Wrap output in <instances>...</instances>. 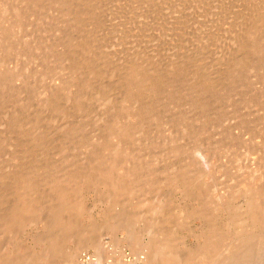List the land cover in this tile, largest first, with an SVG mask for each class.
Here are the masks:
<instances>
[{"label":"rangeland","instance_id":"374dc122","mask_svg":"<svg viewBox=\"0 0 264 264\" xmlns=\"http://www.w3.org/2000/svg\"><path fill=\"white\" fill-rule=\"evenodd\" d=\"M3 1H5V2H3ZM11 1H14V2H17V0L15 1V0H11ZM11 1H9V0H0V6L1 7H3V8H1L0 9V11L2 10L3 12H0L1 13V15H0V17H2L3 16V18H1L2 20H0V22L2 21V23H0L1 25H3V28L2 27H0V30L1 31H3L4 30V28H8L9 27V25L11 26V27H9L8 29H7V31L9 30V32H11V34H9V32H7V31H4V33L3 32H1L0 31V33H3V34H6L7 35V33H8V36L10 37L11 35V38H9L8 36H7V38H8V44H12L13 45V42H15V44H14V46L13 47H11V52L9 51V53H8V55L7 56H0V63H2V61H3V64L2 65H0V71H2V72H0V81L2 82H0V178L2 179V177H3V175L4 176H6V174L8 175V176H10V177H12L11 179H13V181L11 180V179H9V177L8 176H6V178H4V181H2L1 183H0V216L1 215H3V216H5L10 210H11V208H10V205H11V203H12V200H13V194L11 193V192H13L14 193V187H15V182L16 183H18L19 181H18V176H20V175H24V174H28L29 176H30V178H31V182H33V181H37V185L35 184L34 185V188H37V190L36 189H34L33 188V190H31V191H29V192H27V199L28 198H30V199H26L27 201H29L28 203H30L29 205L31 206V207H33V209H42V212L43 211H45V212H43V213H41V212H38V211H41V210H36V212H35V214H36V216H35V218L32 220V222H30L31 223V225L29 224V226L27 225L26 227H24V230H22L23 231V233H22V231H21V228H17L16 226L15 227H10V229H9V233H11V236L13 237H9L8 236V234L9 233H6V231H2L1 230V228H2V223L0 224V233L2 234H0V264L2 263V264H4L5 262H9V264H12V263H14V264H16L17 262H19V260L20 259H23L22 261H20L19 263L20 264H26L27 262H29V261H31L30 263H28V264H41L42 263V259L44 258V256L45 255H43V256H41V254H43L44 253V251L45 250H47V248L49 247H47V244L49 245V243H54L53 242V237H57L58 236V238L60 239V238H62V239H58V243H61V244H63V242L64 241H66L65 242V244L67 245H65V244H63L62 246L65 248V246H66V248H69L73 243V241H74V238H75V234H78L79 232H81V230H83L84 228H86V227H88V229H92L93 228V226L96 228H98V230H99V228L101 229V230H99L98 231V233L99 234H103V232H102V228H104L105 227V225L107 224V226H111L112 225V222L113 223H115L116 221L117 222H119V224H122V222H123V220L125 219L126 220V218H124L125 216H127L128 214H129V211L130 212H135L134 210H136V213L138 214V216H135L136 218H137V221H139V222H134V221H132L130 224L127 222V223H125V222H123V223H125V224H127V225H124V227L125 226H128V228H127V231L125 230V229H123V227H121V229H118V230H115V231H111L110 229H107V228H105V229H103V231H104V236H102V239H101V243H102V245L104 244V246L106 247V248H108V249H111V247H112V245L113 244H115L116 243V245H114L113 247H112V252L113 253H117L118 251V249L120 250L122 247V245H123V249L124 250H122L123 252H124V255H123V252H120V254H121V256H122V259H124V258H126V259H124V260H133V258L135 257L134 256V251L132 252V250H131V248L128 246V243H127V237H126V235L129 233V232H131V233H133V234H138L139 233V231L137 232V230H139V228H140V233H139V235L141 234V237H140V243L142 242V243H147V242H149V239H150V237H148V236H151L152 234H154L153 233V229H152V227H154V224H156L155 222L153 223V221L154 220H156L155 218L156 217H154V215L153 214H149L148 212H150L148 209H149V204L150 203H152V204H154L155 202H157V200H154L153 198H154V196H157L156 198L157 199H159L158 201H160L161 203H163V205L162 204H159L158 202V204H154V207H158V205L159 206H162L165 210L167 209V208H169V210H170V208H172L170 211L169 210H167V211H169L170 213L172 212L173 213V217L175 216L176 218H175V220H174V218L173 219H171V220H174L175 222H172V225H171V220H170V224L169 225H167V222L169 223V221H167L166 222V224L164 223V225L165 226H167L168 227V230L169 231H171V232H173V233H171L170 232V237L172 236V235H174L173 237H171L170 239H174V241L176 242V245L174 244L175 242L174 241H172V242H174L173 244H174V246L175 247H177V249H181V251L179 252V254H181V252L183 253V251H184V253L186 252H188L189 250V248H190V250H192V249H194L193 247L194 246H197V245H199L200 243H202V239L201 240H198V234L200 235V233H201V235L204 233V232H207V231H209V230H207L209 227H212V224L213 225H215L216 226V228L218 229H222V233L223 234H225L226 236H225V238H220L219 239V241L221 242V244L217 247V252L215 253V256H213V258L214 257H217V258H214L213 259V264H220L221 262H220V260L222 259L223 261H224V259L225 258H227V256H229V258H227L228 259V261L231 259V256H232V258H234L235 257V254L234 255H231L232 253H230V251L228 252L227 250H229V248H230V246H232L233 244H235L236 243V241H237V238L240 236V234L242 233V230H244L245 228H246V226H247V224H243V222H241V220L240 221H238L237 220V213L239 212V211H241V210H244L245 209V203H246V200L248 199L247 197H249L248 195H247V191H249V190H251L252 192H258L260 189H258L257 188V186L260 188L261 186H262V188H261V192H263L264 191V179H261L262 178V176H263V178H264V144L262 145V143H264V139H262V138H264V133H263V129H264V78L261 80V76H259V74L257 73V75H256V71H262V70H264L263 69V67L264 66H262V65H264V47H262V46H264V37L261 35V39H260V35H259V39H258V41L257 42H255L257 45H259L258 47H259V49H258V53L259 54H257V53H253V54H256V55H250V56H246V57H248L247 59H249V57H254L253 59H254V61H253V59H252V61H250V60H246V59H244V58H246L245 57V54H240L239 53V51H238V49H239V46L238 45H241L242 44V42L241 41H243V38H244V33H245V31H246V29H247V27H248V25H247V23L246 22H248L249 21V19L251 18V17H255V19H257L258 18V16H259V18H261V17H264V4L261 6V4L262 3H259V2H261V0H258V2L256 1V0H244L245 1V4H244V1L243 0H237V3L235 2L236 0H229V1H225V0H222V2L220 1V0H218V2H220V3H218L217 2V0H212L214 3H215V5H214V3L213 2H211V0H207V1H209V2H207L206 0L204 1V0H199V2L197 3V1L198 0H196V2H195V4H193V1L194 0H183V4H182V0H180V1H177V0H172L173 2H171V0H170V5L168 4V3H166V5L164 4L165 2H169L168 0H165V1H163V0H141L142 1V3H146L147 5L145 6V4H142L141 3V1L140 0H126V3H125V0H124V2H121V1H123V0H121V1H119L118 3H117V1L118 0H116V2H115V0H98V1H96V2H93L92 0H90V1H88V0H76V2H75V0H67L68 2V6L67 5H65V1L64 0H57V1H54V0H49V1H52V2H47L46 0H42V2H38L37 1V5H39L38 7H36V6H34V7H32V9L31 10H26L28 13H26V11L25 12H23V10L24 9H22L21 10V6H19L20 4H16V5H18V7L15 5V3H14V5L16 6V8H20V9H18V10H20L19 12L21 13V12H23V16H22V20H21V22L23 21L24 22V27L22 26V24H23V22L21 23H19L18 24V27L19 28H17V25H14V23L12 22V19H11V9H9L10 11H9V13H10V15H9V13H8V11H7V9L8 8H11L12 7V5H13V2H12V4L10 3ZM18 1H20V0H18ZM47 2L48 4H46V3H44V2ZM77 1H80L81 3L82 2H86V4L85 3H82V4H80L79 2L77 3ZM92 1V2H91ZM103 1H105V2H103ZM131 3L132 2V6H131V4L129 5V3ZM140 1V2H139ZM146 1H148V2H146ZM154 3V4H152V2ZM176 1V2H175ZM192 1V2H191ZM202 1V2H201ZM230 1H234V3L235 4H237V5H233L232 3L233 2H230ZM242 1V2H241ZM55 2H57V5H56V3ZM59 2H61V4L59 3ZM64 2V3H63ZM71 2L73 3L72 5L75 7V5L77 4V6H79V7H75V8H77V9H74L73 8V6L71 5ZM88 2V3H87ZM138 2L140 3V4H138ZM157 2V3H156ZM179 2V4H177ZM207 2V3H206ZM225 2V3H224ZM239 2V3H238ZM252 4H251V3ZM262 2L264 3V0H262ZM1 3H2V5H1ZM6 3H8V5L10 6H8ZM43 3H44V5H43ZM50 3V4H49ZM66 3V4H67ZM94 3V5H96V7L93 5V7H95L94 9L93 8H91L90 6L92 5ZM120 3H121V5H120ZM149 3H150V5H149ZM172 3H173V5H172ZM188 3L189 4H191L190 6L188 5ZM198 5H197V4ZM209 3V4H208ZM224 3V4H223ZM226 3H227V5H226ZM240 3H242L241 5H240ZM251 5H250V4ZM5 4H6V6H5ZM55 5V7H56V9H57V12H59V10L61 11V12H59L58 14H57V12L54 10V6H53V10L52 9H50L52 6L51 5ZM87 4H90V5H87ZM123 4L125 5V6H123ZM141 4H142V6H141ZM155 4H157V5H155ZM159 4H160V6H159ZM185 4H186V7H185ZM208 6H207V5ZM210 4H213V5H210ZM232 4V5H231ZM243 4H244V6H243ZM247 4V5H246ZM255 4V7L253 6ZM256 4H257V6H256ZM260 5V7H259V5ZM65 6V7H63V6ZM69 5H71V6H69ZM83 5H87L88 6V11H87V9H86V11L88 12H86L85 11V9L83 8V7H87V6H83ZM118 5H120L121 7H119ZM134 5V6H133ZM136 5H137V7H136ZM144 5V6H143ZM154 5V6H153ZM163 5H165V7L162 6ZM193 5V6H192ZM195 5V6H194ZM207 6V7H209V8H207V7H205V6ZM221 5H224L223 7H220ZM229 5L230 6H233V7H229ZM245 5H246V7H245ZM4 6H5V10L7 11H4ZM8 6V7H7ZM50 6V7H49ZM61 6H62V8H61ZM117 6V7H116ZM149 6V7H148ZM153 6V7H152ZM160 7V8H158V7ZM170 6H173V7H170ZM176 6H178V7H184V8H175ZM192 6V7H191ZM203 6V7H202ZM211 6H213V7H211ZM228 6V7H227ZM239 6L241 7H244V8H239ZM248 6H250V7H248ZM7 7V8H6ZM41 7V8H40ZM43 7H45V8H47V9H44ZM66 7H72V10H73V12L71 13V14H73V15H75V17L72 15V17H70L71 15L69 14L68 15V13L64 10V8L66 9ZM124 7V8H123ZM153 9H152V8ZM155 7V8H154ZM162 7V8H161ZM201 7V8H200ZM214 7H215V9H214ZM217 7V8H216ZM237 7V10L239 9V11H237L235 8ZM39 8L40 9H44L43 10V12L41 13V11L42 10H39ZM50 9V11H49V9ZM79 8H80V11H79ZM120 8V9H119ZM131 10H130V9ZM134 8V9H133ZM137 8H141L140 10H141V13H139L140 12V10L138 9V10H135V9H137ZM164 8V9H163ZM186 8V9H185ZM188 8H190V9H188ZM191 8H192V11H191ZM194 8V9H193ZM197 8V9H196ZM203 8V9H202ZM219 8H221L220 10H219ZM226 8V9H225ZM228 8H231V10L230 9H228ZM256 8H258V9H256ZM260 8V9H259ZM261 8H263V9H261ZM34 9H36V10H34ZM81 9H83V10H81ZM90 9H93L94 11H96V13L95 12H92ZM119 9V10H118ZM123 9H125V11H127L128 10V12H123V11H120V10H123ZM127 9V10H126ZM132 9H133V14H131L132 13ZM144 9H146V10H144ZM147 9H149V11H151V10H153V11H151L150 13H149V11L147 10ZM175 9H177L176 11H175ZM207 9V10H206ZM213 12H211L210 10ZM214 9V10H213ZM224 9H225V11H224ZM227 9H228V11H230V12H228L227 11ZM233 9V10H232ZM247 9V11H245ZM250 9H252V10H250ZM253 9H254V11H258V12H255L254 13V11H253ZM12 10H13V8H12ZM46 10V11H45ZM71 10V11H72ZM74 10H77V11H75V14H74ZM189 10V11H188ZM202 10V11H201ZM203 10H204V12H203ZM206 10V11H205ZM252 11L253 12V14L255 15H253L252 14V12H249V11ZM261 10H263V12L261 11ZM38 11V14H36V12ZM45 11V12H44ZM82 11H84L83 13H82ZM137 11H139V12H137ZM164 11H168L169 13L167 14L166 12H164ZM175 12L174 13V15H173V12ZM183 11H185V12H183ZM217 11V12H216ZM219 11V12H218ZM222 11V12H221ZM233 11V12H232ZM236 11H237V13H236ZM261 11V12H260ZM31 12H33V14H31ZM40 12V13H39ZM64 12V13H63ZM77 12V13H76ZM89 12H91V13H89ZM118 12V13H117ZM121 12V14H119ZM123 12V13H122ZM143 12H146V13H143ZM171 12H172V14H171ZM181 12V13H180ZM222 14H221V13ZM233 13V15H232V13ZM236 14H235V13ZM238 12H239V14H238ZM259 12H260V14H259ZM6 13V14H5ZM24 13H25V15H24ZM43 13H47V15H48V17H46L47 15L46 14H44L43 15ZM61 13V14H60ZM62 13L64 14L63 16H62ZM65 13H67V14H65ZM79 13V14H78ZM81 13V14H80ZM87 15H86V14ZM93 13V14H92ZM98 13V14H97ZM126 13V14H125ZM143 13V15L145 16V18H143V15H141ZM185 15H184V14ZM220 15H219V14ZM223 13H224V16H223ZM246 13H247V16H246ZM261 13H263V14H261ZM3 14H5V18H4V15ZM31 14V15H30ZM77 14V15H76ZM85 14V15H84ZM90 14H92L91 16L92 17H94V16H97V17H99V19H98V22L96 21V20H93L92 21V19H89L90 17H89V15ZM96 14V15H95ZM119 14V15H118ZM126 16H125V15ZM149 14V18H147L146 17V15H148ZM155 14V15H154ZM176 14H181V15H179V16H177ZM217 14V15H216ZM230 14V15H229ZM249 14V15H248ZM258 16H257V15ZM39 17H38V16ZM46 15V16H45ZM59 15V16H58ZM65 15H66V19L65 18H63V17H65ZM68 15V16H67ZM78 15H81V16H83V17H78ZM94 15V16H93ZM133 15H134V17H133ZM151 15H154V18H152V16ZM166 15V17L165 18H163L164 16ZM251 15V16H250ZM263 15V16H262ZM25 16H27V17H25ZM62 16V17H61ZM85 16H87L88 17V19H89V21H88V19H87V17H86V21H88V22H86V21H84V23H83V21L81 20L80 21V19H82L83 18V20H84V17ZM118 16H120V18H118ZM124 16V18L123 19H121L122 17ZM156 16H158V19L156 18ZM171 18H170V17ZM227 18H226V17ZM231 16V19L229 18ZM244 16H246L244 19H246V21L244 20L243 21V23H241L242 22V19H243V17ZM61 17V18H60ZM67 17H68V19L70 18V20H68L67 19ZM75 19H74V18ZM97 17H96V19H97ZM102 17V18H101ZM128 17V18H127ZM139 17H141V18H139ZM173 17H177V19H175V18H173ZM182 17V18H181ZM236 17V18H235ZM239 17V18H238ZM249 17V18H248ZM38 18H42V19H40V20H42V21H38L39 19ZM60 20H59V19ZM71 18H73L72 20H73V22H75L74 23V26H75V28H74V26H73V23L71 24V23H69V22H71L72 20H71ZM77 18H79V20L77 19ZM126 18V19H125ZM160 18L163 20V22L164 21H166V22H164V24L162 23V20H160ZM180 18V19H179ZM221 20H220V19ZM223 18H226V20H224ZM229 18V19H228ZM242 18V19H241ZM247 18H248V20H247ZM5 19V20H4ZM62 19V20H61ZM63 19H65V20H63ZM78 20V22H76L77 20ZM95 19V18H94ZM147 19V20H146ZM149 19H150V21H151V23H150V21H149ZM173 19V20H172ZM174 19H175V24H174ZM223 19V20H222ZM228 19V20H227ZM10 20V21H9ZM14 20V19H13ZM160 20V22L158 23V21ZM179 20V21H178ZM234 22H233V21ZM236 20V21H235ZM4 21V22H3ZM94 21H96V22H94ZM219 21H221L223 24H221V22H219ZM226 21V22H225ZM228 21V22H227ZM241 21V22H240ZM11 22V23H10ZM88 24V23H93L94 22V24H89L90 26H92V30L91 29H89V25L86 27L85 25L83 26L82 24H86V23ZM143 22V24H141ZM149 22V23H148ZM153 22H154V24H153ZM156 22V23H155ZM168 22H169V25H166V24H168ZM224 22L225 23H227V26H228V24L230 25V26H225V29L223 28L224 26H222V25H226V24H224ZM236 22H238L239 24H241V25H239L238 23H237V25H236ZM77 23L80 25V26H82V27H84V28H81V27H79L78 25H77ZM95 23H96V25H97V28L98 29H96V25H95ZM146 23V25H144ZM171 23H172V25H171ZM178 23V24H177ZM21 24V25H20ZM76 24V25H75ZM141 24V25H140ZM6 27H5V26ZM39 25H41V27L39 26ZM139 25L141 26V27H139ZM159 25V26H158ZM161 25H163L164 27H165V29H164V27L163 26H161ZM236 25V26H235ZM245 25V26H244ZM14 26H15V28H14ZM37 26V27H36ZM40 27V29L42 30V29H44L45 30V32L44 31H41L40 29H39V27ZM44 26V27H43ZM59 26V27H58ZM73 26V27H72ZM146 26V27H145ZM150 27V29L148 28L147 29V27ZM158 26V27H157ZM167 26V27H166ZM232 26H233V29H232ZM243 26V27H242ZM35 27V28H34ZM87 29H86V28ZM93 27H94V29L95 30H93ZM143 27H145L146 28V30H145V28H143ZM239 27V31L237 30V28ZM37 28H38V30H37ZM79 28H81V29H79ZM138 28H140L139 30H138ZM143 28V29H142ZM167 28V29H166ZM169 28V29H168ZM229 30H228V29ZM240 28H242V29H240ZM246 28V29H245ZM3 29V30H2ZM5 29V30H6ZM142 29V30H141ZM157 29V30H156ZM163 29H164V31L166 30H168V32H166V34L167 35H165V32H163ZM225 31H224V30ZM227 29V30H226ZM99 30V31H98ZM141 30V31H140ZM222 30V31H221ZM232 30V31H231ZM237 30V31H236ZM240 30H242V32H244L243 34H242V32H240ZM142 31H143V33H142ZM228 31V33H226ZM234 31V32H233ZM236 31V32H235ZM95 32H97V33H95ZM139 32V33H138ZM141 32V33H140ZM221 32V34H222V36L225 38V41H224V39H221V38H223V37H221V34L219 35V33ZM223 32H224V34H223ZM231 32H233V33H231ZM123 33V34H122ZM164 33V34H163ZM225 33H226V35H225ZM231 33V34H230ZM236 34L237 33V36L236 35H233L232 36V34ZM239 33H241L240 35H238ZM227 34H228V36L230 35L232 38H231V40H230V38H229V40H228V37H227ZM123 35H125V36H123ZM162 35V36H161ZM226 37H225V36ZM122 36V37H121ZM220 36V37H219ZM229 36V37H230ZM240 36V37H239ZM85 37L86 38H88L87 39V41H85ZM94 37H95V39H94ZM125 37H127V39L125 40ZM233 37H235V38H233ZM262 37H263V40H262ZM16 38V39H15ZM17 38H18V40H17ZM66 38L69 40H67L66 41ZM83 38V39H82ZM90 38V39H89ZM92 38V39H91ZM121 38H123V39H121ZM218 38H219V40H218ZM236 38L238 39V40H236ZM11 39H13V40H11ZM65 39V41H64V43H63V40ZM95 40V42H92L91 40ZM179 39V40H178ZM200 39H202V40H200ZM206 39V40H205ZM226 39H227V41H226ZM234 41H233V40ZM11 40V41H10ZM16 40H17V43H16ZM84 41V43H83V41ZM90 42H89V41ZM204 40V41H203ZM221 40H222V45H220L221 44ZM13 41V42H12ZM126 43H125V42ZM127 41H128V43H127ZM174 41L176 42V45H178V46H175V43H174ZM178 41V42H177ZM195 41H196V43H195ZM220 41V42H219ZM224 41V42H223ZM229 41H232V42H234V43H236L237 41H239L238 43H236V44H233L232 42H230L229 43ZM236 41V42H235ZM246 41V39H244V42ZM263 41V42H262ZM11 42V43H10ZM66 42V43H65ZM83 44H82V43ZM85 42H88L90 45H92V46H90L88 43H87V45H86V43ZM92 42V43H91ZM199 42V43H198ZM206 42V43H205ZM227 42V43H226ZM51 43V44H50ZM79 43H81L82 45H80ZM94 43V44H93ZM193 43H195L194 45H195V47H194V45H191V44H193ZM200 43H202L203 45H201ZM229 43V44H228ZM240 43V44H239ZM254 43V44H255ZM260 43V44H259ZM43 46H45V45H47V46H45V47H42V45ZM51 46H50V45ZM55 46H54V45ZM199 44V48H198V50H197V45ZM207 44V45H206ZM230 44H232V46L230 45ZM17 45H18V47H17ZM40 45H41V48H40ZM49 45V46H48ZM53 45V46H52ZM83 45H85V48H87V47H91L92 48V50H91V48L89 47L88 48V50L87 49H85L84 47H83V50H82V52H83V54H82V52H81V47L80 46H83ZM120 45H121V47H120ZM189 45H191V47L189 46ZM204 45H206V46H204ZM226 46L227 47V49H226V47H222V46ZM228 45V46H227ZM233 45L235 46V47H233ZM256 45V46H257ZM262 45V46H261ZM37 46V47H36ZM173 46V47H172ZM179 46L181 47V48H179ZM187 46H188V49H187ZM194 47V49H196L195 51H194V49H193V47ZM202 46H204V48L206 49H204ZM236 46L238 47L237 49H236ZM254 46V45H253ZM255 46V47H256ZM14 47H15V51H17V55H16V52H14ZM36 47V48H35ZM48 47H51V48H48ZM222 47V48H221ZM231 47V50L229 49V48ZM79 48H81V49H79ZM101 50H100V49ZM192 48V49H191ZM200 48H202V50L200 49ZM223 48L227 51L226 52V54L228 55H226L225 53H223ZM234 48V49H233ZM260 48L262 49L261 51H260ZM38 49V50H37ZM85 49V50H84ZM98 49H99V51H98ZM104 49V50H103ZM184 49H186L185 51H184ZM220 49H221V53L219 52L220 51ZM80 50V51H79ZM94 50H95V52H94ZM97 50V51H96ZM188 50H190V51H188ZM204 50V51H203ZM229 50V51H228ZM235 50V51H234ZM12 51H13V53H12ZM86 51V52H85ZM89 52V54H88V52ZM92 51L94 52L93 54H92V58L90 57L91 56V53H92ZM101 51H103V52H101ZM106 51V52H105ZM116 51V52H115ZM117 51H121V52H117ZM140 51V52H139ZM183 52V54H182V52ZM187 51V52H186ZM192 51V52H191ZM193 51H194V54H195V52H196V54L194 55L193 54ZM238 51V52H237ZM244 51H246V50H244ZM84 52H85V54H84ZM91 52V53H90ZM101 52V53H100ZM109 52V53H108ZM110 52L112 53V55H109L110 54ZM137 52H139L140 53V55H139V53H137ZM170 52H172V54L170 55L169 53ZM197 52L199 53V54H197ZM218 52V53H217ZM225 52V51H224ZM235 52V53H234ZM263 52V53H262ZM13 55H12V54ZM96 53V54H95ZM106 53V56L104 55ZM108 53V54H107ZM115 53V54H114ZM124 54L123 56H119V54ZM142 53V54H141ZM175 53V54H174ZM178 53L181 55L180 57H179V55H178ZM186 55H188V56H186ZM191 53V54H190ZM231 53L232 54V58H231V55H229V54ZM237 53V54H236ZM242 53V52H241ZM246 53V52H245ZM262 53V54H261ZM0 54H1V52H0ZM15 54V55H14ZM54 54V55H53ZM87 54V55H86ZM100 54V55H99ZM101 54L103 55V57L105 58V59H108V60H105V59H103V57L101 56ZM129 54H130V56H129ZM132 54V55H131ZM202 54H203V56H202ZM214 54H218V55H221V57L220 56H217V55H214ZM222 54H224L223 56H222ZM234 54H236V56L238 55V54H240V56H238V57H236ZM262 56H261V55ZM51 55H52V57H51ZM97 55H99V57L100 58H102L103 59V61L102 62H104V63H102L101 62V60L102 59H100V58H97L98 56ZM108 55H109V57H108ZM113 55H116L117 56V58H118V56L121 58L122 57V59H121V62L119 61V59H117L116 58V56H115V58H112L113 57ZM126 55V56H125ZM142 55H144V56H142ZM166 55V56H165ZM185 55V56H184ZM193 55L195 56V57H193ZM196 55H198V56H196ZM200 55V56H199ZM242 55H243V58H242ZM259 55V57H261L260 59L257 57ZM8 56H11V57H8ZM49 56V57H48ZM88 56L90 57L89 59H90V61H89V59H88V63H86V61H87V58H88ZM127 56H129V57H127ZM136 56H140L141 57V60H142V57H143V59H145V57H147L146 59H147V61L145 62V60H144V64H145V66L143 65V61H141V60H138V57H136ZM150 56H152V57H150ZM154 56H155V58H154ZM157 56H160V57H157ZM165 56V58H167V60H168V62L171 60L172 61V63H171V61L168 63L167 62V60L165 59V58H161V57H164ZM168 56V57H167ZM174 56H176V57H178L176 60H177V64H176V60L175 59H170V58H173ZM205 56H208V57H206V58H204ZM224 56H226V57H224ZM229 56H230V58H229ZM256 56V57H255ZM6 57H7V60H6ZM14 57V58H13ZM107 57V58H106ZM124 57L126 58V59H124ZM130 57H131V59H130ZM132 57H134L135 59H132ZM139 57V58H140ZM150 57V58H149ZM157 57V58H156ZM185 58V57H187V59L185 58V62H184V60L182 59V58ZM191 57V58H190ZM203 57V58H202ZM212 57V58H211ZM216 59H215V58ZM217 57H220V58H218L219 60H218V63L219 62H221V64H218L217 63ZM251 57V58H252ZM8 58H9V61H8ZM46 58H50L49 60L48 59H46ZM99 59L98 61H96V60H94V59ZM109 58H111L110 60H109ZM137 58V59H136ZM154 58V59H153ZM160 58V60H162L163 61V63L161 62V64H160V60H158L157 62L159 63H156L155 61L157 60V59H159ZM189 58H190V60H192V62H196V63H192L191 61H188V62H186V60H189ZM209 58V59H208ZM225 58H228V59H230V60H226ZM257 58V59H256ZM45 59V60H44ZM92 59H93V61H92ZM112 59H114L113 61H112ZM125 61H124V60ZM150 59V60H149ZM153 59V60H152ZM180 59V60H179ZM195 59V60H194ZM199 59V60H198ZM201 59H203V61L201 60ZM204 59L206 60V63H203L204 62ZM222 59V60H221ZM237 59H239V60H243V61H245L243 64H245V63H247L246 64V66L248 65V66H250V67H248V68H250V71H254V70H252V69H255V67H257L258 65H259V68L257 69V70H255V73L254 72H250L249 70H248V68L246 67V66H244V65H239V69H237L238 68V66H235L236 68H234V64H236V63H234V61H236ZM259 59V60H258ZM262 59V60H261ZM44 60V61H43ZM117 60V61H116ZM123 60V61H122ZM127 60V61H126ZM128 60H130L129 61V63H131V61L132 62H136V63H131V65H129V63H127L128 62ZM136 60V61H135ZM151 61L152 63L150 64V62L149 61ZM164 60H166V63L168 64H166L165 63V61ZM181 60H183L182 61V63L184 62V63H187V65L185 64V66H184V64H181V67L180 66H178V65H180V62H181ZM214 60V61H213ZM232 60V61H231ZM239 60H237L236 62H238ZM258 60V61H257ZM45 61H47V62H45ZM75 61V62H74ZM93 62V65H91L92 64V62ZM96 61V62H95ZM109 61H110V63L112 64V62H113V64H112V66H111V64H107V66L105 65L106 63H109ZM112 61V62H111ZM119 61V62H118ZM139 61H141V63H139ZM178 61H180V62H178ZM197 61H199V63L200 64H198V62ZM225 61H226V63H225ZM228 61V62H227ZM229 61H231V62H229ZM258 62V64H257V62ZM70 62V63H69ZM73 62V63H72ZM81 62H82V64H81ZM83 62H84V64H83ZM116 62H118V63H116ZM124 62V63H123ZM126 62V63H125ZM254 64H252V63ZM262 62V63H261ZM69 63V64H68ZM72 63V66L73 65H76V66H74L75 68H78L79 70H75V68L74 67H72L73 68V70L72 69H70L71 68V64ZM75 63V64H74ZM89 63H90V65H89ZM94 63H96V64H94ZM148 65H147V64ZM192 63V64H191ZM210 63V64H209ZM211 63H213L215 66H213V64H211ZM233 63V64H232ZM253 65V67H252V65ZM262 65H261V64ZM66 65V66H68V68L65 66V69H64V65ZM68 64V65H67ZM78 64H80V65H78ZM86 64V65H85ZM97 64H98V67H97ZM99 64H102V65H99ZM125 64H127V65H125ZM135 64H137V66L138 65H141V66H139V67H137ZM155 64V65H154ZM189 64H191L190 66H189ZM193 64H194V67H193ZM206 64H207V66L209 67H207L206 66ZM224 64H226L225 65V67L223 66ZM231 64V65H230ZM84 65V66H83ZM116 65H117V68H119V69H117L116 68ZM120 65V66H119ZM122 65V66H121ZM125 65V66H124ZM143 65V66H142ZM163 65V66H162ZM171 65H173V66H171ZM177 67H176V66ZM183 65V66H182ZM195 65H197L196 67H195ZM202 65L204 66L205 65V67H202ZM211 65H212V67H211ZM233 65V66H232ZM79 66H80V68L81 67H84V69H80L79 68ZM89 66H91V67H89ZM101 67V69L103 70L104 68H106V69H104L103 71L104 72H102L101 71V69H100V72H98L97 70ZM104 68H103V67ZM108 66H110V67H108ZM125 68H124V67ZM129 66H131V67H134V66H136L138 69H140V68H143L144 69V71H146L145 70V68L147 69V68H151V69H148L149 70V72H151V71H153V73L151 72L150 73V75H153L154 73H157V76H156V74H154L158 79H159V77L161 78L162 76H168L169 74V77H171L172 76V78H169V80H171V81H169V83H167L166 85H164L163 87H164V89L161 87L160 88V86L159 87H157V86H154V88H158L157 90V92H155V91H153L155 94L157 93L158 94V92H160L161 93V91L163 92V94L161 93H159L157 96H159L158 98H153V96H155L154 95V93H153V96H152V90H151V92L149 91V92H147V94H148V100L146 99V100H144V98H146L147 96H145V95H143V97L141 98V100L140 101H138L137 99L138 98H140V96H142V95H140V96H138L136 99H134L135 100V102H134V100H133V103H134V106H133V103H132V105H130V107L128 108V111H129V109H130V111L128 112L127 111V108H126V110H125V112L127 113L123 118V120L125 121V122H127V124H123V123H125L122 119L120 120V123L121 124H123L124 126H126L127 125V127L129 128V125L128 124H130V127L131 126H134V127H131L130 128V131H131V136H130V134H129V136H127V138H126V136L125 137H123V140L121 141V142H119V144H121L120 146H119V144H118V142H117V140H116V142H115V140L110 136V134H109V131H108V127H109V125H111V124H114L115 123V121L113 122V120L115 119L116 120V117H115V115L117 116V114H115V113H117V111L115 112V110H116V108L115 107H117V105H119V100H120V98H119V86H120V84L122 85L123 83H122V78H124V77H122L124 74H123V72L125 73V71H127V69H129V68H131V67H129ZM160 66V67H159ZM165 66V67H164ZM169 66H170V69H169ZM201 66V67H200ZM217 66H219L218 68H217ZM230 66H232V68L233 69H231V67ZM262 66V68L260 69V67ZM93 67H96V68H93ZM115 67V69H114V72H113V68ZM167 67V68H166ZM173 67H175V68H173ZM185 67V68H184ZM189 67V68H188ZM193 67V68H192ZM198 67L201 69H198ZM216 69L215 71H214V68ZM221 67V68H220ZM222 67H224V68H222ZM227 67V68H226ZM230 67V68H229ZM242 67H245L246 68V73H244V68H242ZM48 68H50V69H48ZM63 70H62V69ZM69 69V70H67V69ZM92 68V70H90V71H93V73H94V71H96V72H98V73H96L95 72V74H97V76L98 75H102L103 73L105 74H103V77H100V76H98V80H99V82H98V80H97V76H95V74H93V76H95V77H93L92 76V72H90L89 71V69H91ZM108 68H110V69H108ZM112 68V69H111ZM156 68H158L157 70H155L154 71V69H156ZM173 68V69H172ZM179 68V69H178ZM182 68V70H180ZM187 68V69H186ZM190 68H191V70H190ZM195 68V70H193ZM197 68V69H196ZM202 68H204V69H202ZM206 68V69H205ZM240 68H242L241 70H240ZM48 69V70H47ZM96 69V70H95ZM143 69H140V70H143ZM160 69H161V71H160ZM178 69V70H177ZM185 69V70H184ZM210 69V70H209ZM222 69V70H221ZM231 69V70H230ZM238 70V71H240V72H238V71H236V72H238V73H236V72H234L235 70ZM7 70V71H6ZM50 70H53V71H50ZM59 70H61V72L59 71ZM73 72H72V71ZM84 70V71H83ZM109 70V73H111L110 75H109V73L107 72ZM111 70V71H110ZM115 70H116V72H115ZM119 70V72H117ZM147 70V71H148ZM162 70L164 71V70H166V71H170L169 72V74H168V72H166V71H164V73H162ZM175 70H177V71H175ZM182 72H180V71ZM187 71V72H184V71ZM188 70H190V71H188ZM193 70V71H192ZM196 70H197V72H196ZM200 70V72H198ZM219 70V71H218ZM229 71V75L227 74V75H225L227 72H225V71ZM47 71H48V75H46V73H47ZM51 73H50V72ZM81 71H83L84 73L85 72H87V73H85V74H83V73H81ZM89 71V72H88ZM120 71H123V72H120ZM157 71V72H156ZM162 73V76H159V75H161V73ZM203 71V72H202ZM216 71H218L217 73H216ZM221 71H223L222 72V74L224 75H222L220 72ZM231 71H233L232 73H233V75L235 74V76H233L232 75V73L230 74V72ZM247 71H249V72H247ZM258 71V72H259ZM5 72V73H4ZM8 72V73H7ZM11 72V73H10ZM60 72V73H59ZM158 72H159V74H158ZM174 72V73H173ZM176 72V73H175ZM208 73V75H206L207 73ZM215 72V73H214ZM264 72V71H263ZM263 72H261V74L260 75H263L264 76V73ZM1 73H2V75H1ZM4 73V74H3ZM45 73V74H44ZM52 73H54V74H52ZM77 73L78 74H80L79 75V77H78V75H77ZM88 73H89V75H88ZM115 73H120L119 75L117 74H115ZM121 73H122V75H121ZM168 75H167V74ZM178 73V74H177ZM180 73V74H179ZM184 73V75H182ZM185 73H186V75H185ZM194 73H195V75H194ZM206 73V74H205ZM213 73H214V75H216L217 77H215L214 75H213ZM240 73V74H239ZM242 73H244V75H242ZM250 73V74H249ZM253 73H254V75H256V76H253ZM6 74V76H4ZM13 74V75H12ZM15 74H18V75H15ZM49 74H52V75H50L49 76ZM81 74H83L82 76H81ZM87 74V75H86ZM90 74H91V77L92 78H89L90 77ZM107 74L109 75V76H107ZM112 74L114 75V76H112ZM174 76H173V75ZM190 76H189V75ZM203 74H205L206 76H208V77H205V75H203ZM217 74H221V75H217ZM252 74V75H251ZM12 75V76H11ZM45 75V76H44ZM72 75V76H71ZM76 75V76H75ZM152 76L153 77V82H155L156 80H157V78H155V76ZM176 75V76H175ZM178 75H180V76H183V78H179V76ZM239 75V77L237 78V76ZM242 75V76H241ZM246 75H248L247 76V81H245V76ZM250 75L252 76V78H250ZM7 76H10V77H7ZM15 76V77H14ZM86 76H88V77H86ZM106 76H107V78H106ZM112 77V80L111 79H109L108 77ZM177 76H178V78H177ZM185 76V77H184ZM192 76H194L195 78H192ZM227 76V77H226ZM229 76H230V78H229ZM233 76V77H232ZM241 76V77H240ZM2 77L3 78H7V80H5V79H2ZM11 77H12V79H11ZM17 77V78H16ZM73 77H74V79H73ZM78 77V78H77ZM117 77V78H116ZM120 77H122V78H120V80H118ZM188 77V79H186V81H185V78H187ZM196 77H199V78H196ZM201 77H202V79H201ZM211 77H212V79H211ZM218 77H220L221 78V80H222V82H221V80H220V78H218ZM223 77V78H222ZM225 77V78H224ZM235 77V79H232V78H234ZM244 77V78H243ZM249 77V78H248ZM8 78L10 79L9 81H8ZM15 78V79H14ZM92 81V79L93 78H95V79H93V82H91V81H89L88 82V80L89 79ZM99 78H101V79H99ZM114 78V79H113ZM154 78H155V81H154ZM165 78V77H164ZM192 78V79H191ZM210 78V80H207V79H209ZM231 79V82H232V87H234L233 89H232V87H231V85L228 83V84H225L224 85V83H225V81H226V79ZM236 78H237V80H236ZM239 78H241V80H238ZM257 78H259V80L257 79ZM87 79V80H86ZM103 79V80H102ZM106 79H108L107 81H106ZM190 79V80H189ZM196 79V80H195ZM200 79H201V81H200ZM214 79V80H213ZM217 81H216V80ZM219 79V80H218ZM242 79L244 80V81H242ZM249 79V80H248ZM255 80V82H254V80ZM4 80V81H3ZM13 80V81H12ZM70 82H69V81ZM72 80H74L75 81V83L77 82L78 84H75L76 85V87H80V89H78V88H76L75 87V85H74V81H72ZM78 80V81H77ZM96 82H95V81ZM101 80L103 81V84H102V82H101ZM118 80V81H117ZM122 80V81H121ZM206 82H205V81ZM216 81V83L215 82H213V81ZM233 80H236L237 82L239 81L240 82V84H238L236 81H233ZM253 80V81H252ZM263 82H261V81ZM8 81V82H7ZM12 81V82H11ZM24 81V82H23ZM61 81H63L62 83H61ZM66 81V82H65ZM67 81H68V83H73V85L69 88L68 87V85H70V84H68L67 83ZM108 82V83H105L104 84V82ZM115 81V83H116V81H117V84L119 83V86L117 87L116 85H114L113 83H111V82H114ZM174 81V82H173ZM188 81V82H187ZM198 81H199V83H198ZM203 81V82H202ZM248 81H250V82H248ZM6 82V83H5ZM64 82H65V86H66V88L65 89H60V87L62 88H64ZM85 82H86V84H85ZM91 85V83H92V86H88L89 84ZM98 82V83H97ZM121 82V83H120ZM172 82H173V85H175V87L172 85L171 86V84H172ZM177 82H178V84L179 85H176L177 84ZM181 83V87L179 88L178 87V89L177 90H175L174 88H176L177 86H180V83ZM192 83V84H189V83ZM218 82V83H217ZM221 82V83H220ZM230 82V83H231ZM246 82V84L247 85H249L248 83H251L249 86H247L246 84H244V83ZM248 82V83H247ZM10 83V84H9ZM67 83V84H66ZM84 83V84H83ZM99 83H100V85H99ZM109 83H111V86H112V84L116 87V88H118L117 90H118V92H117V94H118V96L115 94V92H113V91H116V88H114V86H112V90H113V88L115 89V90H111L110 92H109V94H111V95H107L108 94V91L111 89V86L109 85ZM185 85H188V86H185ZM208 83H209V85L211 86H209L208 85ZM211 83V84H210ZM212 83H215V84H212ZM237 85H236V84ZM5 84H6V86H5ZM93 84H95V86H99V88L97 87V89H96V87L95 86H93ZM101 84H102V86H104L105 88H103V90H101L102 89V87H101ZM106 84H108L107 86H106ZM201 85V87L203 88L204 87V89H202L201 87H200V85ZM207 84V85H206ZM217 84H219V86H216ZM235 84V85H234ZM241 84L243 85L244 84V86L243 87H241ZM4 85V86H3ZM23 85H25V86H23ZM61 85V86H60ZM63 85V86H62ZM78 85V86H77ZM79 85H83L82 87L81 86H79ZM170 85V86H169ZM184 85V86H183ZM195 85V86H194ZM203 85H205V86H203ZM214 85V86H213ZM224 85V86H223ZM9 86V87H8ZM87 86L88 87H91L90 89H92V91L90 90V89H87ZM109 86V87H108ZM191 86V87H190ZM198 87L199 86V88H195V87ZM209 86V87H208ZM218 87L217 89L216 88H214V87ZM222 86V87H221ZM251 86V87H250ZM4 87V88H3ZM22 87H23V89H22ZM24 87H25V90H24ZM59 87V88H58ZM67 87L70 89V91H69V89L67 90ZM73 87V88H72ZM86 87V88H85ZM94 87V88H93ZM122 87V86H121ZM123 87H125V86H123ZM122 87V88H123ZM170 87V88H169ZM171 87H173V88H171ZM208 89H206V88ZM213 87V88H212ZM229 88V91H230V89H232L230 92H228L227 91V89ZM246 87V91H245V88ZM5 88H7L8 90H9V92H8V90L6 89V90H4ZM57 88V89H56ZM77 89V90H80L79 92H76V90L75 89ZM83 90H82V89ZM108 88H110V89H108ZM126 88H128V87H126ZM153 88V89H154ZM165 88H169L168 90H167V92L166 91H164L165 90ZM185 88V89H184ZM197 90H195V89ZM201 88V89H200ZM211 88V89H210ZM250 88V89H249ZM27 89H29V90H27ZM58 89H59V91H58ZM85 89V90H84ZM86 89H87V91H89V92H87L86 91ZM105 89H108V91L106 90L105 91ZM125 89V88H124ZM156 89H154V90H156ZM161 89H163V90H161ZM171 89V90H170ZM173 89L175 90V91H177V93L175 92V91H173ZM200 89V90H199ZM213 89V90H212ZM218 89H221V90H219V92H215V91H218ZM225 89H226V91H225ZM242 89H244V90H242ZM1 90H2V92H1ZM24 90V91H23ZM56 90H57V92H56ZM68 92H67V91ZM81 90H82V92H81ZM93 90H94V93H90V92H93ZM97 90V91H96ZM191 90V91H190ZM203 90V91H202ZM224 90V91H223ZM5 91V92H4ZM33 91V92H32ZM55 91V92H54ZM98 91H100V93H98ZM104 92L103 94L104 95H102L101 93L102 92ZM170 91V92H169ZM173 93H172V92ZM186 91H187V94H186ZM192 91H194V92H192ZM210 91H212V92H210ZM65 94H64V93ZM69 93V92H71V94L73 95V93L75 94V95H77V97L76 98H74L75 97V95H70V97H72L73 98V100H71L70 99V97L69 96H66V95H68L67 93ZM73 92V93H72ZM111 92H113V93H111ZM167 93V95L165 94L164 95V93ZM175 92V93H174ZM189 92V93H188ZM191 92H192V96H191ZM203 93V92H205V93H203V95L201 96V95H199L200 93ZM214 92V93H213ZM222 94H221V93ZM224 92H226V93H224ZM227 92H228V95H227ZM3 93V94H2ZM5 93H6V95L7 96H5V98H4V95H5ZM32 93H33V95H32ZM35 93V94H34ZM54 93V94H53ZM58 93H63L61 96L60 95H58V97L59 98H57V97H54V99L52 100V98H53V96H57V94ZM80 93V94H79ZM81 93H83V95L84 94H86V95H88L87 97H86V95L84 96L85 98H83V96H82V94ZM88 93H90V95H91V98L89 97L90 95L88 94ZM171 95V93L172 94H174V96L173 95H169V94ZM194 93V94H193ZM217 93V94H216ZM218 93H219V95H218ZM231 93V94H230ZM70 94V93H69ZM95 96H94V95ZM98 94V95H97ZM114 96H113V95ZM149 94H151V95H149ZM187 95L186 96V100H184L185 99V97H183V95ZM205 94V95H204ZM209 94H210V96H209ZM14 95H15V99L14 98H12V96L14 97ZM95 97H93V96ZM97 95V96H96ZM107 96V97H109V96H111L110 98H106V97H103V96ZM162 95V96H161ZM178 95V96H177ZM206 95H208L207 97H206ZM221 95H223L222 97H221ZM224 95H225V97H224ZM230 95V96H229ZM10 96V97H9ZM65 96H66V98H65ZM78 96H81L82 97V99L84 100H82L81 99V101L80 100H78V99H80ZM101 96V97H100ZM151 96V97H150ZM157 96H155V97H157ZM168 96V97H167ZM170 96V97H169ZM211 96L212 97H215V98H211ZM66 99V100H64L63 101V99L64 98ZM104 99H103V98ZM113 97H115V100L117 101V99H118V101H117V103H116V101L114 100V98ZM161 97H163V98H161ZM166 97V98H165ZM176 97L178 98V99H176ZM202 97V98H201ZM209 97V98H208ZM227 97H229V98H227ZM2 98V99H1ZM4 98V99H3ZM10 98H12L13 99V101H11L10 100ZM57 100H56V99ZM60 98H61V100H60ZM94 98V99H93ZM99 98V99H98ZM171 98H172V100H171ZM188 98V99H187ZM205 98V99H204ZM226 99V101H225V99ZM8 99H9V101H8ZM17 99V100H16ZM58 99H59V101H58ZM88 99V100H87ZM90 99H92V100H90ZM95 99H97V102L95 101ZM102 99V100H101ZM108 100L109 101V99L111 100L110 102H107L106 100ZM151 99V100H150ZM152 99H155V100H153V103H151L152 102ZM159 99V100H158ZM169 99V100H168ZM209 99H211V100H213L212 102H211V100H209ZM215 99V100H214ZM220 99V100H219ZM69 100H71V103L73 104V107H72V104L70 105L69 103H70V101ZM76 100V101H75ZM87 102H86V101ZM105 101V104L106 103H109V104H106V106H104V105H102L101 103H104V102H101V101ZM114 100V101H113ZM161 100H163V102L161 101ZM218 100V101H217ZM224 100V101H223ZM53 101H55L54 103H53ZM63 101V102H62ZM66 101H68V102H66ZM72 101H74V103L72 102ZM78 101V102H77ZM80 101V102H79ZM91 101V102H90ZM95 101V102H94ZM98 101H99V103H98ZM137 101H138V104L140 105V103H142V104H144V103H147V102H149V103H147L148 105L147 106H145V104H144V106L141 104L140 105V108L138 107L139 105L137 104V106H136V104L135 103H137ZM141 101H144V103L143 102H141ZM146 101V102H145ZM157 101H158V103H157ZM167 101V103H164V102H166ZM176 101V102H175ZM178 101V102H177ZM217 101V102H216ZM4 102V103H3ZM9 102H11V105H10V103ZM16 102V103H15ZM19 102H21V103H19ZM53 104H55V106L53 105L52 106V103ZM57 102H62L63 104H66V106H64L62 103V105L64 106V107H61L62 105H59L60 103H57ZM66 102V103H65ZM92 102L94 103V104H92ZM112 102V103H111ZM140 102V103H139ZM160 102V103H159ZM162 102V103H161ZM172 102H174V103H171ZM214 102V103H213ZM13 103V104H12ZM18 103V104H17ZM78 103V104H77ZM81 103V104H80ZM86 103V104H85ZM90 103H91V105H93V106H95V108L93 109V106H91L90 105ZM96 103V104H95ZM98 103V104H97ZM156 103H157V106H156ZM169 103V104H168ZM70 105L72 108H74L75 110H76V108H77V110L75 111V110H72V108L69 106L68 107V105ZM75 104V105H74ZM83 104H85V105H83ZM110 104H112V106H113V104H116V106L114 105L113 107L115 108H110L111 107V105ZM152 104V105H151ZM160 104V105H159ZM15 106V108H14V106ZM59 105V106H58ZM77 105V106H76ZM101 105H102V107H101ZM108 105H109V107H108ZM152 107H151V106ZM164 105V106H163ZM170 105V106H169ZM13 106V107H12ZM58 106V107H57ZM88 106V109H89V106H91L90 108L91 109H89L90 111H92V112H89V110L88 109H85L86 107ZM100 106V107H99ZM136 106V107H135ZM144 108H143V107ZM162 106V107H161ZM56 107V110L54 109ZM76 107V108H75ZM83 107H84V109H83ZM102 108L103 109V107H104V109L102 110V109H100L99 110V108ZM106 107H108V109L106 108ZM135 107V108H134ZM142 107V108H141ZM157 107H159V109H157ZM16 109V110H14V109ZM57 108H59L58 110H57ZM60 108L63 110V108H65V110H61L62 112H60ZM68 110H67V109ZM71 108V109H70ZM81 109V111H85V113H86V115H85V113H84V111L83 112H79L78 111V109ZM97 108V109H96ZM138 108V112H136V114L134 113L135 111H137V110H135V109H137ZM145 108H147L148 110L147 111H145L146 109ZM150 108L151 109H153V108H156V109H154V110H152V111H150ZM160 108H162V109H160ZM166 108V109H165ZM93 109V110H92ZM106 109V110H105ZM110 109H113V110H111L110 111ZM134 110V112H133V110ZM140 109H143V110H141L140 112L141 113H143L142 115H141V113L139 112V110ZM145 109V110H144ZM69 110H71V112H68ZM86 110H88V111H86ZM94 110H95V112H97L98 110V115H97V113H95L94 112ZM104 110H105V113H104ZM109 110V111H108ZM132 110V111H131ZM161 110V111H160ZM163 110V111H162ZM165 110V111H164ZM15 111V112H14ZM67 111V112H66ZM73 111V112H72ZM75 111V112H74ZM102 111V112H101ZM109 113H108V112ZM113 111V112H112ZM143 111V112H142ZM146 113H148L147 115L145 114V112ZM155 111V112H154ZM59 112L60 113H62V114H59ZM77 112H79V114L77 115ZM110 112H111V116L109 115L108 116V114H110ZM115 112V113H114ZM131 112V113H130ZM132 112H133V114H134V116H132L133 114H132ZM153 113V116H150V115H152V113ZM159 112V113H158ZM66 113V114H65ZM70 113V115H68V114ZM71 113H73V114H76V115H74V116H72L71 115ZM82 115H81V114ZM88 113H90V114H88ZM92 113V114H91ZM93 113L95 114V116H97V117H95L94 118V116H93ZM103 113V114H102ZM106 113H108L107 115H106ZM112 113H114V114H112ZM139 113V114H138ZM157 115H156V114ZM87 114H88V116H87ZM99 114H100V116H99ZM131 116H130V115ZM140 115V116H138V115ZM160 114H161V116H160ZM14 115H16V118L14 117ZM62 115V116H61ZM64 115H67V116H64ZM79 115H80V117H79ZM84 115H85V117H84ZM91 115V116H90ZM103 115H105V116H103ZM11 116H13V117H11ZM35 116H37V117H35ZM99 116V117H98ZM108 116V117H107ZM127 116V117H126ZM150 117V118H147V117ZM154 116H155V118H154ZM11 117V118H10ZM17 117H20L19 119H21V121H19V119L17 118ZM39 117V118H38ZM63 117V118H62ZM66 117V118H65ZM74 117V118H73ZM79 117V118H78ZM84 117V118H83ZM90 117H93V118H90ZM102 117H103V119H102ZM115 117V118H114ZM129 117V118H128ZM134 117V118H133ZM141 117V118H140ZM145 117V118H144ZM157 117H159V118H157ZM26 118V119H25ZM32 118V119H31ZM33 118H35L37 121H39V122H37L36 123V120H34ZM70 118V119H69ZM75 118L77 119V120H75ZM86 118H87V120H89V118H90V120L91 121H83L82 122V119L84 120H86ZM97 118L99 119H102V120H100L103 124H101V122L99 121V120H97ZM111 118V119H110ZM126 118H128V119H130V121L129 120H127ZM139 118V119H138ZM152 118V119H151ZM178 118H179V120H181V121H179L178 120ZM12 119H14V120H12ZM18 120V123L20 124V125H23L22 123H24V129H23V126L21 127V126H18V123H17V125H15L16 124V121L15 120ZM24 119L25 120H28L29 119V121H24ZM79 119H80V121H79ZM97 120V122L98 123H96V120ZM106 119V120H105ZM108 119H110L111 120V122H109V123H111V124H109L108 122H107V126H106V121H109ZM113 119V120H112ZM131 119H134V120H131ZM137 119V120H136ZM149 119V120H148ZM151 119V120H150ZM160 119V120H159ZM177 119V120H176ZM12 120V121H11ZM31 120H33L35 123H32V121ZM68 120L70 121V122H72L73 123V127H72V123H70V122H68ZM105 120V121H104ZM138 121L137 123H136V121ZM142 120H143V123H141L140 124V122H142ZM147 120V121H146ZM176 120V121H175ZM15 121V122H14ZM104 121V122H103ZM132 121H134V123L132 122ZM149 121H151V122H149ZM186 121H188V126H186L185 124H187L186 123ZM12 122H13V124H12ZM27 122V124H25ZM30 122V123H29ZM94 122H95V125H94ZM117 123L119 122V121H116ZM132 122V123H131ZM145 122H147V124L145 123ZM157 122H159V123H157ZM261 122H262V124H261ZM8 123H10V124H8ZM66 123H69L68 125L66 124ZM81 123H83L82 125H81ZM92 124V126H91V124ZM101 125H100V124ZM153 123V125L151 126V124ZM154 123H155V125H154ZM173 123V124H172ZM176 125H175V124ZM181 124V126H180V124ZM190 123H191V126H190ZM261 124V126L263 127V129H261L262 127H259L260 126V124ZM29 124V125H28ZM33 124V125H32ZM37 125L38 124V127L37 128H35V126L34 125ZM77 124V125H76ZM88 124H89V127H88ZM96 124L98 125L97 127H100V129H102V127L104 128V130H103V132L102 131H100V129H97V131H96V128L97 127H95L96 126ZM132 124V125H131ZM143 124V126L145 127V129H144V127H143V129H144V131L141 129L142 128V125ZM145 124H146V126H148V128L145 126ZM160 125V126H158V127H156V125ZM257 124H259V125H257ZM8 125H10L9 127H11L12 125L15 127V129H13L12 130V127L9 129V131H8ZM26 125H28V128L26 129L25 127H27ZM32 125V127L34 126V128H32L31 127V129H30V126ZM65 125H66V127H65ZM71 125V126H70ZM74 125H76V127L74 126ZM79 125H81V127L79 126ZM86 125H87V127H86ZM100 125V126H99ZM149 125H150V129H149ZM182 125H185V126H183L182 127ZM93 126H94V131L92 130V128H93ZM178 126V127H177ZM259 129H261V130H259V131H262L261 133L258 131V128ZM13 127V128H14ZM19 127H21V129L19 128ZM63 127H65L64 128V130H62L63 129ZM79 127V128H78ZM87 129H86V128ZM92 127V128H91ZM139 129H138V128ZM161 129H160V128ZM182 127V128H181ZM70 128H72V129H70ZM75 128V129H74ZM106 128H107V130H106ZM134 128V129H133ZM135 128H136V130H135ZM152 128V129H151ZM154 128H156V129H154ZM179 128V129H178ZM189 128V129H188ZM251 128H252V130H251ZM35 129V130H34ZM70 129V130H69ZM77 129V130H76ZM81 129V130H80ZM84 129H85V133H84ZM89 129V130H88ZM133 130V132H132V130ZM154 129V130H153ZM184 129H185V131H184ZM190 129H191V131H190ZM201 129V130H200ZM254 129H255V131H254ZM15 130V131H14ZM21 130H24V131H22V132H20ZM35 131V133H38L39 135H42V136H39V135H37V134H35L34 133V131ZM68 132H67V131ZM80 130V131H79ZM146 130V131H145ZM148 130H149V132H148ZM183 130V131H182ZM188 130V131H187ZM10 131H12L11 133H10ZM15 133H14V132ZM38 131V132H37ZM40 131H42V134H40ZM65 131V133H66V135H65V133H63ZM71 132V135H72V137H74L75 135V138H73V139H71V135H70V132ZM74 131V132H73ZM77 131V132H76ZM82 131V132H81ZM87 131V132H86ZM89 131V132H88ZM101 133H100V132ZM106 131H108L107 133H106ZM134 131H136V132H134ZM137 131H138V133H140V134H138L137 133ZM143 131V132H142ZM154 131V132H153ZM258 132V135L257 134H255V136H256V138H258V139H256V140H252V139H254V133H257ZM9 132V133H8ZM157 132V133H156ZM254 132V133H253ZM19 133H20V135H19ZM33 133L35 134V135H33ZM61 133H63L64 135L62 136V138H63V140L64 141H62V140H60V138H61ZM79 133V134H78ZM80 133H82V134H80ZM102 133H103V135H102ZM134 133V134H133ZM136 133H137V135H136ZM143 133V134H142ZM154 133H156V134H154ZM159 133H160V135H159ZM260 133V134H259ZM58 134H60V135H58ZM74 134V135H73ZM99 134H101V135H99ZM105 134H106V136H105ZM150 134H152V135H150ZM158 134V135H157ZM261 134H263V137L261 138ZM23 135V136H22ZM29 135V136H28ZM31 135H32V137H31ZM67 135H70V136H67ZM81 135V136H80ZM108 135V136H107ZM134 135V136H133ZM135 135H136V137H135ZM148 135V136H147ZM250 135V136H249ZM259 135H260V138H259ZM34 136V137H33ZM36 136V137H35ZM39 136V140H38V137ZM44 136V138H42ZM58 136H60V138L58 137ZM133 136V137H132ZM142 136L144 137V139L142 138ZM156 136V137H155ZM158 136H160V137H158ZM253 136V137H252ZM258 136V137H257ZM22 137V138H21ZM25 137V138H24ZM27 137H28V140H32V142H30V141H27ZM31 137V138H30ZM41 137V138H40ZM79 139H77V138ZM87 137V138H86ZM99 137H101V139L99 138ZM105 137H106V139H105ZM109 137L110 138H112V140L111 139H109ZM138 137V138H137ZM147 137H149V138H147ZM249 137H250V139H249ZM34 138H37V141L38 142H36V140H34ZM46 138V139H45ZM61 138V139H62ZM80 138H83V139H80ZM128 139V140H125V139ZM134 138L136 139V140H134ZM157 138H159V140L161 141H159ZM25 140V142H24V145H23V141ZM40 139H42V143H41V147H42V145H43V147L41 148L40 147V145H38L37 146V144H39L40 142H41V140ZM44 139H45V141L47 142V143H49L50 145L47 147V143L44 141ZM48 139V140H47ZM58 139V140H57ZM70 140L71 139V141H70V143H72L74 146H72V144H70L68 141H66V140ZM85 139V140H84ZM129 139H131V140H129ZM133 139V140H132ZM145 139L147 140V141H145ZM149 139H150V141H149ZM152 139V140H151ZM154 139V140H153ZM155 139H156V141H155ZM164 139V140H163ZM261 139V141H259ZM20 140H22V141H20ZM73 140V141H72ZM76 140V141H75ZM79 142H78V141ZM106 140V141H105ZM113 140H114V143L115 144H117L118 145V147L113 143ZM139 140V141H138ZM141 140H143L142 142H144V143H142L141 142ZM163 140V141H162ZM192 140V141H191ZM19 141H20V143H22L21 144V147H19L20 146V144H19ZM37 143V144H35V142ZM40 141V142H39ZM58 141V144L60 145V146H58L57 144H56V142ZM59 141L63 144V142H67V143H64L63 145H61L60 143H59ZM75 141V142H74ZM80 141H81V143H80ZM103 141H105V142H103ZM127 141V142H126ZM131 141V142H130ZM132 141H134L135 142V145H133L132 144ZM138 141V142H137ZM160 142V143H158V142ZM252 141H254V142H252ZM31 144H30V143ZM43 142H44V144L46 145V147L44 146V144H43ZM86 142H89V143H86ZM91 142V143H90ZM98 142H101L100 144L98 143ZM125 142V143H124ZM130 142V143H129ZM137 142V143H136ZM142 144H141V143ZM149 142H150V144H153V145H150L149 144ZM152 142V143H151ZM258 142H259V145H261V146H263V147H261L260 149L258 148ZM26 143V144H25ZM29 143V145L27 146V144ZM78 143V144H77ZM84 143V144H83ZM108 143H109V145L110 146H114V147H117V148H120L121 150V154H124L123 156H122V162H121V164L120 165H122V169L120 168V170H117V172H116V174H118V178L120 177H122L123 176V174H124V172L122 171L123 169H126L128 166H127V163L129 164V167H132V165L133 164H135V166H139V164H140V166H141V169H142V172H141V174H140V179L138 178V179H135V180H133L132 182H137V181H141V183H143V181L142 180H144V183L143 184H141L143 187H145V188H143L142 186L140 187H137V190H140L141 192H142V190H143V192L142 193H140V191L138 192L137 190H136V193L138 192V195L137 194H134V195H124L123 197H125V198H129V199H131V200H129V199H123L122 200V195L121 194H115V193H113L114 191L112 190V189H109V188H107V187H105L104 185H102L103 187H100V186H98V185H94L95 183V177L93 178L92 177V180L90 181L91 183H90V185H89V183L86 185V184H84V187L85 186H87V188H91V189H93V191H95V192H93L91 189H90V191H89V189L88 190H86V187L84 188L83 187V185H82V183H80L79 184V181H78V187H77V189L79 190V187H80V185H82V187H81V189H82V191H81V189L76 193V194H82V196L80 197V196H78L77 195V197L75 198L74 197V195H71L72 193L70 192V195L73 197H71L70 195H69V193H68V195L66 194V196H68L67 198H68V200H67V202L66 203H68L69 204V200H70V203L71 204H77V205H79V206H84V208H83V212H80V213H75L74 211H71L72 213V215L70 214V216H68V214H66V215H63V217L65 216V218L66 217H68V218H66V219H68V220H70L71 222H72V231L70 230V231H65L64 233H60V235H63V237L62 236H60L58 233L59 232H57L58 230H55L54 232H52L54 229L51 227H47L48 226V224L50 223V215L47 213V211L49 210L50 211V208L52 209V207H51V205L53 206V208H55L56 206L55 205H57L56 203H54L53 201V198H55V193H56V190L54 189H52L51 188V186L48 184L47 185V187H46V189L44 190V188H45V185H46V180L52 175V173L53 172H55V176H54V173H53V175L52 176H54L53 178H56L57 180L59 179V181H61V180H63V182H62V186H61V188H63L64 186H66L67 184H65L64 183V181H65V179H66V177H68V176H70V175H72V174H75V173H77V174H81V173H84L83 174V176L84 175H91V173H93L94 172V174H95V170L93 169L92 170V168H91V166H94L93 164H95V166L97 165V161H100V157H105L107 154H108V151H106V149H107V147L106 146H108ZM127 143V144H126ZM155 143H157V144H155ZM163 143H164V145H166V146H163ZM192 143H195V144H192ZM200 143V144H199ZM251 143H253L252 145H251ZM255 143H257V144H255ZM261 143V144H260ZM19 144V145H18ZM35 144V147L33 146ZM67 144V145H66ZM81 144H83V146L81 145ZM88 144V145H87ZM104 144V145H103ZM106 144V145H105ZM124 144H126V145H124ZM141 145V147H140V145ZM144 144H146V145H144ZM159 144H162V145H160L159 146ZM199 144V145H198ZM253 147V149L251 150V146ZM18 145V146H17ZM66 145V146H65ZM70 145H71V147H70ZM77 145V146H76ZM87 145V146H86ZM99 145V146H98ZM131 145H133L134 147H136V148H133L132 149V147L133 146H131ZM138 145V146H137ZM142 145H144V146H146V147H142ZM204 145V146H203ZM256 145H258V146H256ZM26 146V147H25ZM32 146H33V148H32ZM55 146H58V150L56 149L57 147H55ZM81 146V147H80ZM98 146V147H97ZM125 146V147H124ZM147 146H149V147H147ZM153 147V149H152V147ZM157 146L158 147H160V148H158V150H157ZM168 146V147H167ZM190 146H193V148H192V150L193 149H196V150H194L193 152H191L192 150L190 149L191 147ZM202 146V147H201ZM205 146H207V148H205ZM19 147V148H18ZM22 147H24V148H22ZM41 150V151H43L42 153H41V151L38 149V148ZM50 147H52V149H50ZM67 147V148H66ZM74 147V148H73ZM85 147V148H84ZM89 147L91 148L92 147V149L90 150L89 149ZM96 147H97V149H96ZM99 147L101 148V149H99ZM106 149H105V148ZM139 147H140V149H139ZM172 147V148H171ZM174 147V148H173ZM199 148V152L200 153H198V152H196V151H198V149L197 148ZM204 147V148H203ZM250 147V151H249V148ZM255 147V148H254ZM21 148V149H20ZM43 148H45V149H43ZM49 148V149H48ZM54 148H55V152H53L54 151ZM61 148V149H60ZM63 148V149H62ZM64 148L66 149V150H64ZM72 148V151L70 150V154L67 152L69 149H71ZM81 148V149H80ZM88 148V149H87ZM93 148H95L96 150H97V152H96V150L95 149H93ZM123 148V149H122ZM125 148V149H124ZM129 148V149H128ZM138 148V149H137ZM188 148V149H187ZM202 150H201V149ZM210 148V149H209ZM258 148V149H257ZM20 149V150H19ZM24 150V152H23V150ZM36 149V150H35ZM38 149V150H37ZM99 149V150H98ZM127 149V151H125ZM131 149V150H130ZM143 149V150H142ZM144 149H145V151H144ZM154 149H155V151H158V152H155L154 151ZM161 149V151H159ZM165 149L167 150V151H165ZM177 149H179L180 151H183V153H179L178 151L179 150H177ZM190 149V150H189ZM204 149H205V151H204ZM255 149V150H254ZM49 150V151H48ZM52 150V151H51ZM56 150H57V152H56ZM59 150H61L60 152L62 153V152H65V154L66 155H64V153H63V155L59 152ZM103 151V153H104V155H102L103 153L101 152V151ZM128 150H130V151H128ZM132 150H134V151H132ZM163 150V151H162ZM170 150V151H169ZM171 150H173V151H171ZM185 150V151H184ZM248 150V151H247ZM40 151V152H39ZM44 151H47V153H48V156L46 157V156H44L45 155V153L46 152H44ZM52 152V154H51V152ZM92 151H94L95 153H97V154H94ZM133 153H132V152ZM207 151V152H206ZM255 151V152H254ZM260 151V152H259ZM38 152V153H37ZM88 152V153H87ZM89 152H90V154H89ZM101 152V153H100ZM106 152H107V154H106ZM122 152H124V153H122ZM131 152V153H130ZM136 152H138L137 154H136ZM142 152V155H140V153ZM178 152V153H177ZM202 152V153H201ZM246 152V153H245ZM248 152V153H247ZM249 152H251V153H249ZM258 152H259V154H258ZM53 153H54V155H53ZM55 153L57 154V153H59L58 154V156L57 155H55ZM87 153V154H86ZM126 153V154H125ZM128 153V154H127ZM158 153V154H157ZM176 153V154H175ZM185 153V154H184ZM245 153V154H244ZM257 155H256V154ZM22 154H23V156H22ZM24 154L26 155V157H24ZM40 154L42 155V156H40ZM60 154H61V159L63 160V161H61V159L60 158H58L59 156H60ZM101 154V155H100ZM130 154V155H129ZM152 154H153V156H152ZM166 154H168V156L166 157ZM171 154V155H170ZM182 154V155H181ZM205 155V154H207L206 156H203V155ZM249 154V155H248ZM262 154V155H261ZM21 155V156H20ZM34 156V158H33V156ZM35 155H37V157H38V155H39V158H37ZM47 155V154H46ZM49 155L51 156H54L53 158L52 157H49ZM73 155H74V157H73ZM83 155H84V158H83ZM91 155V157L93 156V155H96L95 157H90L89 158V156ZM140 155V156H139ZM154 155L157 157H154ZM158 155H160V156H158ZM172 155H174V156H172ZM179 155V156H178ZM245 155H247V156H245ZM261 155V156H260ZM64 156V157H63ZM86 156V157H85ZM97 156H99V157H97ZM134 157V159H133V157ZM137 156V157H136ZM147 156V157H146ZM152 156V157H151ZM258 156V157H257ZM21 157H23V158H21ZM42 157V158H41ZM43 157H44V160H43ZM87 157L90 159V162H89V159H87ZM107 157H108V155H107ZM123 157H124V159H123ZM125 157H127V158H125ZM131 157V158H130ZM141 157H142V159H143V162H142V160H141ZM166 157V158H165ZM27 158V159H26ZM46 158V159H45ZM47 158H48V161H47ZM50 158V159H49ZM55 158V159H54ZM57 158H58V160L59 161H61V164L59 163L58 164V162L59 161H57ZM64 158H66V159H64ZM71 158H72V160L73 161H75V162H73V161H71ZM98 160H97V159ZM137 158V159H136ZM160 158V159H159ZM263 158V159H262ZM30 159H31V161L33 162V166L34 167H32V162L30 161ZM35 159H36V161H35ZM38 159V160H37ZM52 159H54L55 160V162H54V160L52 161ZM129 159H131L130 161H129ZM133 159V160H132ZM152 161H151V160ZM42 162H41V161ZM80 160H82L81 162H80ZM85 160H86V162H85ZM94 162H93V161ZM124 160H125V163H124ZM128 160V161H127ZM137 162H136V161ZM138 160H140L142 163H144L146 166H144V164H142L141 165V163H140V161H138ZM150 160V161H149ZM155 160H156V162H155ZM159 160H161V161H159ZM177 160V162H175ZM260 160V161H259ZM31 162V164L29 163V165H31L30 167H32V168H30L27 164V162ZM45 161V162H44ZM49 162V163H47V162ZM53 162V165L55 166V167H57V169L59 170L60 169V172L61 173H58V172H56L57 171V169L54 167V166H52V162ZM56 161H57V163H56ZM126 161H127V163H126ZM132 161H133V163H132ZM149 161V162H148ZM187 161V162H186ZM192 162V163H190V162ZM258 161V162H257ZM40 162V163H39ZM64 162V163H63ZM68 162H70V163H72V164H70L69 163V165H68ZM78 162H79V164H78ZM84 162V164H82ZM136 162V163H135ZM153 162H154V164H153ZM179 162H181V164L179 163ZM261 162V163H260ZM42 163H45V164H42ZM75 163H76V165H75ZM87 163H89V164H87ZM90 163H91V166H90ZM138 163V164H137ZM150 163V164H149ZM152 163V164H151ZM171 163H172V165H171ZM187 163H189V164H187ZM197 163V164H196ZM68 165L69 167H67L66 165ZM83 165L82 167H81V165ZM85 164L86 165H89V166H85ZM169 164V165H168ZM175 164H176V166H175ZM193 164V165H192ZM23 165V166H22ZM39 165V166H38ZM45 165V166H44ZM49 165V166H48ZM71 165V166H70ZM98 165H99V163H98ZM150 165V166H149ZM154 166V168H157V170H155V169H153V166ZM177 165L180 167V165H181V167H180V169H178V167H177ZM189 166V167H187L186 168V166ZM193 166V168H192V166ZM194 165H195V167H194ZM20 166H22V167H20ZM24 166H26L27 168H25ZM38 166V167H37ZM43 166V167H42ZM51 166V167H50ZM60 168H59V167ZM61 166H63L62 168H61ZM73 166V167H72ZM79 168H78V167ZM127 166V167H126ZM169 166V167H168ZM176 167V171L173 169L174 167ZM197 166V167H196ZM9 167V168H8ZM15 167H17V168H15ZM24 167V168H23ZM29 167V168H28ZM40 167V168H39ZM75 167V169L73 170V168ZM86 169H85V168ZM89 167V168H88ZM128 167V168H129ZM146 167H147V169H146ZM167 167V168H166ZM172 167V168H171ZM185 169H184V168ZM19 168V169H18ZM33 168H36V169H33ZM52 168H54V169H52ZM71 169V171L70 170H68V169ZM87 171V173L84 171V169ZM127 168V169H128ZM7 169V172L5 171ZM13 169V170H12ZM17 169H18V171L19 170H21V171H17ZM27 169H28V171H27ZM39 169H41V170H39ZM45 169H47V170H49V172L47 171V170H45ZM50 169H52V170H50ZM61 169H62V171H61ZM67 169V170H66ZM91 169V170H90ZM188 169V170H187ZM190 169V170H189ZM9 170V171H8ZM12 170V171H11ZM16 170V171H15ZM23 170V171H22ZM35 170V171H34ZM63 170H66V171H63ZM78 170V171H77ZM81 170V171H80ZM145 170V171H144ZM147 170V171H146ZM155 170V171H154ZM163 170H164V173H163ZM166 170V171H165ZM170 170H174V171H172V172H170ZM178 170V171H177ZM192 170V171H191ZM195 170V171H194ZM196 170H197V172H196ZM12 173H11V172ZM30 171V172H29ZM33 171L35 172V173H33ZM40 171V172H39ZM46 171V175L44 176V172ZM74 171H76L75 173H74ZM84 171V172H83ZM88 171H90L89 173H88ZM118 171H121L120 173L118 172ZM151 171H152V174H151ZM154 171V172H153ZM183 171H185V172H188V173H190V175H192V176H190V178L188 177L187 179H186V184L187 185H185L186 186V188H185V186H183V187H181V186H179V188L176 186H172L171 187V182H173V181H175V179L177 180V178H178V176L180 177V174H182V172ZM8 172H9V174H8ZM22 172V173H21ZM25 172V173H24ZM37 172V173H36ZM43 172V173H42ZM52 172V173H51ZM66 172V173H65ZM69 172V173H68ZM72 174H71V173ZM78 172H81V173H78ZM145 174H144V173ZM161 172H162V174H161ZM167 172V173H166ZM171 174H170V173ZM181 172V173H180ZM30 173V174H29ZM33 173V174H32ZM38 173L40 174V173H42V174H40V175H38ZM50 173H51V175H50ZM175 175H177V177H175L174 176V174ZM179 173V174H178ZM184 173V172H183ZM195 175H194V174ZM200 173V174H199ZM14 174V175H13ZM16 174V175H15ZM48 174L50 175V176H48ZM60 175V176H58V175ZM65 174V175H64ZM147 174H148V176H147ZM150 174V175H149ZM169 174V176H171V177H169L168 176V179L170 180H168L167 179V177H166V175H168ZM173 174V175H172ZM200 175V179L198 178L199 177V175ZM203 174V175H202ZM34 175V176H33ZM38 176V178L36 179V178H34V177H37ZM42 175V176H41ZM58 177H57V176ZM61 175H62V177H61ZM67 175V176H66ZM141 175H146L145 177H143V176H141ZM153 175V176H152ZM162 175V176H161ZM46 177V178H42V177ZM66 176V177H65ZM154 176H158V177H154ZM165 176V177H164ZM173 176H174V178H173ZM197 178H196V177ZM202 176V177H201ZM33 177V178H32ZM39 177H41L40 179H39ZM89 177V176H88ZM153 177V179L152 180H155L154 182L156 183H154L152 180H151V178ZM260 177V181H259V179H257V178H259ZM14 178H17V180L15 179L14 180ZM144 178V179H143ZM158 178V180H156ZM171 178H172V181H171ZM192 178H196L195 180H193L192 181ZM8 179V181H6ZM146 179H147V181H146ZM149 179V180H148ZM189 179H191L190 181H189ZM9 180H10V182H9ZM42 180L44 181V182H42ZM118 180V179H117ZM124 180H126V178L124 179ZM166 180V181H165ZM167 180H168V183H170V184H167ZM198 180V181H197ZM7 182L6 184L4 183V182ZM12 181V182H11ZM15 181V182H14ZM40 181V182H39ZM119 181V180H118ZM147 183H146V182ZM151 181H152V183H151ZM158 181V182H157ZM177 181H180V180H177ZM192 181V182H191ZM258 181L260 182L259 184H258ZM8 182H9V184H8ZM14 182V183H13ZM166 184H165V183ZM189 182H190V185H192L191 187H190V185H189ZM195 182H197V183H195ZM248 182H249V184H248ZM40 183V184H39ZM63 183H64V185H63ZM140 183V182H139ZM165 184V187H166V189L164 188V184ZM192 183V184H191ZM193 183L195 184V185H193ZM244 183H246L245 185H244ZM252 183H255V184H252ZM44 184V185H43ZM93 184V185H92ZM144 184H146V185H148V187L147 186H145ZM159 184V186H157ZM162 184V185H161ZM10 185V188H8V186ZM14 185V186H13ZM40 185V186H39ZM74 185V184H73ZM188 185H189V187H188ZM249 185V186H248ZM6 188H5V187ZM37 186H39V188L37 187ZM44 186V187H43ZM48 186H49V188H48ZM68 186V185H67ZM75 186V185H74ZM74 186H71V188H74ZM98 186V187H97ZM150 186H151V188H150ZM155 186V187H154ZM161 186V187H160ZM168 186H170V187H168ZM195 186H197V187H199V188H195L197 191H195V189H194V187ZM245 186H247L248 188L250 187H254L253 188V190H252V188L250 189H248L247 187H245ZM40 187H41V189H40ZM154 187V188H153ZM162 187H163V190H162ZM168 187V188H167ZM204 187V188H203ZM257 189H256V188ZM8 188V189H7ZM52 189V191H50L51 189ZM65 188V187H64ZM85 190H84V189ZM97 188L98 189H100L102 192H104L103 194H102V192H100L99 193V191L100 190H97ZM102 188H103V190H102ZM139 188V189H138ZM146 188H148V189H146ZM158 188V189H157ZM159 188L162 190V192H161V194L163 195L164 193L163 192H165L164 190H166V193L164 194V195H168L169 197L170 196H172V194L174 195V196H172V197H170V198H172L173 199V201H171V200H169V197L166 199V197L165 196H160L161 194H160V192H156L157 190H159ZM175 189L176 191H174V190H172L173 192L171 193V195L168 193V191H169V189H170V191L169 192H171V189ZM179 189V191L181 190V188L182 189H184V190H186V191H184L182 194L179 192V191H177L178 189ZM193 188V190H191V189ZM203 188V189H202ZM10 189V190H9ZM40 189V190H39ZM105 189V190H104ZM146 189V191H147V193H148V191L150 192L149 193V195H147V193L146 192H144V190ZM151 189L153 190V192L151 191ZM188 189H190L189 191H188ZM202 189V190H201ZM84 190V191H83ZM109 190V191H108ZM247 190V191H246ZM257 190V191H256ZM38 192L37 194H36V192ZM42 191V193H39V192H41ZM44 191V192H43ZM47 191H48V193H47ZM98 191V192H97ZM160 191V190H159ZM188 191V192H187ZM190 191H192L191 193H195V194H197V192H202V191H204V193H202V200H200L201 202H203V200L205 199V203H208V205H210V206H208V208L210 209H208L207 208V210H209L208 211V213H209V217H196V218H193V216L192 217H188V219H185V218H181V217H178L177 218V216L176 215H178V216H180V214L179 213H181L180 211H185V213H187L188 214V212L190 213V211L191 212H193V211H195L197 208L196 207H199L198 205V203H201L199 200H197V198H195L194 196H195V194L193 193V195L190 193ZM32 192V193H31ZM33 192H34V194H33ZM55 192V193H54ZM80 192V193H79ZM84 192V193H83ZM110 192V193H109ZM181 192H182V190H181ZM44 193V197H43V199L41 198ZM45 193H47V195H49L50 196V198L53 200L52 202L50 201L51 199L47 196V195H45ZM49 193H51V195L49 194ZM112 193V194H111ZM144 193H145V195H144ZM151 193H153V195H151ZM155 193H157L158 195H155ZM168 193V194H167ZM186 195H185V194ZM189 193V194H188ZM29 194V195H28ZM30 194L34 197V198H36L35 200H34V198L32 197H30ZM41 194V195H40ZM57 194V193H56ZM111 194V195H110ZM141 194V195H140ZM160 194V195H159ZM178 194H180V195H178ZM204 194V195H203ZM40 195V197H39V199H38V196ZM106 195V197H104ZM121 196V198H120V196ZM135 195L136 196H138L139 197V200L135 197ZM144 195V196H143ZM184 195V196H183ZM190 195H192L191 197H193V198H195V199H193V198H190ZM12 196V197H11ZM29 196V197H28ZM111 197V196H113V198L111 199V198H109V197ZM117 196V197H116ZM119 196V197H118ZM132 198H131V197ZM143 196V197H142ZM152 198H151V197ZM186 196V197H185ZM189 196V198H187ZM206 196H207V198H206ZM146 197H147V199H146ZM161 197V198H160ZM165 199H164V198ZM174 197V198H173ZM184 197V198H183ZM7 198V199H6ZM10 198V199H9ZM12 198V199H11ZM48 198H49V202H50V205H49V203H48ZM74 198H75V200H74ZM107 198V199H106ZM117 198H119V199H117ZM143 198H145V199H143ZM155 198V199H156ZM247 198V199H246ZM3 199L4 200H6V202H3ZM32 199H33V201H32ZM38 199V200H37ZM42 201H41V200ZM79 199V200H78ZM103 199V200H102ZM105 199V200H104ZM108 199H110L111 200V202H110V200H108ZM134 199H136V200H134ZM142 199V200H141ZM150 199V200H149ZM154 200V202H153V200ZM165 200V202L163 201V200ZM185 199H187V200H185ZM10 200H11V203H10ZM37 200V201H36ZM47 200V201H46ZM108 200V201H107ZM113 200V201H112ZM122 200V201H121ZM126 200H128L127 202H126ZM132 200H134V201H136V203L134 202V201H132ZM148 200H149V202H148ZM167 200V201H166ZM194 202V204L191 202ZM206 200H208V201H206ZM219 202H218V201ZM1 201H2V203H1ZM30 201H32L33 203H31ZM36 201V202H35ZM45 201V202H44ZM71 201H74V202H71ZM76 201V202H75ZM114 201H117V202H114ZM119 201H121V202H119ZM131 202L129 205H128V202ZM140 201V204H142V206L138 203ZM144 201V202H143ZM145 201H146V203H145ZM152 201V202H151ZM199 201V202H198ZM41 202H42V204H41ZM43 202L45 203V204H43ZM81 203V204H79V203ZM110 202V203H109ZM134 203V205H133V203ZM167 202H170V203H174V206H173V204H171L170 205V203H167ZM196 202H197V204H196ZM5 203H7V204H5ZM8 203H10V204H8ZM38 203V204H37ZM108 203V204H107ZM118 203H120V204H118ZM124 203L125 204V206H124V204L122 205V204ZM137 203H138V205H137ZM144 203H145V205H144ZM149 203V204H148ZM165 203V204H164ZM220 203V204H219ZM222 203V204H221ZM2 204V205H1ZM5 206H4V205ZM34 204V205H33ZM41 204V206H42V208H41V206H38V205H40ZM116 204H118V205H116ZM127 204V205H126ZM132 204V205H131ZM147 204V205H146ZM168 204V205H167ZM218 204V205H217ZM224 204V205H223ZM6 205H7V207H6ZM8 205H9V208H8ZM33 205V206H32ZM44 205V206H43ZM47 206V208H45L46 206ZM70 205V204H69ZM122 205V206H121ZM130 205L132 206V207H130ZM137 205V206H136ZM164 205H167V206H165L164 207ZM187 205H188V207H187ZM189 205H190V207H189ZM193 205V206H192ZM221 205V206H220ZM35 206H36V208H35ZM55 206V207H54ZM111 206L113 207V208H115L116 206H117V208H115L113 211L110 209L111 208ZM115 206V207H114ZM128 206H129V208H128ZM133 206H135V207H133ZM139 206V207H138ZM145 206V208H143ZM147 206V207H146ZM150 206H152L151 204H150ZM169 206V207H168ZM171 206V207H170ZM212 206H213V208H212ZM223 206V207H222ZM228 206V207H227ZM38 207V208H37ZM124 208L123 210L122 209H118V208ZM136 207H138V208H140V209H137ZM184 207V208H183ZM216 207V208H215ZM222 207V208H221ZM228 209H227V208ZM8 208V211L6 212V210L5 209H7ZM49 208V209H48ZM82 208H81V211H82ZM134 208H136V209H134ZM142 208V209H141ZM153 208V207H152ZM178 208V209H177ZM180 208V209H179ZM191 208L193 209V210H191ZM194 208H196V209H194ZM218 208V209H217ZM219 208L220 209H223L222 211L221 210H219ZM225 208V209H224ZM10 209V210H9ZM86 209V210H85ZM111 210V212H110V210ZM119 211H118V210ZM126 209V212L124 211ZM130 209V210H129ZM143 209H145L144 211H145V213H143L144 211H143ZM182 209V210H181ZM213 211H212V210ZM263 209H264V207H263ZM34 210V211H35ZM47 210V211H46ZM115 210H117L118 211V213H117V211H115ZM129 210V211H128ZM140 211V212H138V211ZM179 210V211H178ZM3 211H5V213L3 214L2 212ZM48 211V212H49ZM115 211V212H114ZM127 211H128V214H127ZM142 211V212H141ZM74 212V213H73ZM86 212V213H85ZM113 212H114V214H113ZM147 212V213H146ZM176 212V213H175ZM116 213V214H115ZM140 213V214H139ZM175 213V214H174ZM184 213V214H185ZM211 213V214H210ZM9 214V213H8ZM8 214H7V216H8ZM41 214V215H40ZM48 214V217L46 216V215ZM77 214V215H76ZM111 214V215H110ZM121 214V215H120ZM136 214V215H137ZM142 214V215H141ZM143 214H144V216H143ZM37 215L43 220V215L44 216H46V217H44V220L43 221H40L41 219H39V217H37ZM73 215H75L74 217V219L72 218L73 217ZM82 215V216H81ZM113 215V216H112ZM115 215H117L118 216V218L116 219L115 217ZM119 215H120V218H119ZM139 215H141L142 217H144L143 219H142V217L141 216H139ZM150 215L152 216V217H154V219L152 220V217H150ZM111 216V217H110ZM149 216V217H148ZM186 216V215H185ZM69 217H71V218H69ZM79 219H78V218ZM107 217V218H106ZM108 217H110V218H108ZM148 218V221L150 222H148L147 223V219L146 218ZM212 217V218H211ZM3 218V217H2ZM48 218V219H47ZM115 218V219H114ZM122 218H123V220H122ZM141 218V219H140ZM201 218V219H200ZM205 218V219H204ZM207 218V219H206ZM211 218V219H210ZM214 218V219H213ZM5 219V218H4ZM36 219V220H35ZM39 219V220H38ZM45 219H46V221H48L49 223H47L46 221H45ZM77 219H78V222H77ZM105 219H109V221L108 220H105ZM119 219H121L120 221H119ZM179 219H181V220H179ZM185 219V220H184ZM74 220V221H73ZM103 220H105V221H107V222H104ZM124 220V221H125ZM141 220H145L144 222V224L143 223H141L142 221ZM183 220H184V222H183ZM0 221H2L1 219H0ZM40 221V222H39ZM44 221H45V223H44ZM69 221V223H71ZM112 221V222H111ZM115 221V222H114ZM127 221V220H126ZM42 222V223H41ZM101 222L102 223H104V225L102 224V226H100V227H98L99 225H97V224H100L101 225ZM134 222V223H133ZM75 223V224H74ZM79 225H78V224ZM96 223V224H95ZM106 223V224H105ZM108 223H110V224H108ZM136 223V224H135ZM138 223V224H137ZM173 223H174V225H173ZM42 224H45V225H47V226H43ZM74 224V225H73ZM76 224L78 225L77 227H76ZM118 224V225H119ZM146 224H148V225H146ZM150 224V225H149ZM175 224H176V226H175ZM91 225V226H90ZM97 225V226H96ZM123 225V224H122ZM130 225V226H129ZM146 226V228H148L147 230V233L149 234V231H150V234L151 235H147V233H144V232H142V231H145L146 232V228H145V226ZM151 225H153L152 227H150ZM171 225V227H169ZM181 225V226H180ZM246 225V226H245ZM90 226V227H89ZM106 226V227H107ZM132 226V227H131ZM147 226H149V227H147ZM173 226H174V229H173ZM177 226H179V227H177ZM136 227V229L134 230V228ZM139 227V228H138ZM142 227H144L143 228V230H142ZM176 227V228H175ZM12 228H13V230L15 231V232H13L12 231ZM26 228V229H25ZM51 230V232L52 233H56V234H54L53 236H51L52 235V233L48 230ZM76 228H78L79 229V232H78V229H76ZM95 228H93L92 230L94 231V233L96 234L97 232H96V229ZM170 228V229H169ZM263 228H264V225H263ZM18 229V230H17ZM44 229V230H43ZM86 230V229H84L85 231L83 232V233H88V231H90V230ZM173 231H172V230ZM178 229V230H177ZM206 229V230H205ZM47 230V231H46ZM75 230H77V232H75ZM91 230V234H93V235H95L94 233H92L93 231ZM121 230V231H120ZM142 230V231H141ZM177 230V231H176ZM181 230V231H180ZM16 231H19L17 234H20V235H17L16 234ZM45 231V232H44ZM111 231V232H110ZM136 231V232H135ZM262 231H264V229L262 230ZM3 232V233H2ZM68 232L69 233H71V235H69L68 234ZM81 232V233H82ZM125 232H127V233H125ZM175 232V233H174ZM203 232V233H202ZM15 233V234H14ZM48 233H51V234H48ZM75 233V234H74ZM90 233V232H89ZM110 233H112V234H110ZM3 234H4V237H3ZM12 234H14V235H12ZM46 234V235H45ZM47 234H48V238H46V239H48V241H44V239L45 238H43V237H45V236H47ZM66 236H65V235ZM74 234V235H73ZM101 234V235H102ZM106 234V235H105ZM144 234H146V235H144ZM247 233H245L244 235H246ZM5 235H6V237H5ZM18 236L17 238V240H16V237L15 236ZM67 235H69V237H67ZM73 235V236H72ZM101 235H100V237H101ZM176 235H177V237H176ZM66 238H65V237ZM77 236V235H76ZM95 236H97V237H99V235L97 234V235H95ZM114 236V237H113ZM128 236V235H127ZM153 236V235H152ZM152 236H151V239L150 240H152L154 237H155V235L153 236V238H152ZM247 236V235H246ZM9 237V238H8ZM50 237H52L51 238V242H50ZM70 237H73V240L70 238ZM197 237V238H196ZM245 237V236H244ZM64 238V239H63ZM70 238V239H69ZM143 238V239H142ZM145 238V239H144ZM148 239V241H147V239ZM7 239H9V241L7 240ZM15 239V240H14ZM43 240L42 242H41V240ZM65 239H67V240H65ZM172 239V240H173ZM11 240V241H10ZM13 240V241H12ZM115 242H114V241ZM17 241V243H14V242H16ZM69 241H72V242H69ZM111 241H113L112 242V244H111ZM119 241V242H118ZM124 243H123V242ZM145 241V242H144ZM147 241V242H146ZM247 241V240H246ZM8 242H10V243H8ZM48 242V243H47ZM67 242H68V244H67ZM255 242V241H254ZM253 242V243H254ZM14 245H13V244ZM41 243H45L44 244V246L46 247H44ZM70 243H72L71 245H70ZM198 243V244H197ZM257 243H259V244H256V242L254 243V246H252V248L254 249V251L257 253V254H254V256H252V259H253V261H252V263L253 264H264V244H262L261 242H257ZM121 244V246H119ZM125 244V245H124ZM177 244H179V245H177ZM182 244H183V247H184V249H182ZM256 244V245H255ZM106 245H108L109 247H107ZM251 245H253V244H251ZM261 246V248L259 247L258 248V246ZM117 246L119 247V248H117ZM124 246H126V247H124ZM18 247V248H17ZM116 247V248H115ZM121 247V248H120ZM44 248V249H43ZM40 249H41V252H40ZM107 249V250H108ZM42 250H44V251H42ZM120 250V251H121ZM108 251H110V250H108ZM116 251V252H115ZM258 251V252H257ZM111 252V251H110ZM110 252H108V253H110ZM111 252V253H112ZM84 254H90V255H95V252H94V250L92 249H88L87 251H85V252H83ZM81 254V255H84V254ZM119 253V252H118ZM185 253V254H186ZM40 254V255H39ZM185 254H181V255H185ZM230 254V255H229ZM39 255V256H38ZM262 255V256H261ZM42 258H41V257ZM226 256V257H225ZM256 256V257H255ZM30 257H37L36 259L37 260H35V258L34 259H31ZM124 257V258H123ZM140 257H143V255H140ZM255 257V258H254ZM27 259V260H26ZM28 259H29V261H28ZM42 260V261H40V263L39 262H37L38 260ZM80 261L78 260L77 262H75V263H73V264H87V260H88V256H83V257H81L80 256ZM16 260V261H15ZM33 260H35V262H33ZM215 260H219L218 262L217 261H215ZM221 260V261H222ZM3 261H4V263H3ZM108 261H110L109 259H108ZM227 261V264L229 263ZM230 262H232L233 264H235L232 260H230ZM19 263H17V264H19ZM232 263H229V264H232ZM251 263V264H252ZM6 264H8V263H6ZM138 264H142L141 263V260L139 261V263Z\"/></svg>","mask_w":264,"mask_h":264},{"label":"bare ground","instance_id":"6f19581e","mask_svg":"<svg viewBox=\"0 0 264 264\" xmlns=\"http://www.w3.org/2000/svg\"><path fill=\"white\" fill-rule=\"evenodd\" d=\"M1 1H2V0H1ZM9 1H11V0H9ZM15 1H16V0H15ZM37 1H38V2H39V1L42 2V0H20V1L17 0V2H14V1H11V2H10L11 4H12V2H13V5H12L11 8H8L7 11H8V13H9V11H10L9 9H11V12H10L11 15H12V16H11V19H12V22H13V23L15 22L14 25H17V28H19V27H18V24H19V23L21 22V20H22V16H23L22 14H23V12H25L27 9H28V10H31L32 7H34V6L38 7L39 5H37ZM46 1L48 2L49 0H46ZM54 1H57V0H54ZM59 1H60V0H59ZM64 1H65V0H64ZM70 1H71V0H70ZM70 1H69V2H70ZM80 1H81V0H80ZM80 1H77V3L79 2L80 4H82V3H85V4H86V2H82V3H81ZM84 1H85V0H84ZM88 1H90V0H88ZM92 1H93V0H92ZM92 1H91V2H92ZM96 1H98V0H94L93 2H96ZM119 1H121V0H118L117 3H118ZM140 1H141V0H140ZM140 1H139V2H140ZM142 1H143V0H142ZM142 1H141V3H142ZM158 1H159V0H158ZM163 1H165V0H163ZM168 1H169V2H165L164 4L166 5V3H168V4L170 5V0H168ZM177 1H180V0H177ZM185 1H186V0H185ZM204 1H205V0H204ZM206 1H207V0H206ZM213 1H214V0H213ZM213 1L211 0V2H213ZM220 1L222 2V0H220ZM225 1H226V0H225ZM227 1H229V0H227ZM239 1H240V0H239ZM243 1H244V0H243ZM245 1H246V0H245ZM245 1H244V4H245ZM253 1H254V0H253ZM256 1L258 2V0H256ZM3 2H5V1H3ZM40 2H39V3H40ZM43 2H44V1H43ZM47 2H44V3L48 4ZM49 2H52V1H49ZM65 2L67 3L68 1L66 0ZM69 2H68V3H69ZM75 2H76V0H75ZM103 2H105V1H103ZM115 2H116V0H115ZM121 2H124V0L121 1ZM127 2H128V1H127ZM139 2H138V4H140ZM146 2H148V1H146ZM151 2H152V1H151ZM171 2H173V1L171 0ZM175 2H176V1H175ZM180 2H181V1H180ZM191 2H192V1H191ZM195 2H196V0L193 1V4H195ZM198 2H199V0L197 1V3H198ZM201 2H202V1H201ZM207 2H209V1H207ZM207 2H206V3H207ZM217 2H218V0H217ZM230 2H233V3H232L233 5H237V4L234 3V1H230ZM235 2L237 3V0H236ZM241 2H242V1H241ZM246 2H247V1H246ZM14 3H15V5H16L17 3L20 4L19 6H21V7H20L21 10L24 9L23 12L20 13V12H19L20 10H18V9H20V8H16V6L18 7V5L15 6ZM44 3H43V5H44ZM55 3H56V5H57V2H55ZM59 3L61 4V2H59ZM63 3H64V2H63ZM66 3H65V5L68 6V3H67V4H66ZM87 3H88V2H87ZM125 3H126V0H125ZM128 3H129V2H128ZM156 3H157V2H156ZM183 3H184V2H183V0H182V4H183ZM197 3H196V4H197ZM213 3H214V2H213ZM218 3H220V2H218ZM224 3H225V2H224ZM224 3H223V4H224ZM238 3H239V2H238ZM250 3H251V2H250ZM250 3H249V4H250ZM259 3H262L261 6L264 4V3L262 2V0H261V2H259ZM6 4L8 5V3H6ZM6 4H5V6H6ZM49 4H50V3H49ZM69 4H70V3H69ZM72 4H73V3L71 2V5H72ZM130 4H131V6H132V2L129 3V5H130ZM142 4H145V6L147 5L146 3H142ZM142 4H141V6H142ZM152 4H154V3L152 2ZM152 4H151V5H152ZM177 4H179V2H178ZM208 4H209V3H208ZM232 4H231V5H232ZM241 4H242V3H240V5H241ZM244 4H243V6H244ZM251 4H252V3H251ZM251 4H250V5H251ZM1 5H2V3H1ZM9 5H10V4H9ZM9 5H8V6H9ZM71 5H69V6H71ZM87 5H90V4H87ZM87 5H83V6H87ZM93 5H94V3H93L90 7L94 9V8L96 7V5H94L95 7H93ZM120 5H121V3H120ZM120 5H118V6L121 7ZM149 5H150V3H149ZM151 5H150V6H151ZM155 5H157V4H155ZM165 5H163V6L165 7ZM172 5H173V3H172ZM188 5L190 6L191 4L188 3ZM197 5H198V4H197ZM206 5H207V4H206ZM210 5H213V4H210ZM214 5H215V3H214ZM226 5H227V3H226ZM246 5H247V4H246ZM246 5H245V7H246ZM258 5H259V4H258ZM5 6H4V11H6V10H5ZM8 6H7V7H8ZM51 6H52V7H51L50 9L53 10V6L55 7V5L52 4ZM62 6H63V5H62ZM62 6H61V8H62ZM72 6H73V5H72ZM76 6H77V4L75 5V7H76ZM123 6H125V5L123 4ZM133 6H134V5H133ZM143 6H144V5H143ZM153 6H154V5H153ZM153 6H152V7H153ZM159 6H160V4H159ZM161 6H162V5H161ZM163 6H162V7H163ZM166 6H167V5H166ZM192 6H193V5H192ZM192 6H191V7H192ZM194 6H195V5H194ZM204 6H205V5H204ZM207 6H208V5H207ZM207 6H205V7H207ZM223 6H224V5H221L220 7H223ZM253 6L255 7V4H254ZM256 6H257V4H256ZM0 7H1V6H0ZM7 7H6V8H7ZM9 7H10V6H9ZM49 7H50V6H49ZM63 7H65V6H63ZM75 7L73 6L74 9H77V8H75ZM77 7H79V6H77ZM116 7H117V6H116ZM136 7H137V5H136ZM148 7H149V6H148ZM152 7H151V8H152ZM157 7H158V6H157ZM162 7H161V8H162ZM170 7H173V6H170ZM177 7H178V6H176L175 8H177ZM181 7H182V6H181ZM181 7H178V8H181ZM185 7H186V4H185ZM202 7H203V6H202ZM209 7H210V6H209ZM209 7H207V8H209ZM211 7H213V6H211ZM227 7H228V6H227ZM229 7H233V6H230V5H229ZM241 7H242V6H241ZM241 7L239 6V8H241ZM248 7H250V6H248ZM259 7H260V5H259ZM262 7H263V6H262ZM1 8H3V7H1ZM1 8H0V9H1ZM12 8H13V10H12ZM34 8H35V7H34ZM40 8H41V7H40ZM40 8H39V10H42V9H40ZM43 8H44V9H47V8H45V7H43ZM83 8H84L85 11H86V9L88 8V6H87L86 8H85V7H83ZM96 8H97V7H96ZM96 8H95V9H96ZM123 8H124V7H123ZM154 8H155V7H154ZM158 8H160V7H158ZM182 8H184V7H182ZM186 8H187V7H186ZM186 8H185V9H186ZM200 8H201V7H200ZM216 8H217V7H216ZM242 8H244V7H242ZM242 8H241V9H242ZM44 9H43V10H44ZM48 9H49V8H48ZM50 9H49V11H50ZM93 9H90V10L92 11ZM95 9H94V10H95ZM119 9H120V8H119ZM119 9H118V10H119ZM129 9H130V8H129ZM133 9H134V8H133ZM133 9H132V13H131V14H133ZM138 9H139V8H137V9H135V10H138ZM140 9H141V8H140ZM140 9H139V10H140ZM152 9H153V8H152ZM163 9H164V8H163ZM188 9H190V8H188ZM193 9H194V8H193ZM196 9H197V8H196ZM202 9H203V8H202ZM214 9H215V7H214ZM214 9H213V10H214ZM220 9H221V8H219V10H220ZM225 9H226V8H225ZM225 9H224V11H225ZM228 9L231 10V8H228ZM228 9H227V11H228ZM235 9L237 10V7H236ZM256 9H258V8H256ZM259 9H260V8H259ZM261 9H263V8H261ZM34 10H36V9H34ZM43 10L41 11V13L43 12ZM54 10L57 12L56 7L54 8ZM64 10L68 13V15H69V14L71 15L70 17H72V15H73V14H71V13L73 12L72 7H66V9L64 8ZM71 10H72V11H71ZM81 10H83V9H81ZM94 10H93L92 12H95V13H96L97 10H96V11H94ZM126 10H127V9H126ZM130 10H131V9H130ZM141 10H142V9H141ZM141 10H140V12H139V11H137V12L141 13ZM144 10H146V9H144ZM147 10L149 11V9H147ZM176 10H177V9H175V11H176ZM206 10H207V9H206ZM206 10H205V11H206ZM209 10H210V9H209ZM211 10H212V9H211ZM211 10H210V11H211ZM232 10H233V9H232ZM250 10H252V9H250ZM7 11H6V12H7ZM45 11H46V10H45ZM45 11H44V12H45ZM75 11H77V10H74V14H75ZM79 11H80V8H79ZM87 11H88V9H87ZM87 11H86V12H87ZM120 11H123V12H124L125 9L120 10ZM151 11H153V10H151ZM151 11H149V13H150ZM188 11H189V10H188ZM191 11H192V8H191ZM201 11H202V10H201ZM237 11H239V9H238ZM237 11H236V13H237ZM245 11H247V9H246ZM248 11H249V10H248ZM253 11H254V9H253ZM258 11H259V10H258ZM258 11H254V13H255V12H258ZM261 11L263 12V10H261ZM261 11H260V12H261ZM0 12H3V11L1 10ZM59 12H61V11L59 10ZM59 12H57V14H58ZM83 12H84V11H82V13H83ZM123 12H122V13H123ZM125 12H128V10L125 11ZM164 12H166L167 14L169 13L168 11H164ZM172 12H173V11H172ZM172 12H171V14H172ZM183 12H185V11H183ZM203 12H204V10H203ZM211 12H212V11H211ZM216 12H217V11H216ZM218 12H219V11H218ZM221 12H222V11H221ZM221 12H220V13H221ZM225 12H226V11H225ZM228 12H230V11H228ZM232 12H233V11H232ZM232 12H231V13H232ZM249 12H252V11H249ZM260 12H259V14H260ZM10 13H9V15H10ZM26 13H28V12L26 11ZM39 13H40V12H39ZM63 13H64V12H63ZM63 13H62V16L64 15ZM67 13H65V14H67ZM76 13H77V12H76ZM87 13H88V12H87ZM89 13H91V12H89ZM117 13H118V12H117ZM143 13H146V12H143ZM143 13H142L141 15H143ZM174 13H175V12H173V15H174ZM180 13H181V12H180ZM212 13H213V12H212ZM234 13H235V12H234ZM236 13H235V14H236ZM5 14H6V13H5ZM5 14H3V15H4V18H5ZM28 14H29V13H28ZM31 14H33V12H31ZM31 14H30V15H31ZM36 14H38V11L36 12ZM44 14L47 15V13H43V15H44ZM60 14H61V13H60ZM78 14H79V13H78ZM80 14H81V13H80ZM85 14H86V13H85ZM85 14H84V15H85ZM92 14H93V13H92ZM92 14H90V15L88 14L89 17H90L89 19H92V18H93L92 21H93V20H96V21L98 22L99 17L94 16V15H93L94 17H92V16H91ZM97 14H98V13H97ZM119 14H121V12H120ZM119 14H118V15H119ZM125 14H126V13H125ZM125 14H124V15H125ZM150 14H151V13H150ZM169 14H170V13H169ZM183 14H184V13H183ZM218 14H219V13H218ZM221 14H222V13H221ZM238 14H239V12H238ZM252 14H253V12H252ZM259 14H258V15H259ZM261 14H263V13H261ZM0 15H1V13H0ZM24 15H25V13H24ZM38 15H39V14H38ZM38 15H37V16H38ZM46 15H45V16H46ZM68 15H67V16H68ZM76 15H77V14H76ZM86 15H87V14H86ZM95 15H96V14H95ZM144 15H145V14H144ZM144 15H143V18H145ZM154 15H155V14H154ZM154 15H151L152 18H154ZM176 15L179 16V15H181V14H179V15L176 14ZM184 15H185V14H184ZM216 15H217V14H216ZM219 15H220V14H219ZM229 15H230V14H229ZM232 15H233V13H232ZM248 15H249V14H248ZM253 15H254V14H253ZM256 15H257V14H256ZM258 15H257V16H258ZM58 16H59V15H58ZM62 16H61V17H62ZM73 16L75 17V15H73ZM80 16H81V15H78V17H80ZM125 16H126V15H125ZM147 16H148V17H147ZM223 16H224V13H223ZM246 16H247V13H246ZM246 16H244L243 19L241 18V19H242V22L240 21L241 23H243L244 20L246 21V19H244ZM250 16H251V15H250ZM254 16H255V15H254ZM262 16H263V15H262ZM25 17H27V16H25ZM38 17H39V16H38ZM46 17H48V15H47ZM61 17H60V18H61ZM74 17H73V18H74ZM81 17H83V16H81ZM81 17H80V18H81ZM86 17H87V16L84 17V20H83V18L80 19V21L82 20L83 23H84V21H86V20L88 19V17H87V19H86ZM96 17H97V19H96ZM133 17H134V15H133ZM146 17L149 18V14L146 15ZM165 17H166V15H165L163 18H165ZM169 17H170V16H169ZM179 17H180V16H179ZM225 17H226V16H225ZM1 18H3V16L0 17V20H2ZM63 18L66 19V15H65V17H63ZM73 18H71V20H72ZM75 18H76V17H75ZM75 18H74V19H75ZM94 18H95V19H94ZM101 18H102V17H101ZM118 18H120V16H118ZM123 18H124V16H123L121 19H123ZM127 18H128V17H127ZM139 18H141V17H139ZM156 18L158 19V16H156ZM170 18H171V17H170ZM173 18H175V17H173ZM181 18H182V17H181ZM226 18H227V17H226ZM226 18H223V19L226 20ZM229 18L231 19V16H230ZM229 18H228V19H229ZM235 18H236V17H235ZM238 18H239V17H238ZM248 18H249V17H248ZM248 18H247V20H248ZM13 19H14V20H13ZM38 19H39L38 21H42V20H43L42 18H38ZM40 19H42V20H40ZM58 19H59V18H58ZM65 19H63V20H65ZM67 19H68V17H67ZM74 19H73V20H74ZM77 19L79 20V18H77ZM77 19H76V20H77ZM85 19H86V20H85ZM89 19H88V21H89ZM125 19H126V18H125ZM154 19H155V18H154ZM175 19H177V17H176ZM175 19H174V24H175ZM179 19H180V18H179ZM219 19H220V18H219ZM223 19H222V20H223ZM228 19H227V20H228ZM4 20H5V19H4ZM59 20H60V19H59ZM61 20H62V19H61ZM68 20H70V18H69ZM73 20H72L71 22H69V23H71V24L73 23V26H74V23H75V22H73ZM78 20H77L76 22H78ZM146 20H147V19H146ZM160 20H162V19L160 18ZM160 20H159V21L157 20L158 23L160 22ZM172 20H173V19H172ZM220 20H221V19H220ZM9 21H10V20H9ZM88 21H86V22H88ZM96 21H94V22H96ZM149 21H150V19H149ZM151 21H152V20H151ZM151 21H150V23H151ZM178 21H179V20H178ZM232 21H233V20H232ZM235 21H236V20H235ZM3 22H4V21H3ZM22 22H23V21H22ZM22 22H21V23H22ZM86 22H85V23H86ZM94 22H93V23H88V24L86 23V24H82V25H83V26L85 25V26L87 27L89 24H94ZM164 22H166V21H164ZM164 22H163V20H162V23H163V24H164ZM219 22H221V21H219ZM225 22H226V21H225ZM225 22H224V24H226V25H222V26H224V27H223L224 29H225V26H227V23H225ZM227 22H228V21H227ZM233 22H234V21H233ZM0 23H2V21H1ZM10 23H11V22H10ZM78 23H79V22H78ZM78 23H77V25H78L79 27L84 28V27L80 26ZM148 23H149V22H148ZM155 23H156V22H155ZM237 23H238V22H236V25H237ZM246 23H247L248 27H247V29L245 28V29H246L245 33L242 32L243 29L240 28V29H242V30H240V32H242V34L244 33V38H243V41H241L242 44H241V45H238V46H239V49H238L239 53H240V54H245V57H246V56H250V55H253V56L256 55V54H253V53H257V54L260 53V52L258 53V49H259L258 46H259V45H257L258 43L256 44L255 42L258 41V39H259V38H258L259 35H260V39H261V35L264 37V17L259 18V16H258L257 19H255V17H251V18L249 19V21L246 22ZM141 24H143V22H142ZM141 24H140V25H141ZM153 24H154V22H153ZM177 24H178V23H177ZM221 24H223V23L221 22ZM229 24H230V23H229ZM229 24H228V26H230ZM238 24H239V23H238ZM20 25H21V24H20ZM75 25H76V24H75ZM95 25H96V23H95ZM140 25H139V27H141ZM144 25H146V23H145ZM166 25H169V22H168V24H166ZM171 25H172V23H171ZM236 25H235V26H236ZM239 25H241V24H239ZM4 26H5V25H4ZM22 26L24 27V22H23ZM39 26L41 27V25H39ZM39 26H38V27H39ZM73 26H72V27H73ZM89 26H90V25H89ZM92 26H93V25H92ZM92 26H90L89 29H91ZM146 26H147V25H146ZM146 26H145V27H146ZM158 26H159V25H158ZM158 26H157V27H158ZM161 26H163V25H161ZM228 26H227V27H228ZM244 26H245V25H244ZM0 27L3 28V25L0 24ZM5 27H6V26H5ZM9 27H11V26L9 25ZM9 27H8V28H9ZM36 27H37V26H36ZM40 27H39V29H40ZM43 27H44V26H43ZM58 27H59V26H58ZM86 27H85V28H86ZM95 27H96V29H98V28H97V25H96ZM145 27H143V28H145ZM163 27H164V26H163ZM166 27H167V26H166ZM242 27H243V26H242ZM6 28H7V27H6ZM6 28H4V30L2 29L3 31H1V30H0V31L4 33V31H7V29H8V28H7V29H6ZM14 28H15V26H14ZM34 28H35V27H34ZM41 28H42V27H41ZM74 28H75V26H74ZM81 28H79V29H81ZM143 28H142V29H143ZM148 28L150 29L149 26L147 27V29H148ZM228 28H229V27H228ZM228 28H227V29H228ZM5 29H6V30H5ZM86 29H87V28H86ZM139 29H140V28H138V30H139ZM142 29H141V30H142ZM164 29H165V27H164ZM164 29H163V32L166 31V30L164 31ZM166 29H167V28H166ZM168 29H169V28H168ZM224 29H223V30H224ZM227 29H226V30H227ZM232 29H233V26H232ZM238 29H239V27L237 28V30H238ZM37 30H38V28H37ZM40 30H41V29H40ZM91 30H92V29H91ZM93 30H95L94 27H93ZM141 30H140V31H141ZM145 30H146V28H145ZM156 30H157V29H156ZM228 30H229V29H228ZM233 30H234V29H233ZM237 30H236V31H237ZM41 31H44V32H45L44 29H42ZM98 31H99V30H98ZM221 31H222V30H221ZM224 31H225V30H224ZM231 31H232V30H231ZM236 31H235V32H236ZM238 31H239V30H238ZM7 32H9V30H8ZM166 32H168V30H167ZM166 32H165V35H167ZM233 32H234V31H233ZM233 32H231V33H233ZM3 33H0V52H1L0 56H2V55H3V56H7L8 53H9V51L11 52V50H12L11 47L14 46L15 42H13L14 40L11 39V40H13V41H12V42H13V45H12V44H11V45L8 44V38H7L8 33H7V35H6V34H3ZM95 33H97V32H95ZM138 33H139V32H138ZM140 33H141V32H140ZM142 33H143V31H142ZM226 33H228V31H227ZM226 33H225V35H226ZM231 33H230V34H231ZM9 34H11V32H9ZM122 34H123V33H122ZM163 34H164V33H163ZM220 34H221V32L219 33V35H220ZM223 34H224V32H223ZM240 34H241V33H239L238 35H240ZM225 35H224V36H225ZM233 35H236V36H237V33H236V34H235V33L232 34V36H233ZM11 36H12V35H11ZM11 36H10V37L8 36V37L11 38ZM123 36H125V35H123ZM161 36H162V35H161ZM229 36H230V35H229ZM229 36H228V34H227L228 40H229V38H230V40H231L232 37H231V36L229 37ZM121 37H122V36H121ZM219 37H220V36H219ZM221 37H223L222 34H221ZM225 37H226V36H225ZM237 37H238V36H237ZM239 37H240V36H239ZM263 37H262V40H263ZM233 38H235V37H233ZM15 39H16V38H15ZM68 39H69V38H68ZM68 39L66 38V41H67ZM82 39H83V38H82ZM87 39H88V38L85 37V41H87ZM89 39H90V38H89ZM91 39H92V38H91ZM94 39H95V37H94ZM94 39L91 40V41H92V42H95L96 39H95V40H94ZM121 39H123V38H121ZM126 39H127V37H125V40H126ZM221 39H224V41H225V38H224V37L221 38ZM238 39H239V38H238ZM238 39L236 38V40H238ZM244 39H246L245 42H244ZM11 40H10V41H11ZM17 40H18V38H17ZM17 40H16V43H17ZM123 40H124V39H123ZM178 40H179V39H178ZM200 40H202V39H200ZM205 40H206V39H205ZM218 40H219V38H218ZM232 40H233V39H232ZM64 41H65V39L63 40V43H64ZM68 41H69V40H68ZM82 41H83V40H82ZM88 41H89V40H88ZM203 41H204V40H203ZM224 41H223V42H224ZM226 41H227V39H226ZM233 41H234V40H233ZM263 41H264V40H263ZM263 41H262V42H263ZM89 42H90V41H89ZM92 42H91V43H92ZM96 42H97V41H96ZM96 42H95V43H96ZM124 42H125V41H124ZM177 42H178V41H177ZM219 42H220V41H219ZM230 42H232V41H229V43H230ZM235 42H236V41H235ZM238 42H239V41H237L236 43H238ZM10 43H11V42H10ZM65 43H66V42H65ZM81 43H82V42H81ZM81 43H79V44L82 45V44L84 43V41H83L82 44H81ZM85 43H86V45H87L88 42H85ZM125 43H126V42H125ZM127 43H128V41H127ZM174 43H175V46H178V45H179V44L176 45V42H175V41H174ZM195 43H196V41H195ZM195 43H193V44H191V45H194ZM198 43H199V42H198ZM205 43H206V42H205ZM226 43H227V42H226ZM229 43H228V44H229ZM232 43H233V44H236V43H234V42H232ZM254 43H255V44H254ZM50 44H51V43H50ZM50 44H49V45H50ZM88 44H89V43H88ZM93 44H94V43H93ZM196 44H197V43H196ZM200 44L203 45L202 43H200ZM222 44H223V43H222V40H221V44H220V45H222ZM239 44H240V43H239ZM259 44H260V43H259ZM41 45H42V44H41ZM41 45H40V48H41ZM49 45H48V46H49ZM53 45H54V44H53ZM53 45H52V46H53ZM89 45H90V44H89ZM191 45H189V46L191 47ZM206 45H207V44H206ZM206 45H204V46H206ZM230 45L232 46V44H230ZM236 45H237V44H236ZM253 45H254V46H253ZM256 45H257V46H256ZM45 46H47V45H45ZM45 46L42 45V47H45ZM50 46H51V45H50ZM54 46H55V45H54ZM90 46H92V45H90ZM90 46H89V47H90ZM198 46H199V44L197 45V50H198V48L200 47V46H199V47H198ZM204 46H202V47L204 48ZM227 46H228V45H227ZM255 46H256V47H255ZM261 46H262V45H261ZM17 47H18V45H17ZM36 47H37V46H36ZM36 47H35V48H36ZM80 47H81L82 49H81V48H79V49H81V52H82L83 47L85 48V45L80 46ZM89 47H87V48H85V49L88 50ZM120 47H121V45H120ZM172 47H173V46H172ZM192 47H193V46H192ZM194 47H195V45H194ZM194 47H193V49H194ZM222 47H226V46L224 45V46H222ZM222 47H221V48H222ZM233 47H235V46L233 45ZM262 47H264V46H262ZM45 48H46V47H45ZM48 48H51V47H48ZM90 48H91V47H90ZM179 48H181V47L179 46ZM228 48H229V47H228ZM237 48H238V47L236 46V49H237ZM85 49H84V50H85ZM99 49H100V48H99ZM99 49H98V51H99ZM187 49H188V46H187ZM191 49H192V48H191ZM200 49L202 50V48H200ZM204 49H205V48H204ZM206 49H207V48H206ZM206 49H205V50H206ZM226 49H227V47H226ZM229 49L231 50V47H230ZM233 49H234V48H233ZM37 50H38V49H37ZM91 50H92V48H91ZM100 50H101V49H100ZM103 50H104V49H103ZM185 50H186V49H184V51H185ZM195 50H196V49H194V51H195ZM223 50H224L225 52H224ZM223 50H222L223 53L226 54L227 51H226L224 48H223ZM244 50H246V51H244ZM261 50H262V49L260 48V51H261ZM17 51H18V50H17ZM17 51H15V47H14V52H16V55H17ZM79 51H80V50H79ZM96 51H97V50H96ZM188 51H190V50H188ZM194 51H193V54H194ZM203 51H204V50H203ZM222 51H221V49H220L219 52L221 53ZM228 51H229V50H228ZM234 51H235V50H234ZM238 51H237V52H238ZM263 51H264V50H263ZM85 52H86V51H85ZM85 52H84V54H85ZM87 52H88V51H87ZM94 52H95V50H94ZM94 52H93V51H92V53L90 52V53H91V56H90L91 58L93 57L92 54H93ZM101 52H103V51H101ZM101 52H100V53H101ZM105 52H106V51H105ZM115 52H116V51H115ZM117 52H121V51H117ZM139 52H140V51H139ZM139 52H137V53H139ZM181 52H182V51H181ZM186 52H187V51H186ZM191 52H192V51H191ZM241 52H242V53H241ZM245 52H246V53H245ZM12 53H13V51H12ZM12 53H11V54H12ZM103 53H104V52H103ZM108 53H109V52H108ZM108 53H107V54H108ZM199 53H200V52H199ZM199 53L197 52V54H199ZM217 53H218V52H217ZM234 53H235V52H234ZM262 53H263V52H262ZM262 53H261V54H262ZM82 54H83V52H82ZM88 54H89V52H88ZM95 54H96V53H95ZM114 54H115V53H114ZM141 54H142V53H141ZM169 54L171 55L172 52H170ZM174 54H175V53H174ZM182 54H183V52H182ZM184 54H185V53H184ZM190 54H191V53H190ZM195 54H196V52H195ZM195 54H194V55H195ZM228 54H229V53H228ZM236 54H237V53H236ZM236 54H234V55L236 56ZM240 54H238L236 57L240 56ZM261 54H260V55H261ZM12 55H13V54H12ZM14 55H15V54H14ZM53 55H54V54H53ZM86 55H87V54H86ZM89 55H90V54H89ZM99 55H100V54H99ZM99 55H97V56H98L97 58H100L101 56L103 57L102 54H101L100 57H99ZM104 55L106 56V53H105ZM109 55H112V53L110 52ZM109 55H108V57H109ZM123 55H124V54H121V53L119 54V56H123ZM131 55H132V54H131ZM139 55H140V53H139ZM178 55H179V57L181 56L179 53H178ZM185 55H186V54H185ZM185 55H184V56H185ZM194 55H193V57H195ZM214 55H217V56H220V57H221V55H218V54H214ZM223 55H224V54H222V56H223ZM226 55H227V54H226ZM229 55H231V58H232V54L230 53ZM115 56H116V55H113L112 58H115ZM119 56H118V58H117V56H116V58L119 59V58H120ZM125 56H126V55H125ZM129 56H130V54H129ZM129 56H127V57H129ZM142 56H144V55H142ZM165 56H166V55H165ZM165 56H164V57H161V58H165ZM186 56H188V55H186ZM196 56H198V55H196ZM199 56H200V55H199ZM202 56H203V54H202ZM227 56H228V55H227ZM261 56H262V55H261ZM8 57H11V56H8ZM48 57H49V56H48ZM51 57H52V55H51ZM90 57L88 56L86 63H88V59H89ZM127 57H126V58H127ZM136 57H138V60H141V57H140V56H136ZM139 57H140V58H139ZM150 57H152V56H150ZM150 57H149V58H150ZM157 57H160V56H157ZM157 57H156V58H157ZM167 57H168V56H167ZM188 57H189V56H188ZM206 57H208V56H205L204 58H206ZM220 57H217V63H218V60H219L218 58H220ZM224 57H226V56H224ZM240 57H241V56H240ZM251 57H252V56H251ZM251 57H249V59H247L248 57H246V58H244V59H246L247 61L251 59L250 61H252V59H253L254 57H252V58H251ZM255 57H256V56H255ZM257 57H258L259 59L261 58V57H259V55H258ZM13 58H14V57H13ZM97 58L94 59V60L98 61L99 59H97ZM106 58H107V57H106ZM126 58L124 57V59H126ZM146 58H147V57H145V59H143V57H142V60H141V61H143V65H144V66H145V64H144V60H145V62L147 61ZM154 58H155V56H154ZM154 58H153V59H154ZM177 58H178V57L174 56L173 58H170V59H172V60L175 59V60H176ZM185 58L187 59V57H185ZM185 58H184V57L182 58V59L184 60V62H185ZM190 58H191V57H190ZM190 58H189V60H186V62H188V61H191V62H192V60H190ZM202 58H203V57H202ZM211 58H212V57H211ZM214 58H215V57H214ZM229 58H230V56H229ZM242 58H243V55H242ZM46 59H48V58H46ZM49 59H50V58H49ZM49 59H48V60H49ZM100 59H102V58H100ZM103 59H105V58L103 57ZM103 59L101 60V62L103 61ZM110 59H111V58H109V60H110ZM121 59H122V57L119 59L120 62H121ZM124 59H123V60H124ZM130 59H131V57H130ZM132 59H135V58L132 57ZM136 59H137V58H136ZM153 59H152V60H153ZM165 59L167 60V58H165ZM208 59H209V58H208ZM215 59H216V58H215ZM225 59L227 60L228 58H225ZM256 59H257V58H256ZM259 59H258V60H259ZM0 60H1V59H0ZM6 60H7V57H6ZM44 60H45V59H44ZM44 60H43V61H44ZM105 60H108V59H105ZM113 60H114V59H112V61H113ZM123 60H122V61H123ZM149 60H150V59H149ZM149 60H148V61H149ZM152 60H151V61H152ZM158 60H160V58L157 59L155 62L158 63V62H157ZM166 60H164L165 63H166ZM179 60H180V59H179ZM183 60H181V62L178 61V62H180V65H178V66L181 67V64H184V66H185V64L187 65V63H184V62L182 63ZM194 60H195V59H194ZM198 60H199V59H198ZM201 60L203 61V59H201ZM221 60H222V59H221ZM228 60H230V59H228ZM237 60H239V59H237ZM237 60H236V61H237ZM246 60H245V61H246ZM258 60H257V61H258ZM261 60H262V59H261ZM263 60H264V59H263ZM8 61H9V58H8ZM89 61H90V59H89ZM92 61H93V59H92ZM92 61H91V62H92ZM96 61H95V62H96ZM112 61H111V62H112ZM116 61H117V60H116ZM119 61H118V62H119ZM124 61H125V60H124ZM126 61H127V60H126ZM129 61H130V60H128L127 63H129ZM135 61H136V60H135ZM141 61H139V63H141ZM151 61H149L150 64L152 63ZM170 61H171V60H170ZM170 61H169V62H170ZM173 61H174V60H173ZM213 61H214V60H213ZM231 61H232V60H231ZM231 61H229V62H231ZM236 61H234V63H236V64H234V68H236L235 66H238L237 69H239V65H244V66H246V64L249 62V61H248V62L246 61L247 63L243 64V63L245 62V61H243V60H239L238 62H236ZM253 61H254V59H253ZM257 61H256V62H257ZM45 62H47V61H45ZM74 62H75V61H74ZM104 62H105V61H104ZM104 62H102V63H104ZM118 62H116V63H118ZM136 62H137V61H136ZM136 62H132V61H131V63H133V64L136 63ZM161 62L163 63L162 60H160V64H161ZM167 62H168V60H167ZM169 62H168V63H169ZM197 62H198V64H200L199 61H197ZM227 62H228V61H227ZM69 63H70V62H69ZM69 63H68V64H69ZM72 63H73V62H72ZM72 63L70 64V65H71V68H70V69L73 70L72 67L76 66L77 64L72 66ZM123 63H124V62H123ZM125 63H126V62H125ZM131 63H129V65H131ZM137 63H138V62H137ZM171 63H172V61H171ZM173 63H174V62H173ZM173 63H172V64H173ZM192 63H196V62H192ZM192 63H191V64H192ZM203 63H206V60H205V59H204V62H203ZM225 63H226V61H225ZM251 63H252V62H251ZM251 63H250V64H251ZM261 63H262V62H261ZM261 63H260V64H261ZM2 64H3V61H2V63H0V65H2ZM68 64H67V65H68ZM74 64H75V63H74ZM81 64H82V62H81ZM83 64H84V62H83ZM94 64H96V63H94ZM107 64H111L110 61H109V63H106L105 65L107 66ZM112 64H113V62H112ZM112 64H111V66H112ZM114 64H115V63H114ZM114 64H113V65H114ZM141 64H142V63H141ZM146 64H147V63H146ZM158 64H159V63H158ZM163 64H164V63H163ZM166 64H167V63H166ZM174 64H175V63H174ZM176 64H177V60H176ZM191 64H189V66H190ZM209 64H210V63H209ZM211 64H213V63H211ZM218 64H221V62H219ZM232 64H233V63H232ZM248 64H249V63H248ZM252 64H253V63H252ZM252 64H251V65H252ZM254 64H255V63H254ZM254 64H253V65H254ZM257 64H258V62H257ZM63 65H64V64H63ZM78 65H80V64H78ZM85 65H86V64H85ZM89 65H90V63H89ZM91 65H93V62H92ZM99 65H102V64H99ZM125 65H127V64H125ZM125 65H124V66H125ZM135 65L137 66V64H135ZM143 65H142V66H143ZM147 65H148V64H147ZM154 65H155V64H154ZM167 65H168V64H167ZM225 65H226V64H224L223 66L225 67ZM230 65H231V64H230ZM253 65H252V67H253ZM261 65H262V64H261ZM65 66H66V65L63 66L64 69H65ZM83 66H84V65H83ZM119 66H120V65H119ZM121 66H122V65H121ZM124 66H123V67H124ZM136 66H134V67L129 66V67H131V68L127 69V71H125V73H124L123 71H120V72H123V74H124V75L122 76V77H124V78L120 77V78H122V80H123V81L121 80L122 83H123L122 85L120 84V86H119V83L117 84V81L120 80L119 77H118L119 79L116 81V83H115V81H114V82H111V83H113L114 85H116L117 87L119 86L118 88H119V95H120V96H119V98H120L119 101H120V102H119V105H117V107H115V108H116L115 112L117 111V113L114 112L115 114H117V116L115 115L116 120H115V119H114V120L112 119L113 122L115 121V123H114V124H111L112 122H111V120H110L111 118H110V119H108L109 121H106V126H107V122H108V123L111 122V123H109V124H111V125H109V127H108V131H109L110 136L115 140V142H116V140H117L118 144H119V142H121V141L123 140V137L126 136V138H127V136H129V134L131 133L130 128H131V127H134V126H131V127H130V124H128V125H129V128L127 127V125L124 126L125 124H127V122H125V121L123 120V119H124L123 117H124L129 111H130V109H129V111H128V108L130 107V105H132L133 100L136 99V98H137L138 96H140V95H142V96H140V98L137 99L138 101L141 100V98L143 97V95L147 96L146 98H144V100H146V99L148 98V94H147V92H149V91L151 92V90H152L151 93H152V96H153V93H154L153 91H155V92L158 91V90H157L158 88L156 89V88H154V86H157V87L160 86V88L162 87V88L164 89L163 86L166 85L167 83H169V81L172 80V79L169 80V78H172V76L169 77V75H170L169 72H170V71L168 72V71L164 70V71L168 72L169 75L166 73L168 76H162V73H164V71L162 70V73H161V72H160L161 69H160L159 72L161 73V75H159V76H162V77H161V78L159 77V79H158V78L156 77V76H157V73H154V74H156V76H155L154 74H153V75L155 76V78H157V80L155 81V78H154V81H155V82H153V80H152V79H153V77H152L153 75H150V73H151V72L153 73V71L149 72V70H148V69H151V68H147V69L145 68L146 71H144V69H143L144 67H143V68H140V69H143V70H140V69L137 68V67H139V66H141V65H138L137 67H136ZM162 66H163V65H162ZM171 66H173V65H171ZM175 66H176V65H175ZM182 66H183V65H182ZM196 66H197V65H195V67H196ZM206 66H207V64H206ZM213 66H215V65L213 64ZM232 66H233V65H232ZM232 66H230L231 69H233ZM247 66H248V65H247ZM247 66H246V67H247ZM262 66H264V65H262ZM262 66L260 67V69L262 68ZM66 67L68 68V66H66ZM89 67H91V66H89ZM97 67H98V64H97ZM99 67H100V66H99ZM102 67H103V66H102ZM104 67H105V66H104ZM104 67H103V68H104ZM108 67H110V66H108ZM159 67H160V66H159ZM164 67H165V66H164ZM176 67H177V66H176ZM185 67H186V66H185ZM185 67H184V68H185ZM193 67H194V64H193ZM193 67H192V68H193ZM200 67H201V66H200ZM202 67H205V65H204V66L202 65ZM207 67H208V66H207ZM209 67H210V66H209ZM209 67H208V68H209ZM211 67H212V65H211ZM218 67H219V66H217V68H218ZM224 67H222V68H224ZM230 67H229V68H230ZM248 67H250V66H248ZM248 67H247V68H248ZM257 67L259 68V65H258ZM257 67H255V69H252V70H254V71H250V68H248V70H249L250 72H254V73H255V70L258 69ZM67 68H66V69H67ZM74 68H75V67H74ZM79 68H80V66H79ZM93 68H96V67H93ZM116 68H117V65H116ZM119 68H120V67H119ZM119 68H117V69H119ZM124 68H125V67H124ZM166 68H167V67H166ZM173 68H175V67H173ZM173 68H172V69H173ZM188 68H189V67H188ZM213 68H214V67H213ZM215 68H216V67H215ZM215 68H214V71L216 70ZM220 68H221V67H220ZM226 68H227V67H226ZM242 68L245 69V70H244V73H246V72H245V71H246V68H245V67H242ZM242 68H240V70H241ZM48 69H50V68H48ZM48 69H47V70H48ZM61 69H62V68H61ZM76 69L79 70L78 68H75V70H76ZM80 69H84V67H81ZM100 69H101V67H100L97 71L100 72ZM104 69H106V68H104ZM104 69H103V70H104ZM108 69H110V68H108ZM111 69H112V68H111ZM114 69H115V67L113 68V72H114ZM120 69H121V68H120ZM157 69H158V68L154 69V71L157 70ZM169 69H170V66H169ZM178 69H179V68H178ZM178 69H177V70H178ZM186 69H187V68H186ZM196 69H197V68H196ZM198 69H200V68L198 67ZM202 69H204V68H202ZM205 69H206V68H205ZM231 69H230V70H231ZM237 69H236L234 72L238 71ZM263 69H264V67H263ZM62 70H63V69H62ZM67 70H69V69H67ZM72 70H71V71H72ZM90 70H92V68L89 69V71H90ZM95 70H96V69H95ZM103 70L101 69L102 72L105 71V70H104V71H103ZM106 70H107V69H106ZM147 70H148V71H147ZM151 70H152V69H151ZM177 70H175V71H177ZM180 70H182V68H181ZM180 70H179V71H180ZM184 70H185V69H184ZM184 70H183V71H184ZM190 70H191V68H190ZM190 70H188V71H190ZM193 70H195V68H194ZM193 70H192V71H193ZM200 70H201V69H200ZM200 70H199L198 72H200ZM209 70H210V69H209ZM221 70H222V69H221ZM230 70H229V71H230ZM6 71H7V70H6ZM50 71H53V70H50ZM50 71H49V72H50ZM59 71L61 72V70H59ZM83 71H84V70H83ZM83 71H81V73H83V74L87 73V72L84 73ZM89 71H88V72H89ZM110 71H111V70H110ZM218 71H219V70H218ZM218 71H216V73H217ZM224 71H225V70H224ZM229 71H228V72L225 71V72H227L225 75H227V74L229 75ZM241 71H242V70H241ZM249 71H247V72H249ZM258 71H259V70H258ZM258 71H256V75H257V73H258L259 76H261L260 78H261V80H262V79L264 78V76H263V75H260V74H261V72H263L264 70L259 71V72H258ZM0 72H2V71H0ZM60 72H59V73H60ZM72 72H73V71H72ZM90 72H92L91 74H92V76H93V74H95L96 71H94V73H93V71H90ZM98 72H96V73H98ZM107 72L109 73V70H108ZM115 72H116V70H115ZM117 72H119V70H118ZM156 72H157V71H156ZM159 72H158V74H159ZM180 72H181V71H180ZM184 72H187V71H184ZM196 72H197V70H196ZM202 72H203V71H202ZM222 72H223V71H221L220 73L222 74ZM232 72H233V71H231L230 74H231ZM238 72H240V71H238ZM238 72H236V73H238ZM4 73H5V72H4ZM4 73H3V74H4ZM7 73H8V72H7ZM10 73H11V72H10ZM50 73H51V72H50ZM111 73H112V72H111ZM111 73H109V75H110ZM170 73H171V72H170ZM173 73H174V72H173ZM175 73H176V72H175ZM181 73H182V72H181ZM187 73H188V72H187ZM206 73H207V72H206ZM206 73H205V74H206ZM214 73H215V72H214ZM214 73H213V75H214ZM240 73H241V72H240ZM240 73H239V74H240ZM244 73H242V75H244ZM254 73H253V76H256V75H254ZM263 73H264V72H263ZM44 74H45V73H44ZM52 74H54V73H52ZM52 74H49V76L52 75ZM83 74H81V76H82ZM91 74H90V77H89V78H92V77H91ZM103 74H104V73H103ZM103 74H102L101 76H100V75H98V76L103 77ZM115 74L117 75L118 73H115ZM119 74H120V73H119ZM119 74H118V75H119ZM164 74H165V73H164ZM177 74H178V73H177ZM179 74H180V73H179ZM205 74H203V75H205ZM221 74H217V75H221ZM223 74H224V73H223ZM223 74H222V75H223ZM249 74H250V73H249ZM1 75H2V73H1ZM12 75H13V74H12ZM12 75H11V76H12ZM15 75H18V74H15ZM46 75H48V71H47ZM77 75H78V77H79L80 74L77 73ZM86 75H87V74H86ZM88 75H89V73H88ZM104 75H105V74H104ZM109 75L107 74V76H109ZM121 75H122V73H121ZM172 75H173V74H172ZM182 75H184V73H183ZM185 75H186V73H185ZM188 75H189V74H188ZM194 75H195V73H194ZM206 75H208V73H207ZM206 75H205V77H208V76H206ZM222 75H221V76H222ZM232 75H233V73H232ZM242 75H241V76H242ZM251 75H252V74H251ZM251 75H250V78H252ZM4 76H6V74H5ZM18 76H19V75H18ZM44 76H45V75H44ZM71 76H72V75H71ZM75 76H76V75H75ZM95 76H97V74H95ZM95 76H93V77H95ZM98 76H97V80H98ZM107 76H106V78H107ZM112 76H114V75L112 74ZM173 76H174V75H173ZM175 76H176V75H175ZM178 76H179V78H180V77L183 78V76H180V75H178ZM178 76H177V78H178ZM189 76H190V75H189ZM214 76L217 77L216 75H214ZM223 76H224V75H223ZM233 76H235V74H234ZM233 76H232V77H233ZM241 76H240V77H241ZM247 76H248V75H246L245 78L243 77V78L245 79V81H247V79H246ZM7 77H10V76H7ZM14 77H15V76H14ZM78 77H77V78H78ZM86 77H88V76H86ZM164 77H165V78H164ZM184 77H185V76H184ZM226 77H227V76H226ZM238 77H239V75L237 76V78H238ZM262 77H263V78H262ZM16 78H17V77H16ZM89 78H88V79H89ZM108 78L112 80V77H111V76L108 77ZM116 78H117V77H116ZM192 78H195V77L192 76ZM192 78H191V79H192ZM196 78H199V77H196ZM218 78H220V77H218ZM222 78H223V77H222ZM224 78H225V77H224ZM229 78H230V76H229ZM237 78H236V80H237ZM248 78H249V77H248ZM2 79H5V78L2 77ZM11 79H12V77H11ZM14 79H15V78H14ZM73 79H74V77H73ZM75 79H76V78H75ZM75 79H74V80H75ZM93 79H95V78H93ZM93 79H92V81L89 79L88 82H89V81L93 82ZM99 79H101V78H99ZM113 79H114V78H113ZM186 79H188V77L185 78V81H186ZM201 79H202V77H201ZM201 79H200V81H201ZM203 79H204V78H203ZM203 79H202V80H203ZM211 79H212V77H211ZM232 79H235V77L232 78ZM257 79L259 80V78H257ZM0 80H1V79H0ZM5 80H7V78H6ZM9 80H10V79L8 78V81H9ZM74 80H72V81H74ZM86 80H87V79H86ZM95 80H96V79H95ZM95 80H94V81H95ZM102 80H103V79H102ZM102 80H101V82H102V84H103V81H102ZM107 80H108V79H106V81H107ZM168 80H169V81H168ZM189 80H190V79H189ZM195 80H196V79H195ZM207 80H210V78L207 79ZM207 80H206V81H207ZM213 80H214V79H213ZM213 80H212V81H213ZM215 80H216V79H215ZM218 80H219V79H218ZM220 80H221V78H220ZM236 80H233V81H236ZM238 80H241V78H239ZM248 80H249V79H248ZM253 80H254V79H253ZM253 80H252V81H253ZM255 80H256V79H255ZM255 80H254V82H255ZM261 80H260V81H261ZM3 81H4V80H3ZM8 81H7V82H8ZM12 81H13V80H12ZM12 81H11V82H12ZM68 81H69V80H68ZM68 81H67V83H68ZM70 81H71V80H70ZM70 81H69V82H70ZM77 81H78V80H77ZM106 81L104 82V84H105V83H108V82H106ZM108 81H109V80H108ZM204 81H205V80H204ZM206 81H205V82H206ZM210 81H211V80H210ZM216 81H217V80H216ZM216 81H213V82L216 83ZM242 81H244V80L242 79ZM262 81H263V80H262ZM262 81H261V82H262ZM0 82H1V81H0ZM9 82H10V81H9ZM23 82H24V81H23ZM62 82H63V81H61V83H62ZM65 82H66V81H65ZM65 82H64V84H63V85H64V88H63V87H62V88L60 87L61 90L66 88V86H65ZM88 82H87V83H88ZM95 82H96V81H95ZM98 82H99V80H98ZM98 82H97V83H98ZM109 82H110V81H109ZM173 82H174V81H173ZM173 82H172L171 86L173 85ZM187 82H188V81H187ZM202 82H203V81H202ZM221 82H222V80H221ZM221 82H220V83H221ZM230 82H231V79L229 80V79L227 78L226 81H225V83H224V85H225V84H228V83L231 85L232 82H231V83H230ZM236 82H237V81H236ZM248 82H250V81H248ZM248 82H247V83H248ZM1 83H2V82H1ZM5 83H6V82H5ZM67 83H66V84H67ZM73 83H74V85H75V84H78L77 82L75 83V81H74ZM73 83H72V82H71V83H68V84H70V85H68V87H69V86L71 87V86L73 85ZM111 83H109L110 86H111ZM120 83H121V82H120ZM179 83H180V82H179ZM198 83H199V81H198ZM215 83H212V84H215ZM217 83H218V82H217ZM222 83H223V82H222ZM237 83L240 84L239 81H238ZM243 83H244V82H243ZM251 83H252V82H251ZM251 83H248V84L250 85ZM262 83H263V82H262ZM9 84H10V83H9ZM71 84H72V85H71ZM83 84H84V83H83ZM85 84H86V82H85ZM88 84H89V83H88ZM102 84H101V87H102L101 90H103V88H105L104 86H102ZM113 84H112V86H114ZM183 84H184V83H183ZM189 84H192V83L190 82ZM210 84H211V83H210ZM235 84H236V83H235ZM235 84H234V85H235ZM244 84H246V82H245ZM244 84H243V85L241 84V87H243ZM63 85H62V86H63ZM99 85H100V83H99ZM107 85H108V84H106V86H107ZM158 85H159V86H158ZM176 85H179L178 82H177ZM184 85H185V84H184ZM184 85H183V86H184ZM199 85H200V84H199ZM206 85H207V84H206ZM208 85H209V83H208ZM224 85H223V86H224ZM236 85H237V84H236ZM246 85H247V84H246ZM249 85H247V86H249ZM251 85H252V84H251ZM3 86H4V85H3ZM5 86H6V84H5ZM23 86H25V85H23ZM60 86H61V85H60ZM77 86H78V85H77ZM79 86L82 87L83 85H79ZM88 86H92V83H91V85L89 84ZM88 86H87V89H90L91 87H88ZM93 86H95V84H93ZM112 86H111V89L108 88V89H110L109 91H108V89H105V91H106V90L108 91V94H107V95H111V94H109V92L112 90ZM121 86H122V87L125 86V87L122 88ZM169 86H170V85H169ZM173 86L175 87V85H173ZM181 86H182V85H181V83H180V86H177V87L174 88V89L177 90L178 87L180 88ZM185 86H188V85H185ZM194 86H195V85H194ZM203 86H205V85H203ZM209 86H210V85H209ZM209 86H208V87H209ZM213 86H214V85H213ZM216 86H219V84H217ZM216 86H215L214 88L217 89L218 87H216ZM1 87H2V86H1ZM1 87H0V88H1ZM8 87H9V86H8ZM68 87H67V90L70 88V87H69V88H68ZM75 87H76V85H75ZM95 87H96V89H97V87L99 88L98 85L95 86ZM108 87H109V86H108ZM126 87H128V88H126ZM190 87H191V86H190ZM200 87H201V85H200ZM210 87H211V86H210ZM219 87H220V86H219ZM221 87H222V86H221ZM231 87H232V85H231ZM250 87H251V86H250ZM3 88H4V87H3ZM58 88H59V87H58ZM72 88H73V87H72ZM76 88L80 89V87H76ZM82 88H83V87H82ZM82 88H81V89H82ZM85 88H86V87H85ZM93 88H94V87H93ZM114 88H116V87L114 86ZM114 88H113V90H115ZM118 88H116V91H113V90H112L113 92H115V94H116L117 96H118V94H117V92H118L117 89H118ZM124 88H125V89H124ZM153 88L156 89V90H154ZM169 88H170V87H169ZM169 88H168V89H169ZM171 88H173V87H171ZM195 88H199V86H198V87L196 86ZM195 88H194V89H195ZM201 88H202V87H201ZM201 88H200V89H201ZM205 88H206V87H205ZM212 88H213V87H212ZM227 88H228V87H227ZM233 88H234V87H232V89H233ZM6 89H7V88H5L4 90H6ZM22 89H23V87H22ZM56 89H57V88H56ZM74 89H75V88H74ZM87 89H86V91H87ZM99 89H100V88H99ZM163 89H161V90H163ZM166 89H167V88H165L164 91L167 92L168 89H167V90H166ZM174 89H173V91H175ZM184 89H185V88H184ZM200 89H199V90H200ZM202 89H204V87H203ZM206 89H207V88H206ZM210 89H211V88H210ZM232 89H230V91H231ZM244 89H245V91L247 90L246 87H245ZM244 89H242V90H244ZM249 89H250V88H249ZM7 90H8V89H7ZM24 90H25V87H24ZM24 90H23V91H24ZM27 90H29V89H27ZM67 90H66V91H67ZM75 90H76V92H79V91H80V90H77V89H75ZM82 90H83V89H82ZM82 90H81V92H82ZM84 90H85V89H84ZM90 90L92 91V89H90ZM170 90H171V89H170ZM195 90H196V89H195ZM207 90H208V89H207ZM212 90H213V89H212ZM219 90H221V89H218V91H215V92H219ZM58 91H59V89H58ZM62 91H63V90H62ZM69 91H70V89H69ZM96 91H97V90H96ZM103 91H104V90H103ZM190 91H191V90H190ZM196 91H197V90H196ZM202 91H203V90H202ZM221 91H222V90H221ZM223 91H224V90H223ZM225 91H226V89H225ZM227 91L230 92V91H229V88L227 89ZM1 92H2V90H1ZM4 92H5V91H4ZM8 92H9V90H8ZM32 92H33V91H32ZM54 92H55V91H54ZM56 92H57V90H56ZM67 92H68V91H67ZM67 92H66V93H67ZM87 92H89V91H87ZM101 92H102V91H101ZM113 92H111V93H113ZM166 92L164 93V95H165V94L167 95ZM169 92H170V91H169ZM171 92H172V91H171ZM175 92L177 93V91H175ZM175 92H174V93H175ZM192 92H194V91H192ZM192 92H191V96H192ZM210 92H212V91H210ZM228 92H227V95H228ZM63 93H64V92H63ZM63 93H62V94H63ZM69 93H70V94H69ZM69 93H67L68 95H66V96H69V97H70V95H72L71 92H69ZM72 93H73V92H72ZM90 93H94V90H93V92H90ZM90 93H88V94L90 95ZM98 93H100V91H98ZM103 93H104V92H102L101 94L104 95ZM159 93H160V92H158V94H159ZM161 93L163 94L162 91H161ZM161 93H160V94H161ZM172 93H173V92H172ZM172 93H171V95L174 96V94H172ZM188 93H189V92H188ZM203 93H205V92H203ZM203 93L201 92L199 95L202 96ZM213 93H214V92H213ZM220 93H221V92H220ZM224 93H226V92H224ZM2 94H3V93H2ZM34 94H35V93H34ZM53 94H54V93H53ZM60 94H61V93H58L57 96H53L52 100L54 99V97L59 98L58 95H60ZM62 94H61V95H62ZM64 94H65V93H64ZM75 94H76V93H75ZM75 94L73 93V95H75ZM79 94H80V93H79ZM81 94H82L83 98H85L84 96H85L87 93L84 94V95H83V93H81ZM113 94H114V93H113ZM113 94H112V95H113ZM156 94H157V93H156ZM156 94L154 93L155 96L158 95V94H157V95H156ZM168 94H169V93H168ZM186 94H187V91H186ZM186 94L183 95V97H185L184 100H186V96L188 95V94H187V95H186ZM193 94H194V93H193ZM205 94H206V93H205ZM205 94H204V95H205ZM216 94H217V93H216ZM221 94H222V93H221ZM230 94H231V93H230ZM32 95H33V93H32ZM61 95H60V96H61ZM73 95H72V96H73ZM77 95H78V94H77ZM77 95H75L74 98H76ZM93 95H94V94H93ZM93 95H92V96H93ZM97 95H98V94H97ZM97 95H96V96H97ZM149 95H151V94H149ZM169 95H170V94H169ZM171 95H170V96H171ZM218 95H219V93H218ZM1 96H2V95H1ZM1 96H0V97H1ZM5 96H7L6 93H5V95H4V98H5ZM66 96H65V98H66ZM87 96H88V95H86V97H87ZM94 96H95V95H94ZM94 96H93V97H94ZM113 96H114V95H113ZM155 96H153V98H158V97H159V96H157V97H155ZM161 96H162V95H161ZM170 96H169V97H170ZM177 96H178V95H177ZM207 96H208V95H206V97H207ZM209 96H210V94H209ZM219 96H220V95H219ZM222 96H223V95H221V97H222ZM229 96H230V95H229ZM9 97H10V96H9ZM78 97L80 98L81 96H78ZM89 97L91 98V95H90ZM100 97H101V96H100ZM103 97L110 98L111 96L107 97V96L105 95V96H103ZM103 97H102V98H103ZM150 97H151V96H150ZM167 97H168V96H167ZM224 97H225V95H224ZM4 98H3V99H4ZM12 98L15 99V98H16L15 95H14V97L12 96ZM12 98H10V100H11ZM63 98H64V97H63ZM65 98L63 99V101L66 100ZM71 98H72V97H70V99H71ZM94 98H95V97H94ZM94 98H93V99H94ZM113 98H114V100H115V97H113ZM119 98H118V99H119ZM161 98H163V97H161ZM165 98H166V97H165ZM201 98H202V97H201ZM208 98H209V97H208ZM211 98L213 99V98H215V97H212V96H211ZM222 98H223V97H222ZM227 98H229V97H227ZM1 99H2V98H1ZM55 99H56V98H55ZM81 99H82V97H81L80 99H78V100L81 101ZM98 99H99V98H98ZM103 99H104V98H103ZM118 99H117V101H118ZM176 99H178V98L176 97ZM187 99H188V98H187ZM204 99H205V98H204ZM215 99H216V98H215ZM215 99H214V100H215ZM224 99H225V98H224ZM16 100H17V99H16ZM56 100H57V99H56ZM60 100H61V98H60ZM71 100H73V98H72ZM71 100H69V101H70V103H69L70 105L72 104V103H71ZM82 100H83V99H82ZM87 100H88V99H87ZM90 100H92V99H90ZM101 100H102V99H101ZM101 100H100V101H101ZM105 100H106V99H105ZM111 100H112V99H111ZM111 100L109 99V101H108V100H106V101H107V102H110ZM114 100H113V101H114ZM147 100H148V99H147ZM150 100H151V99H150ZM153 100H155V99H152V102H151V103H153ZM158 100H159V99H158ZM168 100H169V99H168ZM171 100H172V98H171ZM209 100H211V99H209ZM219 100H220V99H219ZM8 101H9V99H8ZM11 101H13V99H12ZM58 101H59V99H58ZM63 101H62V102H63ZM75 101H76V100H75ZM80 101H79V102H80ZM83 101H84V100H83ZM85 101H86V100H85ZM95 101L97 102V99H95ZM95 101H94V102H95ZM115 101H116V100H115ZM117 101H116V103H117ZM138 101H137V103H135L136 106H137V104H138ZM161 101L163 102V100H161ZM212 101H213V100H211V102H212ZM217 101H218V100H217ZM217 101H216V102H217ZM223 101H224V100H223ZM225 101H226V99H225ZM54 102H55V101H53V103H54ZM62 102H57V103H60L59 105H62V104H63ZM66 102H68V101H66ZM66 102H65V103H66ZM72 102L74 103V101H72ZM77 102H78V101H77ZM86 102H87V101H86ZM90 102H91V101H90ZM101 102H104V103H101L102 105L105 104V101H104V100L101 101ZM134 102H135V100H134ZM141 102L144 103V101H141ZM145 102H146V101H145ZM162 102H161V103H162ZM175 102H176V101H175ZM177 102H178V101H177ZM3 103H4V102H3ZM9 103H10V105H11V102H9ZM15 103H16V102H15ZM19 103H21V102H19ZM51 103H52V102H51ZM53 103H52V106H53V105L55 106V104H53ZM61 103H62V104H61ZM98 103H99V101H98ZM98 103H97V104H98ZM111 103H112V102H111ZM139 103H140V102H139ZM147 103H149V102H147ZM147 103H144L145 106L148 105ZM157 103H158V101H157ZM157 103H156V106H157ZM159 103H160V102H159ZM164 103H167V101L164 102ZM170 103H171V102H170ZM172 103H174V102H172ZM172 103H171V104H172ZM213 103H214V102H213ZM12 104H13V103H12ZM17 104H18V103H17ZM77 104H78V103H77ZM80 104H81V103H80ZM85 104H86V103H85ZM85 104H83V105H85ZM92 104H94V103L92 102ZM95 104H96V103H95ZM99 104H100V103H99ZM106 104H109V103H106ZM106 104H105L104 106H106ZM117 104H118V103H117ZM141 104H142V103H140V105H141ZM144 104H142V105L144 106ZM153 104H154V103H153ZM168 104H169V103H168ZM59 105H58V106H59ZM63 105L66 106V104H63ZM63 105H62L61 107H64ZM67 105H68V104H67ZM70 105H68V107H69ZM74 105H75V104H74ZM90 105H91V103H90ZM102 105H101V107H102ZM110 105H111L110 108H112L114 105L116 106V104H113V106H112V104H110ZM138 105H139V104H138ZM140 105L138 106L139 108H140ZM151 105H152V104H151ZM151 105H150V106H151ZM159 105H160V104H159ZM13 106H14V105H13ZM13 106H12V107H13ZM58 106H57V107H58ZM76 106H77V105H76ZM91 106H93V105H91ZM91 106H89V109H91V108H90ZM133 106H134V103H133ZM136 106H135V107H136ZM143 106H142V107H143ZM163 106H164V105H163ZM169 106H170V105H169ZM66 107H67V106H66ZM70 107H71V106H70ZM72 107H73V104H72ZM72 107H71V108H72ZM99 107H100V106H99ZM99 107H98V108H99ZM108 107H109V105H108ZM108 107H106V108L108 109ZM135 107H134V108H135ZM142 107H141V108H142ZM151 107H152V106H151ZM161 107H162V106H161ZM14 108H15V106H14ZM14 108H13V109H14ZM71 108H70V109H71ZM75 108H76V107H75ZM94 108H95V106H93V109H94ZM113 108H114V107H113ZM115 108H114V109H115ZM126 108H127V111H128L127 113L125 112ZM143 108H144V107H143ZM54 109L56 110V107H55ZM58 109H59V108H57V110H58ZM66 109H67V108H66ZM68 109H69V108H68ZM68 109H67V110H68ZM83 109H84V107H83ZM85 109H88V106H87ZM85 109H84V110H85ZM89 109H88V110H89ZM93 109H92V110H93ZM96 109H97V108H96ZM100 109H102V108H99V110H100ZM103 109H104V107H103ZM103 109H102V110H103ZM145 109H146V110H145ZM145 109H144L145 111L148 110L147 108H145ZM154 109H156V108H153V109L150 108V111H152V110H154ZM157 109H159V107H157ZM160 109H162V108H160ZM165 109H166V108H165ZM14 110H16V109H14ZM61 110H62V109L60 108V112H62L63 110H65V108H63L62 111H61ZM72 110H75V109L72 108ZM76 110H77V108H76ZM76 110H75V111H76ZM84 110H83V111H84ZM88 110H86V111H88ZM99 110H98V111H99ZM105 110H106V109H105ZM105 110H104V113H105ZM111 110H113V109H110V111H111ZM132 110H133V109H132ZM132 110H131V111H132ZM135 110H137V111L134 112V110H133V112L136 114V112H138V108L135 109ZM141 110H143V109H140L139 112H140ZM75 111H74V112H75ZM78 111L80 112L81 109L79 108ZM83 111H81V112H83ZM98 111H97V112H98ZM108 111H109V110H108ZM108 111H107V112H108ZM145 111H144V112H145ZM160 111H161V110H160ZM162 111H163V110H162ZM164 111H165V110H164ZM14 112H15V111H14ZM60 112H59V114H62V113H63V112H62V113H60ZM66 112H67V111H66ZM68 112H71V110H69ZM72 112H73V111H72ZM79 112H77V115L79 114ZM89 112H92V111L89 110ZM94 112H95V110H94ZM97 112H95V113H97ZM101 112H102V111H101ZM112 112H113V111H112ZM133 112H132V114H133ZM142 112H143V111H142ZM154 112H155V111H154ZM84 113H85V111H84ZM98 113H99V112H98ZM98 113H97V115H98ZM108 113H109V112H108ZM108 113H106V115H107ZM114 113H112V114H114ZM130 113H131V112H130ZM140 113H141V112H140ZM151 113H152V112H151ZM158 113H159V112H158ZM63 114H64V113H63ZM63 114H62V115H63ZM65 114H66V113H65ZM67 114H68V113H67ZM80 114H81V113H80ZM82 114H83V113H82ZM82 114H81V115H82ZM88 114H90V113H88ZM88 114H87V116H88ZM91 114H92V113H91ZM102 114H103V113H102ZM138 114H139V113H138ZM138 114H137V115H138ZM142 114H143V113H141V115H142ZM145 114L147 115L148 113L145 112ZM155 114H156V113H155ZM62 115H61V116H62ZM68 115H70V113H69ZM71 115L74 116V115H76V114L71 113ZM85 115H86V113H85ZM85 115H84V117H85ZM109 115L111 116V112H110V114H108V116H109ZM129 115H130V114H129ZM156 115H157V114H156ZM64 116H67V115H64ZM90 116H91V115H90ZM93 116H94V118L97 117V116H95L94 113H93ZM99 116H100V114H99ZM99 116H98V117H99ZM101 116H102V115H101ZM101 116H100V117H101ZM103 116H105V115H103ZM108 116H107V117H108ZM130 116H131V115H130ZM132 116H134V114H133ZM138 116H140V115H138ZM150 116H153V113H152V115H150ZM160 116H161V114H160ZM11 117H13V116H11ZM11 117H10V118H11ZM14 117L16 118V115H14ZM35 117H37V116H35ZM67 117H68V116H67ZM74 117H75V116H74ZM74 117H73V118H74ZM79 117H80V115H79ZM79 117H78V118H79ZM84 117H83V118H84ZM105 117H106V116H105ZM115 117H114V118H115ZM126 117H127V116H126ZM134 117H135V116H134ZM134 117H133V118H134ZM17 118L19 119L20 117H17ZM38 118H39V117H38ZM62 118H63V117H62ZM65 118H66V117H65ZM90 118H93V117H90ZM90 118H89V120H87V118H86V120H85V119H84V120L82 119V122H83V121H91ZM128 118H129V117H128ZM128 118H126V119L130 121V119H128ZM140 118H141V117H140ZM144 118H145V117H144ZM147 118H150V117L148 116ZM154 118H155V116H154ZM157 118H159V117H157ZM25 119H26V118H25ZM25 119H24V121H29V119H28V120H25ZM31 119H32V118H31ZM33 119L36 120L35 118H33ZM69 119H70V118H69ZM99 119H100V118H99ZM99 119L97 118V120H99ZM102 119H103V117H102ZM102 119H100V120H102ZM121 119L125 122V123H123L124 125L120 123V120H121ZM138 119H139V118H138ZM151 119H152V118H151ZM151 119H150V120H151ZM12 120H14V119H12ZM12 120H11V121H12ZM37 120H38V119H37ZM37 120H36V123L39 122V121H37ZM75 120H77V119L75 118ZM95 120H96V119H95ZM97 120H96V123H98ZM100 120H99V121H100ZM105 120H106V119H105ZM105 120H104V121H105ZM131 120H134V119H131ZM136 120H137V119H136ZM136 120H135V121H136ZM148 120H149V119H148ZM159 120H160V119H159ZM176 120H177V119H176ZM176 120H175V121H176ZM178 120H179V118H178ZM15 121H16V124H15V125H17L18 120L16 119ZM15 121H14V122H15ZM19 121H21V119H19ZM31 121H32V123H35L33 120H31ZM70 121H71V120H70ZM70 121L68 120V122H70ZM79 121H80V119H79ZM104 121H103V122H104ZM116 121H119V122L117 123ZM138 121H139V120H138ZM138 121H136V123H137ZM146 121H147V120H146ZM179 121H181V120H179ZM100 122H101V121H100ZM132 122L134 123V121H132ZM132 122H131V123H132ZM149 122H151V121H149ZM29 123H30V122H29ZM70 123H72V122H70ZM83 123H84V122H83ZM83 123H81V125H82ZM138 123H139V122H138ZM141 123H143V120H142V122H140V124H141ZM145 123L147 124V122H145ZM157 123H159V122H157ZM186 123H187V124H185V125L188 126V121H186ZM8 124H10V123H8ZM12 124H13V122H12ZM22 124L24 125V123H22ZM25 124H27V122H26ZM66 124L68 125L69 123H66ZM90 124H91V123H90ZM92 124H93V123H92ZM92 124H91V126H92ZM99 124H100V123H99ZM101 124H103V123L101 122ZM101 124H100V125H101ZM146 124H145V126H146ZM172 124H173V123H172ZM174 124H175V123H174ZM176 124H177V123H176ZM176 124H175V125H176ZM179 124H180V123H179ZM259 124H260V123H259ZM259 124H257V125H259ZM261 124H262V122H261ZM261 124H260L259 127H262ZM15 125H14V126H15ZM23 125H20V124L18 123V126H21V127H22ZM28 125H29V124H28ZM28 125H26V126H27V127H25L26 129L28 128ZM32 125H33V124H32ZM32 125L30 126V129H31ZM76 125H77V124H76ZM76 125H74V126L76 127ZM81 125H79V126L81 127ZM83 125H84V124H83ZM83 125H82V126H83ZM94 125H95V122H94ZM100 125H99V126H100ZM103 125H104V124H103ZM131 125H132V124H131ZM152 125H153V123L151 124V126H152ZM154 125H155V123H154ZM177 125H178V124H177ZM185 125H182V127L185 126ZM9 126H10V125H8V127H9ZM12 126H13V125H12ZM12 126H11V127H12ZM14 126H13V127H14ZM34 126H35V128H37V127H38V124H37V125L35 124ZM34 126H33L32 128H34ZM36 126H37V127H36ZM68 126H69V125H68ZM70 126H71V125H70ZM97 126H98V125L96 124L95 127H97ZM141 126H142L141 129L144 131L145 127L143 126V124H142ZM158 126H160V125H159V124L156 125V127H158ZM180 126H181V124H180ZM190 126H191V123H190ZM11 127L8 128V131H9V129H10ZM13 127H12V130L15 129V127H14V128H13ZM21 127H19V128L21 129ZM65 127H66V125H65ZM65 127H63L62 130H64ZM72 127H73V123H72ZM86 127H87V125H86ZM86 127H85V128H86ZM88 127H89V124H88ZM143 127H144V129H143ZM146 127L148 128V126H146ZM160 127H161V126H160ZM160 127H159V128H160ZM177 127H178V126H177ZM182 127H181V128H182ZM256 127H257V126H256ZM17 128H18V127H17ZM17 128H16V129H17ZM78 128H79V127H78ZM89 128H90V127H89ZM91 128H92V127H91ZM137 128H138V127H137ZM183 128H184V127H183ZM257 128H258V127H257ZM16 129H15V130H16ZM23 129H24V126H23ZM28 129H29V128H28ZM70 129H72V128H70ZM70 129H69V130H70ZM74 129H75V128H74ZM86 129H87V128H86ZM94 129H95V128H94V126H93L92 130L94 131ZM97 129H100V127H97V128H96V131H97ZM102 129L104 130L103 127H102ZM102 129H100V131L103 132ZM133 129H134V128H133ZM138 129H139V128H138ZM149 129H150V125H149ZM151 129H152V128H151ZM154 129H156V128H154ZM154 129H153V130H154ZM160 129H161V128H160ZM178 129H179V128H178ZM188 129H189V128H188ZM261 129H263V127H262ZM261 129L258 128V131L261 130ZM15 130H14V131H15ZM34 130H35V129H34ZM34 130H33V131H34ZM72 130H73V129H72ZM76 130H77V129H76ZM80 130H81V129H80ZM80 130H79V131H80ZM88 130H89V129H88ZM106 130H107V128H106ZM131 130H132V129H131ZM135 130H136V128H135ZM200 130H201V129H200ZM251 130H252V128H251ZM263 130H264V129H263ZM14 131H13V132H14ZM22 131H24V130H21L20 132H22ZM66 131H67V130H66ZM100 131H99V132H100ZM108 131H106V133H107ZM143 131H142V132H143ZM145 131H146V130H145ZM182 131H183V130H182ZM184 131H185V129H184ZM187 131H188V130H187ZM190 131H191V129H190ZM252 131H253V130H252ZM254 131H255V129H254ZM11 132H12V131H10V133H11ZM37 132H38V131H37ZM67 132H68V131H67ZM69 132H70V131H69ZM73 132H74V131H73ZM76 132H77V131H76ZM81 132H82V131H81ZM86 132H87V131H86ZM88 132H89V131H88ZM132 132H133V130H132ZM134 132H136V131H134ZM148 132H149V130H148ZM153 132H154V131H153ZM256 132H257V131H256ZM259 132L261 133L262 131H259ZM8 133H9V132H8ZM14 133H15V132H14ZM34 133H35V131H34ZM34 133H33V135H35V134L39 135L38 133H35V134H34ZM63 133H65V131H64ZM63 133H61V138H62V136L64 135ZM84 133H85V129H84ZM100 133H101V132H100ZM137 133H138V131H137ZM137 133H136V135H137ZM149 133H150V132H149ZM156 133H157V132H156ZM156 133H154V134H156ZM253 133H254V132H253ZM260 133H259V134H260ZM263 133H264V131H263ZM40 134H42V131H40ZM78 134H79V133H78ZM80 134H82V133H80ZM133 134H134V133H133ZM138 134H140V133H138ZM142 134H143V133H142ZM255 134L258 135V132L253 134V135H254V139H252V140H256V139H258V138H256ZM19 135H20V133H19ZM58 135H60V134H58ZM65 135H66V133H65ZM70 135H71V132H70ZM70 135H67V136H70ZM73 135H74V134H73ZM82 135H83V134H82ZM99 135H101V134H99ZM102 135H103V133H102ZM102 135H101V136H102ZM136 135H135V137H136ZM150 135H152V134H150ZM157 135H158V134H157ZM159 135H160V133H159ZM261 135H262V136H261V138H262V137H263V134H261ZM22 136H23V135H22ZM28 136H29V135H28ZM39 136H42V135H39ZM39 136L37 137L38 140H39ZM75 136H76V135H75ZM75 136L72 137V135H71V139L75 138ZM80 136H81V135H80ZM103 136H104V135H103ZM105 136H106V134H105ZM107 136H108V135H107ZM130 136H131V134H130ZM133 136H134V135H133ZM133 136H132V137H133ZM147 136H148V135H147ZM249 136H250V135H249ZM31 137H32V135H31ZM31 137H30V138H31ZM33 137H34V136H33ZM35 137H36V136H35ZM58 137L60 138V136H58ZM144 137H145V136H144ZM144 137L142 136L143 139H144ZM155 137H156V136H155ZM158 137H160V136H158ZM252 137H253V136H252ZM257 137H258V136H257ZM21 138H22V137H21ZM24 138H25V137H24ZM37 138H34V140H36V142H38V141H37ZM40 138H41V137H40ZM42 138H44V136H43ZM61 138H60V140L64 141L63 138H62V139H61ZM76 138H77V137H76ZM78 138H79V137H78ZM78 138H77V139H78ZM86 138H87V137H86ZM99 138L101 139V137H99ZM112 138L109 137V139H111V140H112ZM137 138H138V137H137ZM147 138H149V137H147ZM259 138H260V135H259ZM45 139H46V138H45ZM45 139H44V141H45ZM71 139H70V140L67 139L66 141H68V142L70 143ZM80 139H83V138H80ZM105 139H106V137H105ZM124 139H125V138H124ZM157 139L159 140V138H157ZM249 139H250V137H249ZM262 139H264V138H262ZM23 140H24V139H23ZM25 140H26V139H25ZM25 140L23 141V145H24ZM40 140H41V142L39 141V142H40L39 144H37L35 141H34V142H35V144H37V146L40 145V147H41L42 139H40ZM47 140H48V139H47ZM57 140H58V139H57ZM78 140H79V139H78ZM78 140H77V141H78ZM84 140H85V139H84ZM114 140H113V143H114ZM125 140H128V139H125ZM129 140H131V139H129ZM132 140H133V139H132ZM134 140H136V139L134 138ZM151 140H152V139H151ZM153 140H154V139H153ZM163 140H164V139H163ZM163 140H162V141H163ZM20 141H22V140H20ZM20 141H19V144H20L19 147H21V144H22V143H20ZM27 141H30V140H28V137H27ZM66 141L63 142V144H64V143H67ZM72 141H73V140H72ZM75 141H76V140H75ZM75 141H74V142H75ZM105 141H106V140H105ZM105 141H103V142H105ZM138 141H139V140H138ZM138 141H137V142H138ZM142 141H143V140H141V142H142ZM145 141H147V140L145 139ZM149 141H150V139H149ZM155 141H156V139H155ZM159 141H160V140H159ZM191 141H192V140H191ZM259 141H261V139H260ZM30 142H32V140H31ZM30 142H29V143H30ZM45 142H46V141H45ZM47 142H48V141H47ZM47 142H46V143H47ZM78 142H79V141H78ZM126 142H127V141H126ZM130 142H131V141H130ZM130 142H129V143H130ZM137 142H136V143H137ZM141 142H140V143H141ZM157 142H158V141H157ZM160 142H161V141H160ZM160 142H158V143H160ZM252 142H254V141H252ZM29 143L27 144V146L29 145ZM32 143H33V142H32ZM59 143H60L61 145H63L60 141H59ZM80 143H81V141H80ZM86 143H89V142H86ZM90 143H91V142H90ZM98 143L100 144L101 142H98ZM124 143H125V142H124ZM142 143H144V142H142ZM142 143H141V144H142ZM151 143H152V142H151ZM19 144H18V145H19ZM25 144H26V143H25ZM30 144H31V143H30ZM35 144L33 145L34 147H35ZM43 144H44V142H43ZM56 144H57L58 146H60V145L58 144V141L56 142ZM70 144H72V143H70ZM77 144H78V143H77ZM83 144H84V143H83ZM83 144H81V145L83 146ZM114 144H115V143H114ZM121 144H122V143H121ZM121 144H119V146H120ZM126 144H127V143H126ZM126 144H124V145H126ZM132 144L135 145V142L132 141ZM149 144H150V142H149ZM155 144H157V143H155ZM192 144H195V143H192ZM199 144H200V143H199ZM199 144H198V145H199ZM252 144H253V143H251V145H252ZM255 144H257V143H255ZM260 144H261V143H260ZM263 144H264V143H262V145H263ZM18 145H17V146H18ZM49 145H50V144L47 143V147H48ZM66 145H67V144H66ZM66 145H65V146H66ZM87 145H88V144H87ZM87 145H86V146H87ZM103 145H104V144H103ZM105 145H106V144H105ZM115 145L118 147L117 144H115ZM133 145H131V146H133ZM139 145H140V144H139ZM144 145H146V144H144ZM144 145H142V147H143ZM150 145H153V144H150ZM160 145H162V144H159V146H160ZM249 145H250V144H249ZM251 145H250V146H251ZM258 145H259V142H258ZM258 145H256V146H258ZM29 146H30V145H29ZM33 146H32V148H33ZM44 146L46 147L45 144H44ZM58 146H55V147H57V148H56L57 150L59 149ZM63 146H64V145H63ZM72 146H74V145L72 144ZM76 146H77V145H76ZM98 146H99V145H98ZM98 146H97V147H98ZM121 146H122V145H121ZM121 146H120V147H121ZM137 146H138V145H137ZM163 146H166V145H164V143H163ZM203 146H204V145H203ZM252 146H253V145H252ZM252 146H251V147H252ZM260 146H261V145L258 146L259 149H260L261 147H263V146H261V147H260ZM19 147H18V148H19ZM25 147H26V146H25ZM40 147H39V148H40ZM42 147H43V145H42ZM42 147H41V148H42ZM70 147H71V145H70ZM80 147H81V146H80ZM97 147H96V149H97ZM106 147H107V149H106L105 147H104V148L106 149V151H108V154H107V152H106V154L108 155V157H107V155L105 156L104 153H103V151L100 150V151L103 153L102 155H104L105 157H100V161H97V162L99 163V165H98V163H97L96 166H95V164H93L94 166H91V163H90V166H91L92 170H93V169L95 170V174H94V172H93V173H91V175H87V174H86V175L83 176L84 173L78 172V173H81V174H77V173H75L76 171H74L75 174H72V173H71V172H72V171H71L72 168H71V169H68V168H67L68 170L71 171L70 173H71L72 175H70V176H68V177H66L67 175L65 176L66 179H65L64 183L68 185V186H67V185L64 186L65 188H64V187L61 188L63 180H61V181H62V182H61V181H59V179L57 180L56 178H53V177L55 176V172H53V173H54V176H52V175H53L52 172H51L52 175H51V173H50L51 176L48 174V176H50L48 179L46 178L47 176L44 177V176L46 175V171L44 172L45 174H44V176H43L42 178H46V179H47V180H46V185H45L44 190L46 189L47 185L49 184L53 190H54V189L56 190V193H57V194H56V193L54 192V193H55V198H53L54 201L51 199L52 197L50 198V196L47 195L48 191H47V193H45V195H47V196L51 199V200H50L51 202L53 201V202L56 203L57 205H55L56 207L54 206L55 208H53V206H52L53 204H52V205H51L52 209L50 208V211L48 210L49 212L46 210L47 213L50 215V223H49L48 221H46V219H45V221H46L47 223H49V224H48V226L45 225V224H42L43 226H44V225L47 226V227H50V226H51V227L54 229L52 232H54L55 230H58L57 232H59V233H58L59 235H60V233H64L65 231H70V230L72 231V228H71V227H72V222H71L70 220L66 219V218H68V217H66V218H65V216L63 217V215L68 214V216H70V214L72 213L71 211H74L75 213L83 212V208H84V206H82V207H83V208H82L81 206H79V205H77V204H75V203H74V204H71V203H70V200H69V204H70V205H69L68 203H66L67 200H68V198H67L68 196H66V194L68 195V193H69V195H70V192H71V193H72L71 195H74V197L76 198L77 195H78V194H76V193L81 189L82 185H83V187H84V184L87 185V184L89 183V185H90V183H91L90 181L92 180V177H93V176L95 177V182H94L95 184H94V185H98V186H100V187H103L102 185H104L105 187H107V188H109V189H112V190L114 191L113 193H115V194H121V195H122V200H123V199H124V200H125V199H129V198H125V197H123L124 195H125V196H126V195H127V196H128V195H134V194H137V195H138V192H139L141 189H140V190H137V187H139V186L141 187V186H142L141 184L144 183V180H142L143 183H141V181H137L136 183H135V182H132V181L135 180V179H138V178L140 179V174H141V172H142V169H141L140 164H139V166H135V164H133L132 167H129V164L127 163L128 160H127L126 163H127V166H128L129 168L126 166L128 169H127V168H126V169H123V170H122V171L124 172L123 176H122L121 178H120V177L118 178V174H116V172H117V170H120V168L122 169V165H120V164H121V162L123 161V160H122V156H123L124 154H121V151H120L121 149H120V148L114 147L113 145L110 146L109 143H108V146H106ZM124 147H125V146H124ZM140 147H141V145H140ZM140 147H139V149H140ZM144 147H146V146H144ZM144 147H143V148H144ZM147 147H149V146H147ZM151 147H152V146H151ZM167 147H168V146H167ZM190 147H191L190 149L192 150L193 146H190ZM201 147H202V146H201ZM22 148H24V147H22ZM35 148H36V147H35ZM37 148H38V147H37ZM39 148H38V149H39ZM41 148H40V149H41ZM66 148H67V147H66ZM73 148H74V147H73ZM84 148H85V147H84ZM133 148H136V147L133 146L132 149H133ZM149 148H150V147H149ZM158 148H160V147L157 146V150H158ZM171 148H172V147H171ZM173 148H174V147H173ZM196 148H197V147H196ZM203 148H204V147H203ZM205 148H207V146H205ZM254 148H255V147H254ZM258 148H257V149H258ZM20 149H21V148H20ZM20 149H19V150H20ZM33 149H34V148H33ZM38 149H37V150H38ZM40 149H39V150H40ZM43 149H45V148H43ZM48 149H49V148H48ZM50 149H52V147H50ZM60 149H61V148H60ZM62 149H63V148H62ZM80 149H81V148H80ZM87 149H88V148H87ZM89 149L91 150L92 147H91V148L89 147ZM93 149H95V148H93ZM96 149H95V150H96ZM99 149H101V148L99 147ZM99 149H98V150H99ZM122 149H123V148H122ZM124 149H125V148H124ZM128 149H129V148H128ZM137 149H138V148H137ZM152 149H153V147H152ZM187 149H188V148H187ZM190 149H189V150H190ZM197 149H198V151H196V152L200 153V152H199V148H197ZM200 149H201V148H200ZM209 149H210V148H209ZM248 149H249V151H250V147H249ZM252 149H253V147L251 148V150H252ZM22 150H23V149H22ZM35 150H36V149H35ZM57 150H56V152H57ZM64 150H66V149L64 148ZM70 150L72 151V148L69 149L67 152L69 153ZM130 150H131V149H130ZM130 150H128V151H130ZM142 150H143V149H142ZM177 150H179V149H177ZM194 150H196V149H193L191 152H193ZM201 150H202V149H201ZM254 150H255V149H254ZM40 151H41V150H40ZM40 151H39V152H40ZM48 151H49V150H48ZM51 151H52V150H51ZM51 151H50V152H51ZM60 151H61V150H59V152H60ZM125 151H127V149H126ZM132 151H134V150H132ZM132 151H131V152H132ZM144 151H145V149H144ZM154 151H155V149H154ZM159 151H161V149H160ZM162 151H163V150H162ZM165 151H167V150L165 149ZM169 151H170V150H169ZM171 151H173V150H171ZM184 151H185V150H184ZM204 151H205V149H204ZM247 151H248V150H247ZM23 152H24V150H23ZM42 152H43V151H41V153H42ZM44 152H46L44 156L47 157V156H48L47 151H44ZM53 152H55V148H54V151H53ZM65 152H66V151H65ZM65 152H62V153L60 152V153H61L62 155H63V153H64V155H66ZM67 152H66V153H67ZM92 152H93L94 154H97V153H95L94 151H92ZM96 152H97V150H96ZM101 152H100V153H101ZM131 152H130V153H131ZM155 152H158V151H155ZM178 152H179V153H180V152L183 153V151H180V150H179ZM178 152H177V153H178ZM194 152H195V151H194ZM206 152H207V151H206ZM254 152H255V151H254ZM259 152H260V151H259ZM259 152H258V154H259ZM37 153H38V152H37ZM70 153H71V152H70ZM70 153H69V154H70ZM87 153H88V152H87ZM87 153H86V154H87ZM122 153H124V152H122ZM132 153H133V152H132ZM137 153H138V152H136V154H137ZM201 153H202V152H201ZM245 153H246V152H245ZM245 153H244V154H245ZM247 153H248V152H247ZM249 153H251V152H249ZM42 154H43V153H42ZM46 154H47V155H46ZM51 154H52V152H51ZM58 154H59V153H57V154L55 153V155H57V156H58ZM61 154H60V156L58 157V158H60V159H61V157H62ZM89 154H90V152H89ZM125 154H126V153H125ZM127 154H128V153H127ZM157 154H158V153H157ZM175 154H176V153H175ZM184 154H185V153H184ZM255 154H256V153H255ZM26 155H27V154H26ZM26 155L24 154V157H26ZM53 155H54V153H53ZM70 155H71V154H70ZM100 155H101V154H100ZM129 155H130V154H129ZM140 155H142V152L140 153ZM140 155H139V156H140ZM170 155H171V154H170ZM181 155H182V154H181ZM202 155H203V154H202ZM206 155H207V154H205V155H203V156H206ZM248 155H249V154H248ZM256 155H257V154H256ZM261 155H262V154H261ZM261 155H260V156H261ZM20 156H21V155H20ZM22 156H23V154H22ZM32 156H33V155H32ZM35 156L37 157V155H35ZM40 156H42V155L40 154ZM95 156H96V155H93L92 157H95ZM152 156H153V154H152ZM152 156H151V157H152ZM158 156H160V155H158ZM167 156H168V154H166V157H167ZM172 156H174V155H172ZM178 156H179V155H178ZM245 156H247V155H245ZM49 157H52V158H53L54 156H52V155L50 156V155H49ZM63 157H64V156H63ZM73 157H74V155H73ZM85 157H86V156H85ZM90 157H91V155L89 156V158H90ZM92 157H91V158H92ZM97 157H99V156H97ZM132 157H133V156H132ZM136 157H137V156H136ZM146 157H147V156H146ZM154 157H156V156L154 155ZM166 157H165V158H166ZM206 157H207V156H206ZM257 157H258V156H257ZM21 158H23V157H21ZM33 158H34V156H33ZM37 158H39V155H38ZM41 158H42V157H41ZM58 158H57V161H59ZM74 158H75V157H74ZM83 158H84V155H83ZM89 158L87 157V159H89ZM125 158H127V157H125ZM130 158H131V157H130ZM156 158H157V157H156ZM26 159H27V158H26ZM39 159H40V158H39ZM45 159H46V158H45ZM49 159H50V158H49ZM54 159H55V158H54ZM54 159H52V161H53ZM64 159H66V158H64ZM96 159H97V158H96ZM123 159H124V157H123ZM133 159H134V157H133ZM133 159H132V160H133ZM136 159H137V158H136ZM159 159H160V158H159ZM262 159H263V158H262ZM37 160H38V159H37ZM43 160H44V157H43ZM97 160H98V159H97ZM130 160H131V159H129V161H130ZM141 160H142V162H143L142 157H141ZM150 160H151V159H150ZM150 160H149V161H150ZM30 161H31V159H30ZM35 161H36V159H35ZM40 161H41V160H40ZM47 161H48V158H47ZM47 161H46V162H47ZM52 161H51V162H52ZM57 161H56V163H57ZM61 161H63V160L61 159ZM61 161H59L58 164H59V163L61 164ZM71 161H73L72 158H71ZM81 161H82V160H80V162H81ZM92 161H93V160H92ZM135 161H136V160H135ZM138 161H140V160H138ZM149 161H148V162H149ZM151 161H152V160H151ZM159 161H161V160H159ZM259 161H260V160H259ZM263 161H264V160H263ZM31 162H32V161H31ZM31 162H29V161L27 162V163H28L27 165H28L29 167L31 166V165H29V163L31 164ZM33 162H34V161H33ZM33 162H32V167H34V166H33ZM36 162H37V161H36ZM41 162H42V161H41ZM44 162H45V161H44ZM54 162H55V160H54ZM73 162H75V161H73ZM73 162H72V163H73ZM85 162H86V160H85ZM89 162H90V159H89ZM93 162H94V161H93ZM136 162H137V161H136ZM136 162H135V163H136ZM142 162L140 161L141 165L144 164V163H142ZM155 162H156V160H155ZM175 162H177V160H176ZM186 162H187V161H186ZM189 162H190V161H189ZM257 162H258V161H257ZM34 163H35V162H34ZM39 163H40V162H39ZM47 163H49V162H47ZM63 163H64V162H63ZM69 163H70V162H68V165H69ZM72 163H70V164H72ZM124 163H125V160H124ZM132 163H133V161H132ZM177 163H178V162H177ZM179 163L181 164V162H179ZM190 163H192V162H190ZM260 163H261V162H260ZM42 164H45V163H42ZM78 164H79V162H78ZM82 164H84V162H83ZM87 164H89V163H87ZM137 164H138V163H137ZM149 164H150V163H149ZM151 164H152V163H151ZM153 164H154V162H153ZM187 164H189V163H187ZM196 164H197V163H196ZM45 165H46V164H45ZM45 165H44V166H45ZM54 165H55V164H54ZM54 165H53V162H52V166H54ZM65 165H66V164H65ZM68 165H66V166L69 167ZM75 165H76V163H75ZM80 165H81V164H80ZM168 165H169V164H168ZM171 165H172V163H171ZM181 165H182V164H181ZM181 165H180V167H181ZM192 165H193V164H192ZM192 165H191V166H192ZM22 166H23V165H22ZM22 166H20V167H22ZM38 166H39V165H38ZM38 166H37V167H38ZM48 166H49V165H48ZM70 166H71V165H70ZM82 166H83V165H81V167H82ZM85 166H89V165H86V164H85ZM90 166H89V167H90ZM142 166H143V165H142ZM144 166H146V165L144 164ZM144 166H143V167H144ZM149 166H150V165H149ZM152 166H153V165H152ZM154 166H155V165H154ZM154 166H153V169L157 170V168H154ZM175 166H176V164H175ZM189 166H190V165H189ZM189 166L187 165L186 168L189 167ZM24 167L27 168L26 166H24ZM24 167H23V168H24ZM29 167H28V168H29ZM32 167H30V168H32ZM42 167H43V166H42ZM50 167H51V166H50ZM54 167H55V166H54ZM58 167H59V166H58ZM62 167H63V166H61V168H62ZM72 167H73V166H72ZM77 167H78V166H77ZM79 167H80V166H79ZM79 167H78V168H79ZM89 167H88V168H89ZM155 167H156V166H155ZM168 167H169V166H168ZM173 167H174V166H173ZM177 167H178V169H180V167H179L178 165H177ZM194 167H195V165H194ZM196 167H197V166H196ZM8 168H9V167H8ZM15 168H17V167H15ZM39 168H40V167H39ZM55 168L57 169V167H55ZM59 168H60V167H59ZM69 168H70V167H69ZM84 168H85V167H84ZM84 168H83V169H84ZM166 168H167V167H166ZM171 168H172V167H171ZM183 168H184V167H183ZM189 168H190V167H189ZM192 168H193V166H192ZM18 169H19V168H18ZM18 169H17V171H18ZM33 169H36V168H33ZM52 169H54V168H52ZM52 169H50V170H52ZM62 169H63V168H62ZM62 169H61V171H62ZM67 169H66V170H67ZM74 169H75V167L73 168V170H74ZM85 169H86V168H85ZM85 169H84V171L87 173V171H86ZM146 169H147V167H146ZM173 169L176 171V167H174ZM184 169H185V168H184ZM193 169H194V168H193ZM12 170H13V169H12ZM12 170H11V171H12ZM39 170H41V169H39ZM45 170H47V169H45ZM66 170H63V171H66ZM75 170H76V169H75ZM90 170H91V169H90ZM147 170H148V169H147ZM147 170H146V171H147ZM155 170H154V171H155ZM174 170H170V172H172V171H174ZM187 170H188V169H187ZM189 170H190V169H189ZM5 171L7 172V169H6ZM8 171H9V170H8ZM11 171H10V172H11ZM15 171H16V170H15ZM19 171H21V170H19ZM19 171H18V172H19ZM22 171H23V170H22ZM27 171H28V169H27ZM34 171H35V170H34ZM34 171H33V173H35ZM47 171L49 172V170H47ZM58 171H59V172H58ZM77 171H78V170H77ZM80 171H81V170H80ZM84 171H83V172H84ZM144 171H145V170H144ZM154 171H153V172H154ZM165 171H166V170H165ZM177 171H178V170H177ZM191 171H192V170H191ZM194 171H195V170H194ZM29 172H30V171H29ZM39 172H40V171H39ZM56 172L61 173V172H60V169H59V170L57 169ZM89 172H90V171H88V173H89ZM118 172L120 173L121 171H118ZM170 172H169V173H170ZM181 172H182V171H181ZM181 172H180V173H181ZM183 172H184V173H183ZM183 172H182V174H180V177L178 176V178H177V180H180V181H177V180L175 179V181L171 182V184L168 183V180H169V179H168V176H169V174L166 175V177H167V179H168V180H167V184H170L171 187H172V186H173V187H174V186H175V187L177 186L178 188H179V186L183 187V186L187 185L186 182H187L188 180L186 181V179H187L188 177L190 178V176H192V175H190V173H188V172H185V171H183ZM196 172H197V170H196ZM11 173H12V172H11ZM21 173H22V172H21ZM24 173H25V172H24ZM33 173H32V174H33ZM36 173H37V172H36ZM42 173H43V172H42ZM42 173H40V174H42ZM65 173H66V172H65ZM68 173H69V172H68ZM143 173H144V172H143ZM163 173H164V170H163ZM166 173H167V172H166ZM8 174H9V172H8ZM29 174H30V173H29ZM40 174L38 173V175H40ZM89 174H90V173H89ZM144 174H145V173H144ZM151 174H152V171H151ZM161 174H162V172H161ZM170 174H171V173H170ZM173 174H174V173H173ZM173 174H172V175H173ZM175 174H176V173H175ZM175 174H174V176L177 177V175H175ZM178 174H179V173H178ZM193 174H194V173H193ZM199 174H200V173H199ZM199 174H198V175H199ZM13 175H14V174H13ZM15 175H16V174H15ZM42 175H43V174H42ZM42 175H41V176H42ZM57 175H58V174H57ZM57 175H56V176H57ZM64 175H65V174H64ZM149 175H150V174H149ZM194 175H195V174H194ZM202 175H203V174H202ZM6 176H8V175L6 174ZM6 176L3 175L4 178H6ZM33 176H34V175H33ZM36 176H37V175H36ZM58 176H60V175H58ZM58 176H57V177H58ZM88 176H89V177H88ZM141 176L145 177L146 175H141ZM147 176H148V174H147ZM152 176H153V175H152ZM161 176H162V175H161ZM174 176H173V178H174ZM3 177H2V179L0 178V183H1L2 181H4V178H3ZM8 177H9V179L12 178V177H10V176H8ZM61 177H62V175H61ZM94 177H93V178H94ZM154 177H158V176H154ZM164 177H165V176H164ZM169 177H171V176H169ZM195 177H196V176H195ZM201 177H202V176H201ZM32 178H33V177H32ZM34 178L37 179L38 176H37V177H34ZM40 178H41V177H39V179H40ZM125 178H126V180H124ZM158 178H159V177H158ZM158 178H157L156 180H158ZM196 178H197V177H196ZM196 178H195V179H196ZM198 178L200 179V175H199ZM15 179L17 180V178H14V180H15ZM117 179H118L119 181H118ZM143 179H144V178H143ZM152 179H153V177L151 178V180H152ZM195 179L192 178V181L195 180ZM257 179H259V181H260L261 179H264V178H263V176H262L261 179H260V177L257 178ZM1 180H2V181H1ZM11 180L13 181V179H11ZM148 180H149V179H148ZM190 180H191V179H189V181H190ZM6 181H8V179H7ZM6 181L4 182L5 184L7 183ZM12 181H11V182H12ZM18 181H19L18 183H16V182L14 181V182H15V184H14V185H15V187H14V193L11 192V193L13 194V197L11 196V197L13 198V200H12V203H11V200H10V203H11L10 208H11V210L9 209V210H10V211L8 212L9 214L7 213L8 216H7V214L5 213V211H3L2 213H3V214L5 213L6 215H5V216H3V215L0 216V219L2 220V221H0V224L2 223V224H1V225H2L1 230H2L3 232L6 231V233H9V229H10V227H15V226H16L17 228H21V231L24 230V227H26L27 225L29 226V224L31 225L30 222H32V220H33V219L35 218V216H36L35 212H36L37 209L35 210V209H33V207L30 206L31 204L28 203L29 201H27V200L30 199V198L27 199L26 196H27V192L33 190L34 185H35V184H36V185L38 184V183H37L38 180H37L36 182H35V181L31 182V178H30V176H29L28 174H24V175L22 174V175L18 176ZM44 181H45V180H44ZM44 181L42 180V182H44ZM78 181H79V184L82 183V185H80V187H79V190L77 189V187H78V186H77V185H78V184H77ZM92 181H93V180H92ZM146 181H147V179H146ZM146 181H145V182H146ZM152 181L154 182L155 180H152ZM152 181H151V183H152ZM165 181H166V180H165ZM169 181H170V180H169ZM171 181H172V178H171ZM192 181H191V182H192ZM197 181H198V180H197ZM259 181H258V184L260 183ZM9 182H10V180H9ZM9 182H8V184H9ZM14 182H13V183H14ZM39 182H40V181H39ZM139 182H140V183H139ZM157 182H158V181H157ZM64 183H63V185H64ZM146 183H147V182H146ZM154 183H155V182H154ZM164 183H165V182H164ZM164 183H163V184H164ZM195 183H197V182H195ZM39 184H40V183H39ZM73 184H74L75 186H74ZM155 184H156V183H155ZM165 184H166V183H165ZM165 184H164V188L166 189ZM191 184H192V183H191ZM197 184H198V183H197ZM245 184H246V183H244V185H245ZM248 184H249V182H248ZM250 184H251V183H250ZM250 184H249V185H250ZM252 184H255V183H252ZM14 185H13V186H14ZM43 185H44V184H43ZM92 185H93V184H92ZM144 185L148 187V185H146V184H144ZM161 185H162V184H161ZM189 185H190V182H189ZM189 185H188V187H189ZM193 185H195V184L193 183ZM198 185H199V184H198ZM249 185H248V186H249ZM39 186H40V185H39ZM39 186H37V187L39 188ZM71 186H74V188H71ZM98 186H97V187H98ZM157 186H159V184H158ZM191 186H192V185H190V187H191ZM4 187H5V186H4ZM43 187H44V186H43ZM85 187H86V190L89 189V191H90L91 188H87V186H85ZM85 187H84V188H85ZM142 187H143V186H142ZM154 187H155V186H154ZM154 187H153V188H154ZM160 187H161V186H160ZM168 187H170V186H168ZM168 187H167V188H168ZM196 187H197V186H195L194 189H195ZM245 187H247V186H245ZM5 188H6V187H5ZM8 188H10V185L8 186ZM8 188H7V189H8ZM11 188H12V187H11ZM11 188H10V189H11ZM48 188H49V186H48ZM51 188H50V189H51ZM84 188H83V189H84ZM143 188H145V187H143ZM148 188H149V187H148ZM148 188H146V189H148ZM150 188H151V186H150ZM178 188H177V189H178ZM183 188H184V187H183ZM185 188H186V186H185ZM197 188H199V187H197ZM203 188H204V187H203ZM203 188H202V189H203ZM247 188H248V187H247ZM249 188H250V187H249ZM249 188H248V189H249ZM251 188H252V190H253L254 187H251ZM251 188H250V189H251ZM255 188H256V187H255ZM257 188L261 190L262 186H261L260 188L257 186ZM257 188H256V189H257ZM10 189H9V190H10ZM34 189L37 190V188H34ZM40 189H41V187H40ZM40 189H39V190H40ZM52 189H51L50 191H52ZM138 189H139V188H138ZM146 189L144 190V192L147 193ZM157 189H158V188H157ZM190 189H191V188H190ZM190 189H188V191H189ZM202 189H201V190H202ZM41 190H42V189H41ZM84 190H85V189H84ZM84 190H83V191H84ZM91 190L93 191V189H91ZM97 190H100V189L97 188ZM102 190H103V188H102ZM104 190H105V189H104ZM136 190L138 191L137 193H136ZM159 190H160V191H159ZM159 190H157L156 192H160V194H161V192H162V190H163V187H162V190H161L160 188H159ZM172 190L176 191L175 189L172 188V189H171V192H169V191H170V189H169L168 193H169L170 195H171V193L173 192ZM181 190H182V192H181ZM181 190L179 191V189H178L177 191H179L181 194H182L184 191H186V190H184V189H182V188H181ZM191 190H193V188H192ZM197 190H198V189H197ZM197 190L195 189V191H197ZM260 190H259L258 192H252L251 190H249V191L246 190V191H247V195L249 196V197H247L248 199L246 198V199H247V200H246V203H245V204H246V205H245L246 207H245L244 210H241V211H239V212L237 213V220H238V221L241 220V222H243V224H247V226L245 225L246 228H245L244 230H242V233H241L240 236L237 238L236 243L233 244L232 246H230L229 250H227L228 252L230 251V253H232L231 255H234V254H235V257L232 258V256H231V259H230V260H232L235 264H251L252 261H253L252 256H254V254H257V253L254 251V249L252 248V246H254V243H255V242H256V244H259V243H257V242H261L262 244H264V231H262V230L264 229V228H263V225H264V209H263V207H264V191L261 192ZM33 191H34V190H33ZM81 191H82V189H81ZM108 191H109V190H108ZM151 191L153 192L152 189H151ZM164 191H165V192H163V193L165 194V193H166V190H164ZM188 191H187V192H188ZM193 191H194V190H193ZM253 191H254V190H253ZM256 191H257V190H256ZM35 192H36V191H35ZM43 192H44V191H43ZM93 192H95V191H93ZM97 192H98V191H97ZM100 192H102V191L100 190L99 193H100ZM142 192H143V190H142ZM142 192L140 191V193H142ZM191 192H192V191H190V193H191ZM31 193H32V192H31ZM37 193H38V192H36V194H37ZM39 193H42V191L39 192ZM79 193H80V192H79ZM83 193H84V192H83ZM103 193H104V192H102V194H103ZM109 193H110V192H109ZM149 193H150V192L148 191L147 195H149ZM168 193H167V194H168ZM173 193H174V192H173ZM193 193H194V192H193ZM193 193H191V194L193 195ZM202 193H204V191H202L201 193H200V192H197V194L194 193L195 196H194V195H193V196H194L195 198H197V200L200 201V200H202ZM33 194H34V192H33ZM49 194L51 195V193H49ZM111 194H112V193H111ZM111 194H110V195H111ZM160 194H159V195H160ZM164 194H163V195L161 194L160 196H165L166 199H167L169 196L167 195V196H168V197H167V196L164 195ZM184 194H185V193H184ZM188 194H189V193H188ZM28 195H29V194H28ZM40 195H41V194H40ZM40 195H39V196L37 195V196H38V199H39ZM42 195H43V196H42L41 198L43 199V197H44V193H43ZM71 195H70V196H71ZM103 195H104V194H103ZM140 195H141V194H140ZM144 195H145V193H144ZM144 195H143V196H144ZM151 195H153V193H151ZM155 195H158V194L155 193ZM178 195H180V194H178ZM185 195H186V194H185ZM192 195H190V198H193V197H191ZM203 195H204V194H203ZM31 196H32V195L30 194V197H31ZM78 196L81 197L82 194L80 193ZM119 196H120V195H119ZM119 196H118V197H119ZM143 196H142V197H143ZM172 196H174V195L172 194ZM172 196H170V197H172ZM183 196H184V195H183ZM28 197H29V196H28ZM32 197H33V196H32ZM32 197H31V198H32ZM71 197H72V196H71ZM104 197H106V195H105ZM108 197H109V196H108ZM111 197L113 198V196H111ZM111 197H109V198H111ZM116 197H117V196H116ZM130 197H131V196H130ZM132 197H133V196H132ZM132 197H131V198H132ZM135 197L137 198L138 196L135 195ZM150 197H151V196H150ZM156 197H157V196H154L153 199H154V200H157V202L159 203L160 201H158L159 199H157ZM170 197H169V200L173 201V199L170 198ZM185 197H186V196H185ZM12 198H11V199H12ZM33 198H34V197H33ZM49 198H48V203H49V205H50ZM72 198H73V197H72ZM75 198H74V200H75ZM112 198H111V199H112ZM120 198H121V196H120ZM151 198H152V197H151ZM155 198H156V199H155ZM160 198H161V197H160ZM163 198H164V197H163ZM173 198H174V197H173ZM183 198H184V197H183ZM187 198H189V196H188ZM195 198H193V199H195ZM206 198H207V196H206ZM6 199H7V198H6ZM9 199H10V198H9ZM26 199H27V200H26ZM35 199H36V198H34V200H35ZM38 199H37V200H38ZM106 199H107V198H106ZM113 199H114V198H113ZM117 199H119V198H117ZM137 199L139 200V197H138ZM143 199H145V198H143ZM146 199H147V197H146ZM153 199H152V200H153ZM164 199H165V198H164ZM37 200H36V201H37ZM40 200H41V199H40ZM78 200H79V199H78ZM102 200H103V199H102ZM104 200H105V199H104ZM108 200H110V199H108ZM108 200H107V201H108ZM122 200H121V201H122ZM124 200H123V201H124ZM129 200H131V199H129ZM134 200H136V199H134ZM134 200H132V201H134ZM141 200H142V199H141ZM149 200H150V199H149ZM149 200H148V202H149ZM154 200H153V202H154ZM162 200H163V199H162ZM185 200H187V199H185ZM32 201H33V199H32ZM32 201H30V202L33 203ZM36 201H35V202H36ZM41 201H42V200H41ZM46 201H47V200H46ZM112 201H113V200H112ZM121 201H119V202H121ZM127 201H128V200H126V202H127ZM136 201H137V200H136ZM136 201H134V202L136 203ZM163 201L165 202V200H163ZM166 201H167V200H166ZM190 201H191V200H190ZM199 201H198V202H199ZM204 201H205V199L203 200V202L200 201L201 203H198V204H199V205H198L199 207H196L197 209L194 208V209H196V210L193 211V212L190 211V213L188 212V214H187V213H185V211H180V212H181V213H179L180 216L176 215L177 218H178V217H181L182 219H183V218L188 219V217H189L190 215H191L190 217L193 216V218H196V217H209L210 215H209L208 211H209L210 209L208 208V206H210V205H208V203H205ZM206 201H208V200H206ZM217 201H218V200H217ZM3 202H6V200L3 199ZM44 202H45V201H44ZM44 202H43V204H45ZM53 202H52V203H53ZM71 202H74V201H71ZM75 202H76V201H75ZM110 202H111V200H110ZM110 202H109V203H110ZM114 202H117V201H114ZM143 202H144V201H143ZM151 202H152V201H151ZM157 202H155V203L158 204ZM191 202H192V201H191ZM218 202H219V201H218ZM1 203H2V201H1ZM10 203H8V204H10ZM78 203H79V202H78ZM130 203H131V202L129 201V202H128V205H129ZM132 203H133V202H132ZM138 203L140 204V201H139ZM138 203H137V205H138ZM145 203H146V201H145ZM145 203H144V205H145ZM155 203H154V204H155ZM167 203H170V202H167ZM192 203L194 204V202H192ZM5 204H7V203H5ZM29 204H30V205H29ZM37 204H38V203H37ZM41 204H42V202H41ZM41 204L38 205V206H41ZM79 204H81V203H79ZM107 204H108V203H107ZM118 204H120V203H118ZM118 204H116V205H118ZM121 204H122V203H121ZM123 204H124V203H123ZM123 204H122V205H123ZM148 204H149V203H148ZM150 204H151L152 206H150ZM150 204L148 205V206H149V209H148V210L150 211V212H148V213H149V214L151 213V214L154 215V217H156V218H155L156 220L153 221V223L155 222L156 224H154V227H152L153 225L150 226V227H152V229L154 230V231H153L154 234H152V235H153V236L155 235V237L153 238V236L150 234V231H149V234L147 233V231H148L147 229H148V228H146L145 225H144V226H145L146 229H145L144 227H142V230H143V228H144V229L146 230V232H145V231H142V230H141V231L144 232V233H147V235H151V236H152V238H153L152 240H150V239H151V236H148V237H150L149 242H147L148 239L146 238V239H147V241H146L147 243H142V242L140 243V237H141V234H142V233L139 235V233H140V228H139V227H138L139 230H137V232L139 231L138 234H133V233L129 232V233L127 234L128 236L126 235V237H127V240H126V241H127V243H128V246L131 248L132 252L134 251L133 253H134V256H135V257L133 258L132 261H131V260H128V259H127V260H124V259H126V258H124V257H123L124 259H122V256L124 255V252L122 251V250H124V249H123V245H122V246H121V244L119 245V246L122 247V248L120 247V248L122 249V250L120 249L121 251H120L119 249L117 250L119 253H118V252H117V253H113L114 251L112 252V247H113L114 245H116V243L112 245L111 249H108V248H106V247L104 246L105 243L102 245L103 242H102V243L100 242L101 239H102V236H104V235H103V234H104L103 229L107 228V229H110L111 231H112V230L115 231V230L121 229V227H123V229H125V230L127 231L128 226H125V227H124V225H127V224H125V223L128 222V223L130 224L132 221H134V222H135V221H136V222H139V221H137V218L135 217V216H138V214L136 213V210H134L135 212H133V211L130 212L131 210L129 209V210H130V211L128 210V211H129V214H128V211H127V214H128V215L124 217V218H126L127 221H126L125 219H124V220H125V221H124L123 218H122L123 222H125V223L122 222L123 225H122V224H119V222H117V221H116V222L114 221L115 223H113V222L111 221V222H112V225H111V226H110V225L107 226V224L105 223V224H106L105 227L102 228V232H103V234L101 233L102 235L98 233V231L101 230V229L99 228V230H98V228L96 227V228H97V229H96L94 226H93V228L96 229V232H97L96 234L94 233L95 230H94L93 228H92V229H93L94 231H93L92 229H88V227L84 228V229H86V230H87V229L90 230V231H88L87 234H86V233H83V232L85 231L84 229L81 230V232L83 231V232L81 233V232H79V229L76 228V229H78V232H79V233H78V234H75V233H74V234H75V238H74V241H73V242H72V241H69V242H72V243H73V244L70 243V245H71V244H72V245H71L69 248H66V246H67V245L65 244L66 241L63 242V244L66 245L65 248H64V247L62 246L63 244L58 243V239H59L58 236H57V237H53V242H54V243H52V244L49 243V245L47 244V247L49 246V247L47 248V250H45V251L42 250V251H44V253L41 254V256L45 255L44 258L42 259L43 261L39 259L37 262L40 263V261H42L41 264H73V263L77 262L78 260L80 261V259H79L80 256H81V257H83V256H88L87 264H138L140 260H141V263H142V264H213V259H214V258H217V257H214V258H213V256H215V253L217 252V247L221 244V242L219 241V239H220V238H225V236H226L225 234H223V233L221 232L222 229H219V228L217 229L216 226L212 224V227H209V228L207 229V230H209V231L204 232V233L202 232V233H203L202 235H201V233H200V235H199V234L197 235V236H198V240H201V239H202V243H200V244L197 245V246H194V247H193L194 249H192V250H190V248H189V249H188L189 251H188L187 253L185 252L186 254L184 253V251H183V253L181 252V254H185V255H181V254H179V252L181 251V249H180V248L177 249V247L174 246V244L176 245V242H175L174 239H173L175 236L172 235L171 237L174 236V237L172 238L173 240L170 239L171 237H170L169 234H170L171 231H169V230H168V227L164 225V223L166 224L167 221H169V223L167 222V225H169V224H170V220L173 219V218H174V220H175L176 217H175V216L173 217V213H172V212H171V213L169 212L173 207L170 208V210H169V208H167V209L165 210L162 206H159V205H158V207H157V206L154 207V204H152V203H150ZM159 204H162V205H163V203H161V202H160ZM164 204H165V203H164ZM171 204H173V206H174V203H170V205H171ZM196 204H197V202H196ZM219 204H220V203H219ZM221 204H222V203H221ZM1 205H2V204H1ZM3 205H4V204H3ZM33 205H34V204H33ZM33 205H32V206H33ZM122 205H121V206H122ZM126 205H127V204H126ZM131 205H132V204H131ZM131 205H130V207H132ZM133 205H134V203H133ZM137 205H136V206H137ZM140 205L142 206V204H140ZM146 205H147V204H146ZM167 205H168V204H167ZM167 205H164V207L167 206ZM207 205H208V206H207ZM217 205H218V204H217ZM223 205H224V204H223ZM4 206H5V205H4ZM43 206H44V205H43ZM45 206H46V205H45ZM124 206H125V204H124ZM192 206H193V205H192ZM220 206H221V205H220ZM6 207H7V205H6ZM114 207H115V206H114ZM133 207H135V206H133ZM138 207H139V206H138ZM138 207H136V208H137V209H140V208H138ZM146 207H147V206H146ZM152 207H153V208H152ZM168 207H169V206H168ZM170 207H171V206H170ZM187 207H188V205H187ZM189 207H190V205H189ZM222 207H223V206H222ZM222 207H221V208H222ZM227 207H228V206H227ZM227 207H226V208H227ZM8 208H9V205H8ZM8 208L5 209L6 212L8 211ZM35 208H36V206H35ZM37 208H38V207H37ZM41 208H42V206H41ZM45 208H47V206H46ZM81 208H82V211H81ZM115 208H117V206H116ZM115 208H113V207L111 206L110 209L113 211ZM124 208H125V207H124ZM124 208H123V209H124ZM128 208H129V206H128ZM136 208H134V209H136ZM143 208H145V206H144ZM165 208H166V207H165ZM183 208H184V207H183ZM207 208H208L209 210H207ZM212 208H213V206H212ZM215 208H216V207H215ZM42 209H43V208H42ZM42 209L39 208L38 210H41V211H38V210H37V211H38V212H41V213L45 212V211L42 212ZM48 209H49V208H48ZM110 209H109V210H110ZM118 209L120 210V209H122V208L119 207ZM118 209H117V210H118ZM123 209H122V210H123ZM141 209H142V208H141ZM173 209H174V208H173ZM173 209H172V210H173ZM177 209H178V208H177ZM179 209H180V208H179ZM217 209H218V208H217ZM224 209H225V208H224ZM227 209H228V208H227ZM34 210H35V211H34ZM85 210H86V209H85ZM111 210H110V212H111ZM117 210H115V211H117ZM119 210H118V211H119ZM144 210H145V209H143V211H144ZM167 210H169V211H167ZM181 210H182V209H181ZM191 210H193V209L191 208ZM211 210H212V209H211ZM213 210H214V209H213ZM213 210H212V211H213ZM219 210L222 211L223 209H220V208H219ZM115 211H114V212H115ZM118 211H117V213H118ZM124 211L126 212V209H125ZM137 211H138V210H137ZM145 211H146V210H145ZM145 211H144L143 213H145ZM178 211H179V210H178ZM74 212H73V213H74ZM114 212H113V214H114ZM138 212H140V211H138ZM141 212H142V211H141ZM85 213H86V212H85ZM146 213H147V212H146ZM175 213H176V212H175ZM175 213H174V214H175ZM184 213H185V214H184ZM48 214H47V215L45 214V215L48 217ZM115 214H116V213H115ZM136 214H137V215H136ZM139 214H140V213H139ZM189 214H190V215H189ZM210 214H211V213H210ZM40 215H41V214H40ZM71 215H72V214H71ZM76 215H77V214H76ZM110 215H111V214H110ZM120 215H121V214H120ZM120 215H119V218H120ZM141 215H142V214H141ZM141 215H139V216H141ZM185 215H186V216H185ZM46 216L43 215V220H44V217H46ZM74 216H75V215H73V217H72L73 219L75 218ZM81 216H82V215H81ZM112 216H113V215H112ZM115 216H116L115 218L117 219L118 216H117V215H115ZM143 216H144V214H143ZM2 217H3V218H2ZM37 217H39V216L37 215ZM110 217H111V216H110ZM110 217H108V218H110ZM141 217H142V216H141ZM148 217H149V216H148ZM150 217H152V216L150 215ZM154 217H152V220L154 219ZM172 217H173V218H172ZM190 217H189V218H190ZM4 218H5V219H4ZM69 218H71V217H69ZM77 218H78V217H77ZM106 218H107V217H106ZM115 218H114V219H115ZM143 218H144V217H142V219H143ZM145 218H146V217H145ZM211 218H212V217H211ZM211 218H210V219H211ZM39 219H41V218L39 217ZM39 219H38V220H39ZM47 219H48V218H47ZM78 219H79V218H78ZM78 219H77V222H78ZM140 219H141V218H140ZM146 219H147L146 221H147V223H148V222H149V221H148V218H146ZM185 219H184V220H185ZM200 219H201V218H200ZM204 219H205V218H204ZM206 219H207V218H206ZM213 219H214V218H213ZM35 220H36V219H35ZM43 220L41 219L40 221H43ZM105 220H108V221H109V219H105ZM105 220H103V221H104V222H107V221H105ZM120 220H121V219H119V221H120ZM174 220H171V225H172V222H175ZM179 220H181V219H179ZM184 220H183V222H184ZM40 221H39V222H40ZM45 221H44V223H45ZM69 221H70L71 223H69ZM73 221H74V220H73ZM141 221H142L141 223H143V224L145 223V222H144L145 220H141ZM134 222H133V223H134ZM150 222H151V221H150ZM150 222H149V223H150ZM41 223H42V222H41ZM139 223H140V222H139ZM151 223H152V222H151ZM74 224H75V223H74ZM74 224H73V225H74ZM77 224H78V223H77ZM77 224H76V227L79 225V224H78V225H77ZM95 224H96V223H95ZM102 224L104 225V223H102V222H101V225H100V224H97V225H99L98 227H100V226H102ZM108 224H110V223H108ZM118 224H119V225H118ZM135 224H136V223H135ZM137 224H138V223H137ZM97 225H96V226H97ZM130 225H131V224H130ZM130 225H129V226H130ZM146 225H148V224H146ZM149 225H150V224H149ZM171 225H170L169 227H171ZM173 225H174V223H173ZM45 226H44V227H45ZM90 226H91V225H90ZM90 226H89V227H90ZM106 226H107V227H106ZM175 226H176V224H175ZM180 226H181V225H180ZM51 227H50V228H51ZM131 227H132V226H131ZM147 227H149V226H147ZM177 227H179V226H177ZM45 228H46V227H45ZM171 228H172V227H171ZM175 228H176V227H175ZM25 229H26V228H25ZM47 229H48V228H47ZM128 229H129V228H128ZM135 229H136V227L134 228V230H135ZM169 229H170V228H169ZM173 229H174V226H173ZM1 230H0V231H1ZM17 230H18V229H17ZM43 230H44V229H43ZM48 230H49V229H48ZM51 230H52V229H51ZM51 230H49V231L51 232ZM91 230L93 231L92 233H94L95 235L98 234L99 237H97V236L91 234ZM105 230H106V229H105ZM171 230H172V229H171ZM177 230H178V229H177ZM177 230H176V231H177ZM205 230H206V229H205ZM12 231L15 232V231L13 230V228H12ZM46 231H47V230H46ZM106 231H107V230H106ZM111 231H110V232H111ZM120 231H121V230H120ZM172 231H173V230H172ZM180 231H181V230H180ZM3 232H2V233H3ZM18 232H19V231H16V234H17ZM44 232H45V231H44ZM52 232H51V233H52ZM57 232H56V233H57ZM72 232H73V231H72ZM75 232H77V230H75ZM89 232H90V233H89ZM99 232H100V231H99ZM135 232H136V231H135ZM4 233H5V232H4ZM19 233H20V232H19ZM22 233H23V231H22ZM51 233H48V234H51ZM56 233H52L51 236H53V235L56 234ZM125 233H127V232H125ZM171 233H173V232H171ZM174 233H175V232H174ZM245 233H247V234H246L247 236L244 235ZM0 234H1V233H0ZM14 234H15V233H14ZM14 234H12V235H14ZM20 234H21V233H20ZM20 234H17V235H20ZM48 234H47V236L43 237V238H45L44 241H45V240L48 241V239H49V238H48ZM68 234L71 235V233H69V232H68ZM74 234H73V235H74ZM110 234H112V233H110ZM1 235H2V234H1ZM17 235L15 236V237H16V240L18 239V238H17V237H18ZM45 235H46V234H45ZM64 235H65V234H64ZM69 235H67V237H69ZM73 235H72V236H73ZM76 235H77V236H76ZM100 235H101V237H100ZM105 235H106V234H105ZM144 235H146V234H144ZM8 236L10 237V236H11V233H9ZM60 236L63 237V235H60ZM65 236H66V235H65ZM65 236H64V237H65ZM244 236H245V237H244ZM3 237H4V234H3ZM5 237H6V235H5ZM9 237H8V238H9ZM11 237H12V236H11ZM113 237H114V236H113ZM176 237H177V235H176ZM12 238H13V237H12ZM46 238H48V239H46ZM51 238H52V237H50V242H51ZM65 238H66V237H65ZM70 238L73 240V237H70ZM70 238H69V239H70ZM100 238H101V239H100ZM196 238H197V237H196ZM60 239H62V238H60ZM60 239H59V240H60ZM63 239H64V238H63ZM142 239H143V238H142ZM144 239H145V238H144ZM7 240L9 241V239H7ZM14 240H15V239H14ZM40 240H41V239H40ZM65 240H67V239H65ZM246 240H247V241H246ZM10 241H11V240H10ZM12 241H13V240H12ZM42 241H43V240H41V242H42ZM46 241H45V242H46ZM60 241H61V240H60ZM67 241H68V240H67ZM113 241H114V240H113ZM113 241H111V244H112ZM172 241H174L175 243L172 242ZM254 241H255V242H254ZM114 242H115V241H114ZM114 242H113V243H114ZM118 242H119V241H118ZM122 242H123V241H122ZM144 242H145V241H144ZM253 242H254V243H253ZM8 243H10V242H8ZM14 243H17V241L14 242ZM47 243H48V242H47ZM123 243H124V242H123ZM173 243H174V244H173ZM12 244H13V243H12ZM41 244L44 246L45 243H41ZM67 244H68V242H67ZM197 244H198V243H197ZM251 244H253V245H251ZM256 244H255V245H256ZM13 245H14V244H13ZM68 245H69V244H68ZM124 245H125V244H124ZM177 245H179V244H177ZM106 246L109 247L108 245H106ZM257 246H258V245H257ZM261 246H262V245H261ZM261 246H258V248H259V247L261 248ZM44 247H45V246H44ZM124 247H126V246H124ZM17 248H18V247H17ZM45 248H46V247H45ZM113 248H114V247H113ZM115 248H116V247H115ZM117 248H119V247L117 246ZM43 249H44V248H43ZM88 249H91V250L93 249L94 252H95V255H90V254H88V253H87V254H84V253H83V252L87 251ZM107 249L110 250L112 253H111L110 251H108ZM182 249H184L183 244H182ZM179 250H180V251H179ZM40 252H41V249H40ZM108 252H110V253H108ZM115 252H116V251H115ZM120 252H123V255H122V256H121ZM257 252H258V251H257ZM82 253H83L84 255H81ZM39 255H40V254H39ZM39 255H38V256H39ZM140 255H143V257H140ZM229 255H230V254H229ZM41 256H40V257H41ZM261 256H262V255H261ZM225 257H226V256H225ZM255 257H256V256H255ZM255 257H254V258H255ZM30 258H31V259H34L35 257H30ZM36 258H37V257H36ZM36 258H35V260L38 259V258H37V259H36ZM41 258H42V257H41ZM227 258H229V256H227ZM227 258H225L224 261L221 259L222 261L220 260V262H221L220 264H227V261H228ZM108 259H109L110 261H108ZM22 260H23V259H20L19 262L22 261ZM26 260H27V259H26ZM35 260H33V262H35ZM230 260H229L228 262H229V263H232V262H230ZM15 261H16V260H15ZM28 261H29V259H28ZM31 261H32V260H31ZM31 261L27 262L26 264L30 263ZM215 261H217V260H215ZM218 261H219V260H218ZM218 261H217V262H218ZM19 262H17V263H19ZM3 263H4V261H3ZM6 263L9 264V262H5L4 264H6ZM17 263H16V264H17ZM229 263H228V264H229ZM1 264H2V263H1ZM12 264H14V263H12ZM19 264H20V263H19ZM35 264H36V263H35ZM232 264H233V263H232ZM252 264H253V263H252Z\"/></svg>","mask_w":264,"mask_h":264}]
</instances>
